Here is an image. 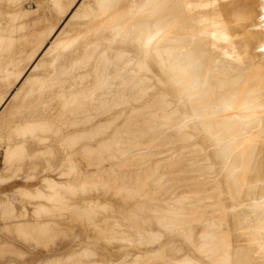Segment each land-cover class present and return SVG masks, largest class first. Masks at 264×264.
<instances>
[{"label": "bare ground", "instance_id": "6f19581e", "mask_svg": "<svg viewBox=\"0 0 264 264\" xmlns=\"http://www.w3.org/2000/svg\"><path fill=\"white\" fill-rule=\"evenodd\" d=\"M50 1H51V0H50ZM53 1H55V0H53ZM57 1H58V0H57ZM77 1H78V0H77ZM99 1L101 2L102 0H99ZM103 1H104V2H101V3H102L101 6H102L103 3H104V4H105V5H104L105 7L97 6V8L100 7V8H102V9H104V10L101 9L102 12H100V10H97V9H95V10H97V11H96L97 13H98V11H99V14L95 13V10H93L94 12L92 11L93 13H95V16H96V14H97V16H96L97 18L94 16L93 13H92L93 16L91 15V18H90V16H88V15H89L91 12H90L88 15L85 14V15H82V16L80 15V16H79L77 11H79L80 9H78V7H77L78 4L76 3L77 6H76V4H75V8H77V9H76V10H77V11H76L77 13H75V12L73 11V12L75 13V16L77 15L76 17L74 16V17H75V20L78 19L77 17H81V19H82V17H84V16H88V18H87V19H82V20L79 18L78 21H75V20L72 21V20H73V17H72L71 20L69 21V23H70L71 25H74L73 27H72V26L66 21V23H68V25L71 27V29L74 28L72 31H75L74 33H73L71 30L69 31V34H68L69 37H70V34H71V33H73V35L75 34L74 38H71V39L69 38V39H70V40H75L76 42H75V41H74V42L77 43V45H78V43L80 42V41H78V40H81L80 43H82V42H83L82 39H84V42H85V39H87V38L89 39V38H91V37H93V36L96 35V36L94 37V39L96 40V39L99 37L100 40H99V39H98V40L101 41V39H103V35H101L100 33H101V32H105L106 28H109L110 26L113 27L112 24H114V28H113V30L116 28V26H117L118 30L116 29V30H114L113 32L121 33V34H116V35H117V36H120V35H121L122 38H126V37H127V39H125V40H126V41L129 40L128 42H130V40H131V42L133 41V44H134V45L132 46V47H133V50H134L135 48H138L139 43L142 42V43H141L142 45L140 44V46H141V48H142V46H143V49L138 48V49H139V53H138V49H135V50H134L135 52H136V50H137V54H138V55L141 54V53H140L141 50H143V51H142L143 53L145 52L144 54H146V52H148V53H152V54H153V53L156 54V53H155L156 51L154 50V49L156 48L155 45H157V44H158V45H161V47H160L161 50H159V49H158V50H159V53H160V51H161V53H162V55H164V57H162V55L160 54L161 58H160V57H159V58H160V59L165 58L169 63L172 64V66H173L174 68L172 67L171 69H173L174 72L177 73V74L179 75V76H178V75H174V76H175V78H176L177 76L180 77L179 80H180L181 82L177 81V78L175 79L174 77H172V79H170V78L168 79L169 73H171V72L167 73L168 70L166 71V70L162 67V66H165L166 69H167V66H166V64L164 63V62H165V61H164L165 59H164V60L162 59V60H163V63H162V60L158 59V57H157V59L160 60L161 62H158L157 60H156V61L159 63L158 65H160V63L162 64V65L159 66V67L162 68L164 71H166V72H162V73H163V76H166V77L163 79V78H162L163 76H162V77L159 76V75H162V73L158 75L159 77H158V76L155 77L156 75L154 76L153 73H155V72H153V71H157V70H154V69H153V70H152V72H153L152 74H153L154 78H153V76H152L153 79H151V76H150V74H149V76H147V79H148V78H149V79H148V80H147V79H144V82H145L146 80L148 81V82L146 81L147 83H149V82H151V81L155 82L154 79L157 78L156 81H157V80L160 81V85H161V84L163 85V83H164V84H165V87H164V88L166 89V88L169 87V89H170V86H171V88H172L173 85H170V84H169V86H168L167 83H169V82L172 81V83H174V85H175V86H173V88L176 87V86H179V88L176 87V89L178 88L177 91H176V94H177L178 92L180 93V90H182V91H181V95H178V94H177V95H176V94L172 95V96H174V97H175V95H176V97H175L174 99L171 97V94H173V93L170 92L171 94L169 95V97H171V99L174 100L175 102H176V101H177V102L181 101V103H179V104H180V105L183 104V106L187 104V103H186V104H185V103H182V100H184L185 98H186V99H185L184 101H187V102H188V101H191L192 98H194L195 96H196L195 98H197V96L200 97L202 94L204 95V97H207V98H206L207 100L202 99V98H203V95L200 97L201 99L198 97L203 103H204V100H205V103H204V104L200 103L201 101H200L198 98H197V100H198L199 102L196 101L195 98H194V103L191 104V105H193V106H191V107L189 108V110H187V108H186V106H187L188 104H187L186 106H184L183 108H186L187 112H188V111L190 112V113H188V114H187L186 110H185V111L182 110V112L180 111L182 114H183V112L186 113V114H184V115H182V114L179 113V111H178V113H179L178 116H183V117L185 118V120L182 121V123L180 122L181 120H180V121H176V119H177V120L181 119L180 117L177 118L178 116H177L176 114H178V113H173L174 111L176 112L177 110L182 109V108H181L182 105H181L180 107H179L178 105H174V104H173L174 101H172L171 99H170V102H169V100H168L169 97H167V98H161V99L163 100V102H168V103H165L164 107H166V104H168L169 107H170V106L172 107V106L174 105V106H173L174 108H175V106H176V108H177V106H178V108H180V109H175V110L172 112V109H173V107H172L171 110L169 109L171 112H168V111H169V110H168L169 107H168V108L166 107V110H165V111H166V113H167V112L169 113L168 115H167V114H163V113H164V112H163V111H164V108H161V109H163V111H162L163 113H162V114H163V115H166V117L168 116L166 119H169V115H170V119H169L168 122H167V120L164 119L165 117L163 118V117H162L163 115L159 113L160 115H162L161 117L163 118V120L161 119V120H162L161 123H164V124H165V122H164V120H165V121H166V124L169 123V124H167V125H168V126H171V124H174L175 121H176L177 123L180 122V124L178 123V124L180 125V127H179V125L175 122L176 126H177V125H178V126H177V127L175 126V127H174V130H177V131H178L177 128H179V129H181V130L184 129V131H185V128H186V130H188V131H187L188 133H192L194 130L197 129L195 132H193V134H188L187 132H183V133H184V134H183V133H180L181 130L179 131V133L181 134V137H182V138H183L184 136H186V137H184V138H186L185 141H187V143H184V141H183L184 138H183V139H180V141H183V143H184V147L182 146L183 143H182V145H180L181 142H180L179 145L182 146L183 148H186V144H188V143L190 144V143H191V142H190V141H191L190 138H192V137H191L192 135H195L194 138H195L196 136H198V138H200L201 131L204 130V131H203V134H201V136L204 135V132H205V134L209 137V139H210V138L212 139V143L214 142L213 144H214L216 147H215V146H210V145H209L210 143L207 144V141L209 142V139H208V137H207V138H205V139L203 138V140H202V141H204V140L206 141V144L204 143L205 141L203 142V143L205 144V146H203L204 144H202V145H198V144H200V142H202L201 139H199L200 141H198V143L196 142V146H194V148L197 149V148H199V146H200L199 149H202V148H201V146H202L203 148L205 147V148L207 149V151H209L208 148H210V147H211V148H213V147L217 148V150H215V149H214V150H215L216 152L219 151L218 153L221 154V156H220V154H219V156H217V157H218L217 160H219V158H220V160H221V157H222L223 160H222V164H221V165H223L224 167H223V166H221V167H223L224 169H226V170L223 171V168H222V171L224 172V174H225L226 171H227L226 175L229 174V176H227V177H231V179H233V180H232L233 183H232V181H230V179H229V181L231 182V184H233V185L236 184V185H237V182H238V181L236 182V180H239V179H241V180H246V179H248V180H249L250 177H251V174L253 175V173L255 172V171H254L255 168H256V169H255L256 172L258 173L257 175H258L259 177H256V176H255V177H256V179H255V177L253 176L254 181L251 182V181L249 180V181H250V182H248L249 185L246 183L247 180H246V182H244V181H239L240 184H239V182H238L239 185H241V182H244V184H246V186H245V185L242 183V185H244L243 188H245V187L248 186L246 190L244 189V191H246L247 194H248V196H249V198H251V200L248 198L249 201H252V199H253V201H254V203H253V201H252V202L249 204V205L252 206L253 209H254V211H252L251 215H249V214H250V209H251V208H250V209L248 208V211H249V212H248L247 210L244 211V210L247 209V208H246V206H245L246 204L243 203V202H245V201L248 200V199L246 198V200L243 201L244 196H243V194H242V197H240L241 193H239V191L237 190L236 186H234V187H233V186L230 187L231 184H229V187H228V188H229V191H228V189H227V191L230 193V194H229V193H228V194L231 195V196L234 194V193H233V192H234L233 190L236 189L235 194L233 195L234 197L232 196V197H233V198H232L231 196H228L227 199L230 197V199L232 198L233 201H236L235 198L238 199V197H240V199H242L241 202L243 203V204H241V203H239L240 201H236V202L238 203V205H237L238 207H237V206L235 207V203L231 201L233 204L231 203L232 205H229V206H230L229 208H231V206L233 207V205H234L235 208L233 207L234 209L231 210V211H233V212L228 213V214L230 215V217H229V218H230V221H229V219H227V220L229 221V223L231 222V225L234 224V226H235V228H236V232H235V228H234V230L232 229V230H233L232 233H230V232H231L230 230H231L232 227L229 228V233L231 234V236H232V235H233V236L235 235L236 237H235V236H234V237H235L236 239H238L237 236H239V237L241 238L242 236H240V235L243 233V232H242V233H239L238 231L241 230V229H242L241 231H243L244 229H247L246 231H244V232H246V233H243V234H244L243 238H246L247 234H249V231H250L251 233H250L249 235H252V237L254 238L253 241L255 240L254 242H255L257 245H256L255 243L253 244V241L250 240V239H252V238H251V236H249V235H248L247 238H249V237H250V238H249V239L246 238V239H247V242H246V239H245V241H244V240L241 241V240L239 239L241 242H240V244H238V243H239V242H238L239 240H238V241H237V244H238V245H237V244L233 243V241H234V240H232L233 237L230 238V235L228 236L229 233H228V234L226 233L227 235L224 234L225 231H223V233H221V231L219 232V234H220V233L222 234V237L225 236V237L223 238L224 240H222V242H221V239L218 240V236H220V235H219V234L217 235V233L215 234V233H214V230H212V226H210V225H213V223H212V224H209V225H207V226H209V231H210V229H211V232H212V231H213V232H212V233H211V232H210V233L208 232V233H209L212 237H213L214 234L217 235V238H216V236H215V238H216V240H218V241L220 242V243H218V244L216 243V244H217V245H216L217 247L214 245L215 243H212V242L215 240V239H213L214 237L211 239V240H212L211 243L209 242V240H206V239H205V242H206V243H205V242L203 241L204 238H202V235H201V238H200V235H199V237L196 236V237L200 238L201 240L203 239V240L201 241L202 243L204 242L205 244H208V245H209V243L212 244V246L210 245L209 247H208V246H205V244H204V246H205V247H204L203 244L201 243V244H202L201 247H204L205 250L202 249L201 247H199V249H200V250L202 249V251L204 250V251L206 252V253L204 254V253H203L204 251H203V252L201 251V253H203L204 255L207 254L206 256H204V255L202 254V255H203V258H202V259H203V262H205V261H204V257H205V260H206V258H207L208 256H210L209 252L212 251V249H213L214 251H212V252L215 254V255H214L215 257H211V258H213L212 260L215 261V262H214L215 264H264V255H262V254H264V250H261V249L264 248V227H263V226H264V194H262L264 190L261 192L260 189L258 190V188H257L258 186H259V188L261 187V189L264 188V178H262V177L264 176V0H116L117 2H116L115 0H109V3H110L111 1H115L116 4H115L114 2H113V3L111 2V3L115 6V7H113V8H111V6H110V5H112L111 3L109 4V6H110V7H109V6H108V3H107L108 1H106V2H105V0H103ZM3 2H4V1H3ZM3 2H2V3H3ZM55 2H56V1H55ZM59 2H60V4H61V0H60ZM66 2H67V3H68V2H69V3L71 2V4L73 3V1H71V0L66 1ZM75 2H76V0H75ZM92 2H93V1H92ZM6 3H7V2H6ZM12 3H13V2H11L10 4L12 5ZM56 3H57V2H56ZM63 3H65V1L62 2V4H63ZM79 3H80V2H79ZM97 3H99V2L97 1ZM106 3H107V4H106ZM3 4H4V3H3ZM18 4H19V3H18ZM20 4H21V2H20ZM20 4H19L18 6H20ZM86 4H87V3H86ZM1 5H2V4H1ZM5 5H6V4H5ZM16 5H17V4H16ZM63 5L66 6V4H63ZM73 5H74V3H73ZM73 5H71V6H73ZM99 5H100V3H99ZM8 6L10 7V5H8ZM40 6H41V5H40ZM44 6H45V5H44ZM49 6H50V5H49ZM52 6H53V5H52ZM60 6H61V5H60ZM67 6H68V4H67ZM3 7H4V6H3ZM21 7H22V6H21ZM23 7H24V6H23ZM61 7H62V6H61ZM68 7H69V6H68ZM68 7H67V8H68ZM73 7H74V6H73ZM79 7H80V6H79ZM95 7H96V6H95ZM0 8H2V7L0 6ZM6 8H8V7H6ZM11 8H12V7H11ZM14 8H15V7H14ZM16 8H17V6H16ZM16 8H15V9H16ZM69 8H70V7H69ZM75 8H74V9H75ZM109 8H110V9H113V11L109 10ZM19 9H20V7H19ZM46 9H47V8H46ZM65 9H66V8H65ZM70 9H71V8H70ZM9 10H10V9H8V11H9ZM67 10H68V12L70 11L69 9H66V11H67ZM71 10H73V9H71ZM5 11H7V10H5ZM12 11H13V10H12ZM21 11H22V10H21ZM21 11H19V13H21ZM39 11H40V10H39ZM23 12H24V11H23ZM70 12H71V11H70ZM70 12H69V13H70ZM73 12H71V15H72V14L74 15ZM0 13H1V12H0ZM6 13H7V12H6ZM8 13H9V12H8ZM16 13L18 14V11H17ZM28 13H29V12H28ZM32 13H33V11H32ZM66 13H67V12H66ZM69 13H67V15L70 16ZM17 14H14V17H16ZM55 14H56V13H55ZM1 15H4V13L2 12ZM6 15H7V14H6ZM6 15H5V16H6ZM8 15L11 16V13H9ZM8 15H7V16H8ZM30 15H31V14H30ZM48 15H49V14H48ZM10 16H8V17H10ZM12 16H13V15H12ZM12 16H11V17H12ZM17 16L20 17V16H23V15H20V14H19V15H17ZM42 16H43V15H42ZM28 17H29V16H28ZM92 17H93V18H92ZM2 18H3V17H2ZM2 18L0 17V19H2ZM4 18H5V17H4ZM4 18H3V20H2V21H3L2 23H4V21L8 20L7 17H6L5 19H4ZM30 18H31V17H29V19H30ZM40 18H41V17H40ZM43 18H44V17H43ZM69 18H70V17H69ZM84 18H86V17H84ZM17 19H18V17H16V19H15V23L17 22V21H16ZM22 19H23V17H22ZM24 19H25V18H24ZM60 19H61V18H60ZM25 20H26V21H21L22 25L20 24V22H19V20H18V22H19L18 24H19V25H18L17 27H19V26H23V28H24L23 22H24V24H26V22H28L27 19H25ZM51 20H52V19H51ZM11 22H13L12 19H11ZM62 22H63V21H62ZM73 22H74V23H73ZM2 23H1V20H0V24H2ZM15 23H14V25L17 24V23L15 24ZM60 23H61V20H60ZM4 24H5V23H4ZM42 24H43V23H42ZM44 24H45V23H44ZM47 24H48V23H47ZM5 25H6V24H5ZM33 25L35 26V24H33ZM38 25H40V24H38ZM45 25H46V24H45ZM61 25H62V24H61ZM106 25H107V26L109 25V26L107 27ZM115 25H116V26H115ZM1 26L3 27V24H2ZM1 26H0V29L2 28ZM10 26H11V23H10ZM28 26H30V25H28ZM48 26H49V25H48ZM59 26H60V25H59ZM64 26H66V25H63L62 27L64 28ZM69 26H67V27H68V30H69V28H70ZM105 26H106V27H105ZM4 27H5V26H4ZM4 27H3V29H4ZM6 27H9L8 23H7V26H6ZM11 27H13V26H11ZM30 27H31V26H30ZM32 27H33V26H32ZM32 27H31V30H33V31L37 29V27H34V28H36V29H33ZM42 27H43V26H42ZM42 27L39 28L38 30L40 31V29H42ZM60 27H61V26H60ZM67 27H66V28H67ZM112 27L109 28V29H110V32H111V30H112ZM13 28H14V29H12V28H11V29H12V30H15V31H12V34L14 33L13 35L11 34L12 36H11L10 33H8V31H7V34L10 35L9 38L6 37V33L4 34V31L2 32L3 29H1V32L3 33V36L5 35L4 37H6V39H4L5 42H2L3 44H1V45H3V46H2V48H1V50H0V63H2L4 60H6L5 57L8 55V53H9V54L12 53V50H13V49L15 50V49L17 48L16 50H19V51L21 50V48L19 49V47H20L21 45H20L19 47H18V46L16 47V46H15V43H16L17 39H21V37H20V38H18V37L20 36L21 33H22V34L24 33V32L22 31L23 29H21V28H22V27H21L20 30H19V32H21V33H19L18 30H17L18 28H17V29H16V27H13ZM46 28H47V27H46ZM104 28H105V29H104ZM6 29H7V28H6ZM11 29H10V30H11ZM47 29H48V28H47ZM4 30H5V29H4ZM7 30H9V29H7ZM26 30L29 31V29H26ZM44 30H45V29H44ZM44 30H43L42 32H44ZM59 30H60V29H59ZM103 30H104V31H103ZM16 31H17V32H16ZM60 31H61V30H60ZM64 31H65V30H63V33H64ZM107 31H109V30H107ZM10 32H11V31H10ZM34 32H36V31H34ZM46 32H47V31H46ZM18 33H19V34H18ZM25 33H27V32H25ZM28 33H30V31H29ZM44 33H45V32H44ZM44 33H43V34H44ZM108 33H109V32H106L104 35L108 36V35L110 34V33H109V34H108ZM0 34H1V33H0ZM22 34H21V36H24V37L26 36V35H24V34L22 35ZM31 34H33L32 31H31L30 34H27V35L29 36V35H31ZM35 34H36V33H35ZM35 34H34V36H36ZM41 34H42V33H41ZM41 34H40V37H41ZM58 34H59V33H58ZM98 34L101 35V38H100V36H99ZM112 34H115V33H112ZM8 35H7V36H8ZM46 35H48V34H46ZM59 35H60V34H59ZM65 35H67V34H65ZM97 35H98V36H97ZM123 35H125L126 37L123 36ZM1 36H2V35H1ZM3 36H2V37H3ZM28 36H26L27 39H28ZM34 36H30L29 39H31L32 37H33V39H34ZM43 36H44V35H43ZM48 36H50V34H49ZM54 36H55V34H54ZM57 36H58V35H57ZM60 36H62V35H60ZM68 36H67L66 40L68 39ZM106 36H105V38H104V39H106V40L103 39V41H105V42H102V43H101V42H98V43H100V47H102V48H103V46H101V45H104V46H105V44H106V46L108 47V43H109V42H110V43H114V42H115V43L117 44V45L115 44V45L117 46L116 49H117V50H120L121 47H122L124 44H126L125 41H123V42H125L124 44L121 42L122 40H121V38H120L121 36H120L119 39L121 40L120 42H121L122 44L120 45L121 47H119V48H120V49H119V48H118V46H119V45H118V44H119V40H118V43L116 42V41H117V39H116L117 36L112 35V37H111V35H109L112 39H111V38H108L109 36H108V37H106ZM113 36H114V37H113ZM2 37H1V38H2ZM37 37H39V35H37ZM40 37H39V38H40ZM71 37H73V36L71 35ZM96 37H97V38H96ZM1 38H0V39H1ZM7 38H8V39H7ZM26 38H22V39H26ZM35 38H36V37H35ZM55 38H56V36H55ZM55 38H54V39H55ZM58 38H59V40H58L59 43H58V44L60 45V44L63 42V41H60V40L63 39V38H65V37H63V38L60 39V37L58 36ZM58 38H56V39H58ZM49 39H50V38H49ZM49 39H48V40H49ZM54 39H52V37H51V42H52V40H53V42H52L51 44H53V43H55V42L57 43V41H56V40L54 41ZM91 39H92V40H91ZM91 39H90V41H87V40H86V41H87L88 43H90V42H92V41L94 40L93 38H91ZM115 39H116V41L112 42V40H115ZM31 40H32V39H31ZM36 40H37V38H36ZM41 40H42V39H41ZM48 40H46V41H48ZM70 40H68V41H66V42L69 43ZM98 40H97V41H98ZM107 40H108V41H107ZM136 40H137V41L140 40V41H138V45H137V46H136V42H134V41H136ZM0 41H1V40H0ZM22 41H23V40H22ZM26 41H27V40H25V41L23 42L24 44H26L24 47H26V46L28 45V43H26ZM34 41H35V40H34ZM34 41H33V42H34ZM97 41H93V42H96V44L98 45ZM28 42H30V41L28 40ZM33 42H31V43H33ZM37 42H38V41H37ZM49 42H50V41H49ZM64 42H65V40H64ZM64 42H63V43H64ZM74 42L71 41V42L69 43V45L72 43L70 46H73V45H74ZM87 42H86L84 45H86ZM106 42H107V43H106ZM131 42H130V43H131ZM19 43H20V42H19V40H18V44H19ZM56 43L53 44V45H51V48H52V47H55L54 45H56ZM67 43H66V44H67ZM110 43H109V46H110V45H113V44H110ZM16 44H17V43H16ZM21 44H22V43H21ZM34 44H35V43H34ZM91 44H92V46H93V43H90L89 45L91 46ZM96 44H95V45H96ZM131 44H132V43H131ZM41 45H42V44H40V46H41ZM61 45H62V44H61ZM61 45H60V46H58V45L56 46V47H57V49L55 48L56 51H58V50H62V49H63V48H62L63 46H61ZM89 45H86V46H85V49H84L83 43L81 44V46H82L83 48L80 47V46H76V45H75V47H78L79 50L82 52V50H81L80 48H82V49L85 51L86 48H87ZM97 45H96V46H97ZM127 45H128V44H127ZM127 45H126V46H127ZM129 45H130V44H129ZM129 45H128V48L131 49V45H130V46H129ZM38 46H39V45H38ZM40 46H39V47H40ZM48 46H49V44H48ZM64 46H65V44H64ZM90 46H89V47H90ZM106 46H105V47H106ZM140 46H139V47H140ZM15 47H16V48H15ZM66 47L69 48L68 44H67ZM75 47H74V48H75ZM97 47H98V46H97ZM97 47H95V48H97ZM112 47H114V46H112ZM124 47H125V46H124ZM124 47H122V49H123L122 51L120 50L121 53H122L124 50H126V48H127V47H126V48L124 49ZM134 47H135V48H134ZM157 47L159 48V46H157ZM59 48H62V49H59ZM78 48H76V49H78ZM93 48H94V47H92V49H93ZM102 48H101V49H102ZM108 48H109V47H108ZM108 48H107V49H108ZM152 48H154V49L151 50ZM25 49H27V48H23V51H24ZM32 49H33V47H32ZM34 49H35V48H34ZM64 49L66 50V51H64V53L66 52L65 55L68 54V53H69V50H67L65 47H64ZM69 49H70V48H69ZM71 49H72V48H71ZM71 49H70V50H71ZM89 49H90V48H89ZM97 49H98V48H97ZM101 49H100V50H101ZM105 49H106V48L102 49L103 53H101V51H100V55H103V54L105 53ZM14 50H13V51H14ZM35 50H36V49H35ZM35 50H34V51H35ZM95 50H96V49H95ZM95 50H94V51H95ZM98 50H99V49H98ZM110 50H112V49H110ZM113 50H114V49H113ZM158 50H157V51H158ZM10 51H11V52H10ZM21 51H22V50H21ZM23 51H22V53H21V52H19V53L23 54ZM26 51H27V50H26ZM34 51H33V52H34ZM37 51H38V49H37ZM41 51H42V50H41ZM45 51H46V50H45ZM48 51H49V50H48ZM54 51H55V50H54ZM67 51H68V53H67ZM84 51H83V53H85ZM90 51H91V52H94L93 50H90ZM150 51H152V52H150ZM153 51H155V52H153ZM15 52H18V51H15ZM28 52H29V51H28ZM33 52H32V53H33ZM61 52H63V50H62ZM77 52H78V51H77ZM91 52H90V53H91ZM95 52H98L97 54L99 55V51H95ZM118 52H119V51H118ZM120 52H119V53H120ZM124 52H126V51H124ZM49 53H51V52H49ZM52 53H53V52H52ZM64 53H60L59 57H60V56H62V58L65 57L64 55H61V54H64ZM71 53H74V49H73V51H72ZM75 53H76V52H75ZM87 53H89V50H88ZM90 53H89V54H90ZM114 53H115V52H114ZM114 53L110 54L111 57H112V55H113ZM116 53H117V51H116ZM116 53H115V54H116ZM121 53H120V54H121ZM127 53H128V52H127ZM143 53L141 54L142 56L144 55ZM157 53H158V52H157ZM14 54H15V53H14ZM14 54L12 53L11 55H14ZM34 54H35V53H34ZM56 54H57V53H56ZM56 54H54V55H56ZM58 54H59V52H58ZM58 54H57L56 57H58ZM79 54H81V56H83L82 53H79ZM94 54H95V53H92V54H90V55H93V56H94ZM115 54H114L115 57H114V58L112 57V59H114V60H116V59H115V58H116V55H115ZM117 54H118V53H117ZM137 54H136V55H137ZM15 55L18 56V53L15 54ZM42 55H43V54H42ZM46 55H47V54H46ZM46 55L44 54V56H46ZM54 55H51V56H54ZM76 55H77V54H76ZM76 55H74V56H76ZM100 55L98 56V57H99L98 59H103V58H101ZM104 55H105V54H104ZM104 55H103V57H106V56H107V54H106V56H104ZM138 55H137L136 57H139V58H137V59L135 58L136 60H135V62H134L136 66H137L138 61H139V62L141 61V60H139V59H141V58H142V61H144L145 59L148 60V59H152V58H154L153 56H150V58H149V56L147 57V55H146V56H143V57H145V59H144L143 57L140 58V55H139V56H138ZM179 55H180V59H181V60H183V58H181V56H182V57H184V56H189V57H190V61L188 62V57H185V58H187V59H186V62H182V61L179 62V61H178V60H180L179 57H178V58L176 57V56H179ZM17 56H16L15 58H17ZM19 56L21 57L22 55L19 54ZM19 56H18V58H19ZM49 56H50V55H49ZM49 56H48V57H49ZM66 56H67V55H66ZM69 56H70V55H69ZM74 56H73V57H74ZM95 56H96V54H95ZM117 56H118V55H117ZM8 57H10V56H8ZM83 57H84V56H83ZM85 57H88L87 54L85 55ZM85 57H84V58H85ZM90 57H91V56H90ZM109 57H110V56H109ZM118 57H120L119 59H121V61H122V58H121L122 56L119 55ZM118 57H117V58H118ZM146 57H147V58H146ZM4 58H5V59H4ZM24 58H25V57H24ZM45 58H46V57H45ZM52 58H55V56L52 57ZM155 58H156V57H155ZM8 59H10V58H8ZM8 59H7V60H8ZM11 59H12V56H11ZM11 59H10V60H11ZM26 59H27V58H26ZM50 59H51V58H50ZM68 59H69L70 62L72 61L70 58H68ZM94 59L96 60V58H94ZM98 59H97V60H98ZM104 59H105V58H104ZM104 59H103V60H104ZM119 59H117V60H119ZM177 59H178V60H177ZM10 60L7 61V62H5V63L7 64V63L9 62V64H10V63L12 64V62L14 63V61L17 60V59H15L14 61L11 60V62H10ZM19 60H23V58H22V59L19 58ZM36 60H37V59H36ZM43 60H44V59H43ZM45 60H46V59H45ZM60 60H61V59H60ZM85 60H86V59H85ZM90 60H91V59H89V61H90ZM103 60H102V61H103ZM147 60H146V61H147ZM176 60H177V61H176ZM37 61H38V60H37ZM51 61H53V59H52ZM51 61H50V62H51ZM64 61H65V63L67 62L66 59H64ZM100 61H101V60H100ZM105 61H106V60H105ZM121 61L119 60V62H121ZM142 61H141V62H142ZM146 61H145V62H146ZM151 61H152V60H151ZM154 61H155V59H154ZM167 61H166V62H167ZM184 61H185V59H184ZM15 62H16V61H15ZM40 62H42V60H41ZM48 62H49V61H48ZM57 62H58V61H57ZM87 62H88V61H86V65H88V67H85L86 65H83V67L85 68V70H86L87 68L90 67V65L87 64ZM103 62H104V61H103ZM119 62H118V64L121 66V69H122V66L124 67V65H121ZM136 62H137V63H136ZM141 62H140V66H139V67L142 68V67H143L142 64H143L144 62H142V63H141ZM149 62H150V60H148V64H149V65L151 64L153 68H154V67L156 66V64H157V63L155 62V65L153 66V63H149ZM152 62H153V61H152ZM5 63H4V64H5ZM19 63H20V62H19ZM37 63H38V62H37ZM45 63H46V62H45ZM60 63H61V62L59 61V64H60ZM63 63H64V62H63ZM63 63H62V64H63ZM88 63H89V62H88ZM121 63L123 64V61H122ZM14 64H15V63H14ZM17 64H18V62L16 63V65H17ZM21 64H22V61H21ZM55 64H56V63H55ZM62 64H60V65H62ZM69 64H70V63H69ZM90 64H91V61H90ZM93 64H94V63L92 62V65H91V66H93ZM101 64H102V63H100V65H101ZM145 64L147 65V63H145ZM163 64H164V65H163ZM19 65H20V64H19ZM19 65H18V66H19ZM22 65H23V64H22ZM28 65H29V64H28ZM48 65H49V64H48ZM60 65H59V66H60ZM65 65H66V64H65ZM97 65L100 66L99 64H97ZM119 65H116V66H115V64H114V66L112 65V68L115 67V68H114V71L116 70V73L118 72L116 68L120 67ZM138 65H139V63H138ZM143 65H144V64H143ZM146 65H144V68H145ZM151 65H150V66H151ZM169 65H170V64H169ZM169 65H168V66H169ZM1 66H2V68H3V64H2ZM8 66H10V68H11V65H8ZM18 66H17V67H18ZM23 66H24V65H23ZM68 66H69V65H67V67H68ZM70 66H71V64H70ZM98 66H96V63H95V67H98ZM117 66H118V67H117ZM133 66H134V65H133ZM147 66H148V65H147ZM150 66H149V69H151ZM5 67H6V65H5ZM5 67H4V69H5ZM12 67H13V66H12ZM20 67H21V66H20ZM57 67H58V65H57L55 68H57ZM65 67H66V66L60 67V68H58V70L60 71V69L63 68V69H64V70H63V73H64V72H65ZM83 67L81 66L80 68H83ZM95 67H94V69H95ZM139 67L137 66V68H139ZM157 67H158V66H157ZM170 67H171V65H170ZM2 68H0V69H2ZM10 68H7V69L10 70ZM15 68H16V67H15ZM15 68L13 67V69H15ZM21 68H22V67H21ZM24 68H25V67H24ZM27 68H28V66H27ZM55 68H54V70H55ZM90 68H91V70H92V67H90ZM112 68H111V69H112ZM135 68H136V67H135ZM144 68H143V69H144ZM7 69H5L6 72H7ZM18 69H19V68H18ZM18 69H16V70H18ZM29 69H30V68H29ZM40 69H41V68H40ZM46 69H47V68H46ZM94 69H93V70H94ZM98 69H100V68H98ZM98 69H97V71H98ZM118 69H120V68H118ZM121 69H120V70H121ZM139 69H140V68H139ZM145 69L147 70V67H146ZM157 69H158V68H157ZM9 70H8V72H10V71L12 72V70H10V71H9ZM16 70H14V72H16ZM26 70H27V69H26ZM34 70H35V67H34ZM34 70H32V71H30V70L27 71V76H29L30 78L27 77V76H25V77L29 78L28 81H29V80H30V81H29V83H28V82L26 81L27 78L24 77V78H25V81H24V86H25V87L23 86L22 91L20 90L19 92H17V96L15 95V96H16V101H14V103H13L12 100H15V99H12V100H11V98H10V100H9V98H8V100L11 101L13 104H15V103H16L17 105H20V104H21V106H22V107H20L21 109H22L24 106L27 105L26 102H27V100H30V99L32 98L31 95L36 96V97H34L35 99H37L38 96H40L41 94H43V95H44L43 98H46V99H47L48 97H50L51 95H53L54 98L51 97V98H52L51 101L53 102V99H56V97H57L58 94H59V91H60V90L58 89V87L56 86L55 88H57V89H55L54 86H52V85H55V84H52V85H51V83L49 82V81H51L50 79L53 80L54 78H56V74H55V72H54V71H50V70H52V69H50V70H48V69H47V70H45V69H41V70H39V67H38V70H39V71L44 70V71H45L44 73H43V72H42V73H37V69L35 70L36 72H35ZM82 70H83V69H82ZM87 70H88V69H87ZM87 70L84 71V72H81V70H80V72L77 71V73H78V74H79V73H85V72H87ZM93 70H92V71H93ZM120 70H119L120 73H119V72H118V73L120 74V76H122V75L124 76V74L122 73V71L125 70V67L122 69V71H120ZM126 70H127L126 74H129V73H128V71H129L128 68H126ZM160 70H161V69H160ZM160 70L158 69L157 72H158V73L161 72ZM20 71H21V70H20ZM48 71H50V72H48ZM59 71H58V72H59ZM95 71H96V69L94 70V72H95ZM99 71H101V70H99ZM102 71L104 72L103 69H102ZM110 71H111V75H112V74H113V73H112L113 70H110ZM139 71H140V70H138V71L136 70V73H134L132 76H130V75H131V74H130L129 76H130L131 78H132L133 76H136V77L138 78V74H139V78H140V73H139ZM169 71H170V69H169ZM8 72H7V73H8ZM14 72H13V73H14ZM34 72H35V73H34ZM53 72H54V73H53ZM56 72H57V70H56ZM61 72H62V70L59 72V76L62 75ZM74 72H75V71H74ZM89 72H91V71H88V74H89ZM107 72H108V71H107ZM129 72H130V71H129ZM149 72H150V71H149ZM172 72H173V71H172ZM0 73H2V72H0ZM91 73H92V75L94 74L93 72H91ZM124 73H125V71H124ZM131 73H133V71H132ZM137 73H138V74H137ZM158 73H157V74H158ZM165 73H167L168 76H167V75H164ZM10 74H12V73H10ZM22 74H26L25 71L22 72ZM73 74H74V73H73ZM78 74H76V75H78ZM88 74L86 73V76H87ZM95 74H96V76H97V72H95ZM98 74H99V73H98ZM103 74L105 75V73H102V74H101V72H100L99 75H100V76L102 75L101 77L103 78ZM109 74H110V72H109ZM126 74H125V75H126ZM136 74H137V75H136ZM143 74H145V76H144V78H145L146 75H147V73H145V71H144ZM152 74H151V75H152ZM155 74H156V73H155ZM16 75H17V74H16ZM18 75H19V77H18ZM18 75H17L16 77H14L15 80H16V79L18 80V78L22 77V75L20 76V72H19ZM81 75H82V74H80V75H78V76H81ZM89 75H90V74H89ZM92 75H90V76H88V77H91V78H92L93 76H95V75H93V76H92ZM99 75H98V77H99V82H96V78L93 77V78H95L94 81H95V83H96L98 86H100L99 83H100V80H101V77H100ZM117 75H118V74H117ZM117 75L115 74V76H114V75H113V76H114V77H117ZM172 75H173V74H171V76H172ZM171 76H170V77H171ZM12 77H13V76H12ZM17 77H18V78H17ZM57 77H58V74H57ZM81 77H82V76H81ZM83 77H84V78H83ZM83 77H82V78H80V77L78 78V77L76 76L75 80H77V78H78L79 80H80V79H81V80H82V79H85V75H83ZM88 77H86V78H87V79H86L87 81H88ZM126 77H127V76H126ZM126 77H125V76H124V77H121V79H124V78L126 79ZM130 77H127V78L129 79ZM141 77H142V75H141ZM7 78H9V77H7ZM22 78H23V77H22ZM22 78H21V79H22ZM134 78H135V77H134ZM137 78H135V79H137ZM158 78H159V79H158ZM166 78L168 79V81H167ZM11 79H13V78H11ZM113 79H115V78H113ZM118 79H119V78H118ZM121 79H120V81H121ZM128 79H127V80H124V81H125V82H128ZM141 79H143V77H142ZM161 79H162V80H161ZM174 79H175L176 82H179V83H181V84H179V85H178L177 83L175 84ZM5 80H6V79H5ZM7 80H8V79H7ZM23 80H24V79H23ZM23 80H22V81H23ZM75 80L73 79L72 82H71L70 84L72 85L73 81H75ZM79 80H78V81H79ZM81 80L79 81V82H80V85L85 84L84 82L81 83V82L83 81V80H82V81H81ZM86 80H85V81H86ZM105 80H106V78H105ZM116 80H117V79H116ZM132 80H133V78H132ZM149 80H151V81H149ZM163 80H165L166 83L163 82ZM20 81H21V80H20ZM22 81L19 82L18 84H19V85H20V84L23 85ZM78 81H75V82L77 83ZM87 81H86V83H87ZM97 81H98V80H97ZM118 81H119V80H118ZM124 81H123V83H122V81H121V83L124 84ZM135 81H136V83L138 82V80H135ZM139 81H140V79H139ZM158 81H157V82H158ZM161 81H162L163 83H162ZM173 81H174V82H173ZM10 82H11V81H10ZM16 82H17V81H16ZM16 82H14V86H16V84H15ZM52 82H54V81H52ZM75 82H74V83H75ZM79 82H78V83H79ZM91 82H93V81H91ZM91 82L88 81L89 84H91ZM129 82H130V80H129ZM144 82H142V83H143V85H142L143 89H141V91L144 90V86L146 85V84L144 85ZM6 83H7V82H6ZM25 83H26V84H25ZM74 83H73V84H74ZM76 83H75V84H76ZM88 83H87V84H88ZM93 83H94V82H93ZM93 83H92V84H93ZM102 83H103V82H102ZM114 83H115V82H114V80H113V84H114ZM151 83H152V82H151ZM151 83H150V84H151ZM207 83H208V84H207ZM18 84H17V85H18ZM63 84H64V83H63ZM65 84H66V83H65ZM92 84H91V85H92ZM96 84H95V85H96ZM100 84H101V83H100ZM113 84H111V85H113ZM134 84H135V83H134ZM138 84H140V83H138ZM138 84H137V85H138ZM185 84H186V85H185ZM206 84H207V85H206ZM12 85H13V84H12ZM12 85H11V86H12ZM19 85H18V87H17L16 89H18V88L20 89V87H22L21 85H20V86H19ZM80 85L78 84L77 86H80ZM95 85H94V88L96 89ZM97 85H96V86H97ZM131 85H132V86H131ZM131 85H130V86L133 87V84H131ZM148 85H149V84H148ZM166 85H167V86H166ZM183 85H184L185 87H184ZM204 85L206 86V88L204 87ZM11 86H10V88L12 89ZM58 86H59V85H58ZM67 86L69 87L70 85H68V83H67ZM72 86H73V87H72ZM72 86H71L72 88L75 87V89H76V88L78 89V87H76V85H72ZM87 86H88V85H87ZM89 86H90V85H89ZM98 86H97V87H98ZM113 86H114V88H115L116 86H117V87H118V86L120 87V85H117L116 83H115V85H113ZM113 86H110V89H109L110 91H111V87H113ZM138 86H139V85H138ZM138 86H137V87H138ZM149 86H150V88H148L147 85H146V86H145L146 89H147V88H148V89H151V90L154 91V92H155V91H160V90H162V89H159V90H158V89L156 88L157 86H159V82H158V84H156V82H155V85H149ZM151 86H152L153 88L155 87L157 90H153V88H151ZM180 86H181L182 88H181ZM1 87H2V86H1ZM71 87H70V88H71ZM80 87H81V86H80ZM84 87H85V86H83V88H84ZM90 87H91V90H92V91L90 90L89 92H93V90H94V89H92L93 87H92V86H90ZM139 87H140V86H139ZM201 87H202V88L204 87V90H205V89H206V90H205V91H202L203 89L201 90ZM70 88H66V90H64L65 95H66V91H68V90H71V92H72V90L75 91V89H70ZM81 88H82V87H81ZM81 88H80V89H81ZM108 88H109V87H108ZM114 88H112V91H113ZM120 88H122V86H121ZM125 88H126V87H125ZM135 88H136V86H134V89H135ZM140 88H141V87H140ZM155 88H154V89H155ZM161 88H163V87L161 86ZM164 88H163V89H164ZM173 88H172V89H173ZM184 88H185V89H184ZM11 89H10V90H11ZM14 89H15V88H14ZM19 89H18V90H19ZM53 89H54V90H53ZM77 89H76V90H77ZM86 89H87V88H85V91H87ZM88 89H89V87H88ZM98 89H99V88H98ZM100 89H102L103 93L101 92V90H100V92L97 91V93H100V94H98V95H100V96H101V93H102V96H103V94H104V92H105L106 90L104 91L103 88H101V86H100ZM104 89H105V87H104ZM115 89L118 90V88H115ZM126 89H127V91H126L127 93H129V91H130V93H131L132 90H130V87H129V88H126ZM126 89H122V90L119 89V91H118L119 95H121V93H122V92L120 93V91H123V92H124V90H126ZM128 89H129V91H128ZM146 89H145V90H146ZM148 89H147V90H148ZM165 89H164V90H165ZM18 90H17V91H18ZM78 90H79V89H78ZM78 90L75 91V92L78 93V92L81 91V90H82L83 92H85L84 89H81V90H79V91H78ZM96 90H97V89H96ZM117 90H115V92H117ZM137 90H140V89L138 88ZM145 90H144V91H145ZM151 90H149V92H150ZM170 90H171V89H170ZM178 90H179V91H178ZM0 91H1V90H0ZM13 91H14V90H13ZM82 91H81L80 93H82ZM112 91H111V92H112ZM135 91H136V90H135ZM162 91H163V90H162ZM166 91H167V89H166ZM171 91H174V89L171 90ZM6 92H7V91H6ZM95 92H96V91L94 90V94L90 93V95L92 94V95H91L92 97H88V96H90V95H88V92H87V93L85 92L88 96H85V94H83V96H84V97H83V100H82V99H81V100H77V97H78V98L81 97L82 94H80L81 96H80L79 94H78V95H75V94H74L75 96H77L76 98H75V96L73 95L74 98L76 99V101L73 99L74 103H77V101H79V104H78V106H77L75 109L73 108L74 110H72V108H71V110L73 111V112H71L72 114L69 112V111H71L70 108H67V109H69V111H68V110H66V111H67L68 113H70V116L67 115V114L65 115V116H66V119H68V121L65 122V123L68 124L67 127L70 126V124H69V120H70V122H71V121H73L72 118H74V117H75V120L78 119V118H80V116L76 115V114L74 113V111L79 113L82 109H83V111H84V109L86 108L85 110H87V111H85V113L89 111L88 113H86L88 117L91 116L92 114L94 115L95 113H98V112L100 111V107H101L100 105H101L102 102H104V100H106V99H104V100L101 102V104H100V102H99V104L96 103V105H95L96 107H95V106H94V103H93V102H95V101H94V100H90L91 98L93 99V95H95ZM113 92H114V91H113ZM126 92H124L123 94H126ZM132 92H133V91H132ZM136 92H137V91H136ZM138 92H139V91H138ZM146 92H147V91H146ZM149 92H147V93H145V92H140V93H143V96H142L141 94H139V93H138V94L135 93V94L138 95V97H137V99H138V98H139V95H140L141 97H144V98H145L146 96H144V95H146V94L148 95ZM167 92H168V91H167ZM167 92H166V93H167ZM174 92H175V91H174ZM197 92H199V93H197ZM15 93H16V92H15ZM68 93H69V95H66V96H71V95H70V92H67V94H68ZM72 93H73V92H72ZM97 93H96V94H97ZM106 93H107V94L109 93L108 89H107V92H106ZM130 93H129V96H130ZM152 93H153V92H152ZM152 93H150V96H151ZM156 93H157V94H154V95H157V97H159V93H158V92H156ZM160 93H161V91H160ZM162 93H163V92H162ZM166 93H163V96H165L164 94H166ZM0 94H1V93H0ZM107 94H106V95H107ZM109 94H111V93H109ZM109 94H108V96H106V95L104 94L105 96H103V97H104V98H105V97H106V98H110V97H109ZM112 94H113V93H112ZM112 94H111V95H112ZM115 94H116V93H115ZM135 94H133V96H134ZM168 94H169V92H168ZM168 94H167V96H168ZM193 94H194L195 96H194ZM8 95H9V94H8ZM29 95H30L31 97H30ZM56 95H57V96H56ZM111 95H110V96H111ZM116 95H118V94H116ZM126 95H128V94H126ZM131 95H132V94H131ZM154 95L151 96V98H153V100H154ZM161 95H162V94H160V96H161ZM3 96H4V95H3ZM6 96H7V95H6ZM26 96H27V97L29 96V97H28L29 99H28ZM62 96H63V93H62ZM95 96H96V99L99 97V96L97 97V95H95ZM102 96H101V97H102ZM114 96H115V95H114ZM114 96L112 95V98H110L112 101H113V99H115V98H117V97H119V98L122 97V96H117V97L113 98ZM135 96H136V95H135ZM148 96H149V95H148ZM148 96H147V97H148ZM163 96H161V97H163ZM1 97H2V95L0 96V101H3V100H1ZM41 97H42V95H41ZM41 97H39V98L37 99V102L39 101V99H40ZM58 97H59V96H58ZM123 97H125V95H124ZM123 97H122V98H123ZM126 97H127V96H126ZM157 97L155 96L156 99H157ZM180 97H181V98H180ZM191 97H192V98H191ZM4 98H5V96H4ZM13 98H14V97H13ZM17 98H18V100H17ZM59 98H60V97H59ZM81 98H82V97H81ZM84 98H85V100H84ZM88 98H90V99L87 100ZM99 98H100V97H99ZM119 98L116 99V100L119 101ZM122 98H121V99H122ZM129 98H130V97H129ZM132 98H133V97H132ZM132 98H131V99H132ZM151 98H150V97H149V99L147 98L148 100H147L146 98H145V99L140 98V100L142 99V100H144L145 102L148 101V102H149V105H150V102L152 101ZM188 98H191V100L188 99ZM25 99H27V100H25ZM32 99H33V98H32ZM48 99H50V98H48ZM94 99H95V98H94ZM123 99H124V98H123ZM126 99H127V98H126ZM126 99H125V100H126ZM150 99H151V101H149ZM156 99H155V100H156ZM175 99H176V100H175ZM187 99H188V100H187ZM41 100H43V99H40L39 103L42 102ZM56 100H57V99H56ZM59 100H60V102H61L62 100L64 101V107L62 106V107H63V110H61V109H62L61 105H63V104H62V102H61V105H60V104H59L60 102H58ZM59 100H58L57 102H58V104L60 105V107H59V108H60V111L64 112V113H61V114H65L66 112H65L64 109H66V108H65V104H66L67 102H65V99H63V98H62V100H61V99H59ZM67 100H68V99H67ZM69 100L72 101V99H69ZM99 100H100V99H99ZM108 100H109V99H108ZM111 100H110V101H111ZM127 100H128V99H127ZM132 100H133V99H132ZM132 100H130V102H131ZM142 100H141V101H142ZM155 100H154V101H155ZM164 100H166V101H164ZM25 101H26V102H25ZM33 101H34V99H33ZM43 101H45V100H43ZM48 101H50V100H48ZM54 101H55V100H54ZM100 101H101V100H100ZM106 101H107V100H106ZM106 101H105V102H106ZM112 101H111V102H112ZM157 101H158L159 105L156 104V103L154 102V106H155V104H156V105H158V106L160 107V105H162L163 102H162V104H161L160 101H159V98L157 99ZM195 101H196L198 104H197ZM3 102H4V101H3ZM5 102H6V101H5ZM11 102H10V103H11ZM46 102H47V101H46ZM46 102H45V103H46ZM57 102H56V103H57ZM69 102H70V101H69ZM97 102H98V100H97ZM111 102H110V104H111ZM119 102H120V101H119ZM122 102H123V101H121L119 104L121 105ZM152 102H153V101H152ZM152 102H151V104H152ZM172 102H173V103H172ZM206 102H207V103H206ZM23 103H24V104H23ZM29 103H31V102H29ZM34 103H35V102H33V104H34ZM43 103H44V102H43ZM45 103H44V104H45ZM54 103H55V102H54ZM56 103H55V104H56ZM74 103H73V105H75ZM91 103H93V104H91ZM108 103H109V102H106L105 104L107 105ZM131 103H135V101H134V102H131ZM138 103H139V105H138ZM143 103H144V102H143ZM146 103H147V102H146ZM188 103H191V102H188ZM199 103H200L201 105H200ZM3 104H5V103H3ZM8 104H9V103H7V105H8ZM13 104H11V105H13ZM25 104H26V105H25ZM51 104H52V103H51ZM89 104L93 105V106L95 107V109H96V108H99V109H98L99 111H98V112H96V111H92V112H90V111L92 110V108H91V110H89V107H90ZM103 104H104V103H103ZM110 104H109V105H110ZM112 104H113V103H112ZM112 104H111V106H112V107H111V110H113V111L116 112V110L118 109V112H120L119 109H122V108H123V109H122V112H123V111H124V112L126 111V113H128V114H126V113L123 112L124 114H122V116L124 117V118H122L123 121H124V122L127 121L128 119L125 120V118H127V117L129 118V117H130V116H127V115H130V112H127V111H129L130 109L132 110L133 108H132L131 106H129L130 109H127L126 107L124 108V107H122V106H121V107L118 106V107H120V108H118V107H117L118 104H117V103H114V104H117L116 106H114V108H117V109L114 110ZM147 104H148V103H147ZM147 104H145L146 107L148 106ZM171 104H172V105H171ZM194 104H197V105H196L197 107H196ZM23 105H24V106H23ZM35 105H36V104H34V106H35ZM37 105H38V107H40V108L44 106L43 104H42V106H41V104L39 105L38 103H37ZM37 105H36L35 107H37ZM48 105H50V104H47L46 107H47ZM52 105H53V104H52ZM59 105H58V106H59ZM73 105H71V106H73ZM76 105H77V104H76ZM97 105L100 106V107H97ZM109 105H107V106H109ZM122 105H123V104H122ZM126 105L128 106L129 103L127 102ZM134 105H135V109H133V110L136 111L137 108H138L139 106H141V103L138 101V102H137V105H138V106L136 105V103H135ZM134 105H132V106H134ZM199 105H200V106H199ZM9 106H10V104H9ZM27 106L29 107L30 105H27ZM34 106H33V108H31V107H32V106H31V107H30L31 109H30V108H27L26 111H23V112H22V110H20L21 112H20L19 110H17V109H19V108L14 109V110H16V112L18 111L17 113H15V111H14L13 109H12V110H13L12 112H14V113H11V114L8 113V115H6V112H5V114H4L5 117H6V116L9 117V122H10L11 130H12V125H13V126H14V125L18 126V125H17V124H18L17 122H19V119H18V118H21V117H22V122H20V123H22V124L25 123V124H26V125L24 124V125H25L24 127H25L26 129H24L23 126H21V128H20V129L23 128L22 130H25L23 133H25V132H26V133H27V132L29 133L30 131H28V129H30L31 131L34 132V129L36 130V129H38V128L41 127V123L43 124L44 122H43V121H42V122H39L40 119L37 118V116H38V114L40 115V114L43 113V112H44V113L41 114L43 117H44V114H45V116H46V114L48 115V113H46V112H47V110H49V109L47 108V110H46V112H45V111H42V110H45V109H46L45 107H44L45 109H44V108H43V109H40V108H39V109H40L39 111H41V113H38L37 108H35ZM66 106H67V104H66ZM68 106H69V105H68ZM68 106H67V107H68ZM71 106H70V107H71ZM87 106H88V107H87ZM93 106H91V107H93ZM103 106H104V105H103ZM103 106L101 107L102 110L105 109ZM107 106H106V108H107ZM154 106H153V107H154ZM0 107H1V106H0ZM4 107H5V105H4ZM10 107H11V106H10ZM13 107L15 108L16 105H13L12 108H13ZM129 107H128V108H129ZM136 107H137V108H136ZM146 107H143V108L145 109ZM150 107H151V105H150ZM150 107L148 106V108H150ZM156 107H157V106H156ZM156 107H155V108H156ZM171 107H170V108H171ZM192 107H196V109H193L194 112H195V113L193 112V113H194L193 115H191V114H192V109H191ZM1 108H2V107H1ZM6 108H7V107H6ZM24 108H25V107H24ZM24 108H23V110H24ZM51 108H52V106H51ZM54 108H55V106H54ZM59 108H56V110L59 109ZM87 108H88V109H87ZM109 108H110V107H109ZM139 108H140V107H139ZM139 108H138L139 111L137 110L138 113H140V111L142 110V109H139ZM141 108H142V107H141ZM7 109H8L7 111H10L9 108H7ZM32 109H33V110L35 109V110L37 111V113H36V111H31ZM95 109H93V110H95ZM126 109H127V110H126ZM144 109H143V110H144ZM190 109H191V110H190ZM3 110H4V109H3ZM29 110H30V111H29ZM96 110H97V109H96ZM102 110L100 111V113L102 112ZM105 110H106V109H105ZM143 110H142V111H143ZM154 110H155V109H154ZM154 110H153V111H154ZM159 110H160V109H159ZM167 110H168V111H167ZM195 110H196V111H195ZM0 111H1V110H0ZM54 111H55V110H54ZM57 111H58V110H57ZM107 111H108V110H107ZM107 111H105V112H107ZM109 111H110V110H109ZM109 111H108V112H109ZM142 111H141V113H142ZM157 111H158V110H157ZM160 111H161V110H160ZM160 111H159V112H160ZM10 112H11V111H10ZM24 112H25V113H24ZM48 112H49V111H48ZM93 112H95V113H93ZM108 112H107V116H106V117L103 116L104 119H108V118H109L110 112H109V115H108ZM118 112H116V115H115V116H120L121 113H119V115H118V114H117ZM143 112H146V111H143ZM151 112H152V111H151ZM155 112H156V111H154V113H155ZM34 113H35V114H34ZM57 113H58V112H57ZM59 113H60V112H59ZM78 113H77V114H78ZM81 113H82V112H81ZM81 113H79V114H81ZM85 113H83V117L85 116V115H84ZM91 113H92V114H91ZM103 113H104V112H103ZM135 113H136V112H134V114H131V115H135ZM141 113H140V115H141ZM154 113H153V114H154ZM23 114H24V115H23ZM52 114H53V112H52ZM52 114H51V115H52ZM61 114H60V115H61ZM88 114H89V115H88ZM111 114H112V115H110V116L112 117V116H113L112 111H111ZM142 114H144V115H145V114L148 115V113H142ZM150 114H151V113H150ZM153 114H152V115H153ZM157 114H158V113H156V115H154V116H156V118H157V116H158ZM171 114H173V115L175 114L174 117L176 116V119L173 118V115H172V117H171ZM180 114H181V115H180ZM189 114H190V115H189ZM35 115H37V116H35ZM51 115H49V116H51ZM56 115H57V114H56ZM71 115H74V117H71ZM75 115H76V116H75ZM93 115H92L93 118L89 117L90 120L92 119L89 123L92 124V123L94 122V123H95V124L93 123L94 126H96V125H101L102 129L105 127L104 129L106 130L107 126H106L105 124H106L108 121H105L106 123H104V122L102 121V123H104V127H103V126H102L103 124H102L101 122H100V124H99V121H97V119L94 118V117H96V116H97V118H98V115H99V114H98V115L96 114V116H95V115L93 116ZM100 115L102 116V114H100ZM104 115H105V113H104ZM124 115H125L126 117H125ZM140 115H139V117L142 116V115H141V116H140ZM144 115H143V116H144ZM146 115H145V116H146ZM2 116H3V115H1V113H0V119H3V120L5 121V118H1ZM20 116H21V117H20ZM42 116L40 117L41 120H43ZM62 116H63V115H62ZM67 116L70 117V118H67ZM77 116H78V117H77ZM115 116H114V118L112 117V119H110V120H112L111 122H113V120L116 122V124H114V127H116V125H117V126H121V125L117 124V123H120V122H118V120H117V121L115 120V119H116ZM137 116H138V115H137ZM137 116H136V118H138ZM143 116H142V117H143ZM154 116H153V117H154ZM3 117H4V116H3ZM12 117H14V119H15V117H17L16 120H18V121H17V122H16V120L14 121ZM34 117H36V118H34ZM46 117H47V120H50V119L52 118V117L50 118V117H48V116H46ZM46 117H45V119H46ZM76 117H77V118H76ZM81 117H82V116H81ZM83 117H82V118H83ZM107 117H108V118H107ZM111 117H110V118H111ZM133 117H134V116H133ZM133 117H132V118H133ZM149 117H152V116H148L147 118H149ZM161 117H160V118H161ZM10 118H12L13 122H12V120L10 121ZM33 118H34V119H33ZM48 118H50V119H48ZM53 118H54V117H53ZM53 118H52L51 120H52V121H56V123H57V120H58L59 116H58V118L55 119V120H53ZM60 118H62V117L60 116ZM63 118H65V117H63ZM86 118H87V117L85 116V118L83 119V121L88 122V121H87L88 119L85 120ZM99 118H101V117L99 116ZM132 118L129 119V120L127 121V122L129 123V125L131 124V125H130V126H131V130H130V131H131V134H133V133L136 132V131H134V132L132 131V128H135V127H136V126H135V127L132 126V125L136 122V120H139V121L141 122L140 119H136V118H135V119H136V120H135L134 118H133V119H132ZM145 118H146V117H145ZM147 118H146V119H147ZM158 118H159V116H158ZM158 118H157V119H158ZM184 118H183V119H184ZM32 119H33V121H32ZM35 119H36L37 121H34ZM38 119H39V121H38ZM45 119H44V121H45ZM80 119H81V118H80ZM80 119H79V122L81 121V124H80V123H76V124H77V130H78V128H79L82 124H83V125L87 124L86 122H85V124H84V122H82V119H81V120H80ZM141 119H143V118H141ZM150 119H151V118H150ZM172 119H175V120H172ZM183 119H182V120H183ZM7 120H8V119L6 118V123L8 122ZM61 120H62V119H61ZM93 120H95V121H93ZM100 120H101V119H100ZM151 120H152V119H151ZM151 120H150V121L148 120V121L151 122ZM170 120H171V122L173 121V123H170ZM186 120H188L189 122H192V121H193V123H191L192 126L190 125L189 122H186ZM191 120H192V121H191ZM52 121L50 122V124L53 123ZM58 121H59V125H60V122H61V121H60V120H58ZM63 121H64V119H63ZM120 121H122V120H120ZM123 121H122V122H123ZM144 121H145V123L148 122V121H146V120H144ZM156 121H160V120L158 119V120H156ZM14 122H15V124H14ZM36 122H38V124L40 125V126L38 125V128H36V127H37V126H36V125H37ZM45 122H46V121H45ZM73 122H74V121H73ZM97 122H98V124H96ZM111 122L109 121L108 124H110ZM115 122H114V123H115ZM122 122H121V124H122ZM124 122H123V124H124ZM137 122H138V121H137ZM142 122H143V121H142ZM149 122L146 123V124H149L150 127H153V125H155V127H156V125L158 124L160 129H161V126L164 128V125H163V124L161 125V123L159 124V122H158L157 124L154 123V122H155V118H154V122H152V123H154V124L149 123ZM184 122H186L187 124L190 125L189 129H188V126H189V125H187L186 123H185V124L187 125V127H186L185 124H184L185 126L182 125ZM0 123H2V120H0ZM16 123H17V124H16ZM46 123H47L48 125H50V124H49V121H47ZM54 123H55V122H54ZM54 123H53V127L51 126L52 128H51V127H50V128L53 129V128L55 127L54 129L58 132V131L60 130L59 128H60L61 125H60V126L58 125L59 127H56L57 125L55 124V126H54ZM71 123H72V122H71ZM89 123L86 125L87 130L89 129V126H88ZM125 123H126V122H125ZM195 123L200 124V126H201V127H200V130H198L199 128H198L197 126L194 125ZM3 124H4V123H3ZM3 124H2V126H3ZM8 124H9V123H8ZM22 124H19V126H18L17 128H16V126H14V127L18 130L19 127H20V125H22ZM44 124H45V123H44ZM61 124H63V123H61ZM76 124H75V127H76ZM78 124H79L80 126H78ZM91 124H90V125H91ZM136 124H137V123H136ZM139 124L141 125L142 123H139ZM146 124H144V125H146ZM151 124H152V125H151ZM0 125H1V124H0ZM5 125H6V126H9V125H7V124H4V126H5ZM63 125H64V124H63ZM63 125H62V126H63ZM71 125H72V124H71ZM83 125H82L81 127H84ZM125 125H126L127 127L129 126V125H127V123H126ZM144 125L142 124V129L144 128V127H143ZM181 125L183 126V128L181 127ZM2 126H1L2 129L0 128V129H1V131H0L1 133L3 132V127H2ZM46 126H47V125H44V126L42 125V129H43V127H46ZM94 126H90V128L93 129ZM110 126H111V125H110ZM110 126H108V127H110ZM112 126H113V125H112ZM123 126H124V125H123ZM123 126H121V128H122ZM126 126H125V128H126ZM146 126H148V125H146ZM172 126H173V125H172ZM172 126H171V128H173ZM198 126H199V125H198ZM63 127H64V126H63ZM67 127H66V128H67ZM73 127H74V125H72L70 128H72L73 131H76L75 127H74V128H73ZM139 127H140V126H139ZM148 127H149V126H148ZM150 127H149V128H146V130H147L148 132L150 131ZM166 127H167V126H166ZM166 127H165V128H166ZM184 127H185V128H184ZM193 127H197V128L194 129ZM4 128H5V127H4ZM6 128H7V127H6ZM6 128H5V129H6ZM50 128H48V129H50ZM57 128H58L59 130H58ZM70 128H68V129H70ZM86 128H85V129L82 128V129L84 130V132H86ZM96 128H97V127H96ZM96 128H95V129H96ZM98 128H100V126H99ZM98 128H97V129H98ZM112 128H113V127H112ZM128 128H129V127H128ZM16 129H15V130H16ZM20 129H19V131H21ZM32 129H33V130H32ZM40 129H41V128H40ZM64 129H65V128H64ZM74 129H75V130H74ZM82 129H79V131H80L81 133H82ZM92 129H91L90 131L88 130L89 133L92 131ZM97 129H96V130L93 129V130H94V133H93L94 135H95V132L97 131ZM102 129H99V130H101L100 132H102ZM108 129H109V128H108ZM117 129H118V128L116 127V130H114V128H113L112 130H113V132H118ZM122 129H124V127H123ZM129 129H130V128H129ZM136 129H138V131H139V128H135V129H133V130H136ZM153 129H154V130L156 129L157 131L160 130V129H158V126H157V128H153ZM153 129L151 128L152 131H154ZM167 129H170V128L168 127ZM191 129H194V130H192V132H191V131H189V130H191ZM11 130H10V131H11ZM26 130H27V131H26ZM55 130H54V131H50V134H52L53 132L55 133V132H56ZM62 130H63V129H62ZM72 130L70 131V133L72 132L71 135L74 134ZM105 130H103V132H104ZM110 130H111V129H110ZM124 130H126V129H124ZM140 130H141V127H140ZM144 130H145V129H143V132H144ZM146 130H145V131H146ZM162 130H163L165 133H164ZM162 130H160V131L163 132L164 134H166V133L169 134V132H166V129H165V130L162 129ZM172 130H173V129H172ZM172 130L170 129V133L173 132ZM4 131H5V130H4ZM64 131H65V130H64ZM66 131H67V129H66ZM68 131H69V130H68ZM106 131H107V130H106ZM106 131H105V132H106ZM130 131H128V133H127L126 131H124V132L127 133V137H128V138H126V139H129V137H130V134H129ZM138 131H137V132H138ZM141 131H142V130H141ZM152 131L149 132V133L147 132V134H149V136H151L150 133L153 135L154 133H153ZM157 131H155V132H157ZM171 131H172V132H171ZM177 131H176V132H177ZM21 132H22V131H21ZM39 132H40V130L38 129L37 136H35V137H36V141H37V137H38V133H39ZM41 132H42V133H43V132L45 133V131H41ZM41 132L39 133V136H40V137L42 136ZM46 132L48 133L49 131L46 130ZM51 132H52V133H51ZM61 132H63V131H61ZM97 132H98V131H97ZM97 132H96V133H97ZM100 132L97 133V135L100 134L99 136L96 135L97 137L93 135V136L96 137V138H94V139H92V140H95V139L98 140V137L100 138V140H102L100 136H101L103 133H100ZM105 132H104V133H105ZM108 132H111V131H108ZM108 132H107V136H106V135L104 136V134H103V136L109 138L110 135H113V134H114V133H113V134L110 133V135H109ZM124 132H123V133H124ZM132 132H133V133H132ZM161 132L158 134L159 137H160L161 134H163V133H161ZM197 132H198V133L200 132V134H198ZM7 133H8V131H7ZM28 133H27V134H28ZM31 133H32V132H31ZM31 133H30V135H31ZM34 133H36V132H34ZM44 133H43V134H44ZM70 133H68V134H70ZM75 133H76V135H77L79 132L77 131V132H75ZM91 133H92V132H91ZM121 133H122V132L120 131V134H119L120 136L118 135L119 137H121L122 135H125V134H126V133H124V134L122 133V135H121ZM157 133H158V132H157ZM173 133L175 134V131H174ZM173 133H172L171 135H172V136H175ZM185 133H186V135H185ZM194 133H195V134H194ZM8 134H10V133H8ZM11 134H12V135H13V134L15 135L16 133H13V130H12ZM27 134H25V136H26ZM62 134H63V133H62ZM85 134H87V133H85ZM105 134H106V133H105ZM115 134H116V133H115ZM117 134H118V133H117ZM136 134H137V133H136ZM139 134L141 135L140 131L138 132L137 135L139 136ZM144 134L147 135L146 132H144ZM180 134H179V135H180ZM196 134H197V135H196ZM14 135H13V137H14ZM23 135H24V134H23ZM30 135L28 134V137H29ZM34 135H35V134H34ZM47 135H48V134H46V136H47ZM57 135H58V133H57L56 135H54V137L57 136ZM64 135H65V134H64ZM66 135H67V134H66ZM76 135H74V136H76ZM79 135L81 136L80 133H79ZM82 135H83V134H82ZM90 135H91V134H90ZM90 135H89V136H90ZM133 135H135V134H133ZM133 135H132V136H133ZM137 135H135V137H136ZM171 135H170V136H171ZM177 135H178V134H177ZM183 135H184V136H183ZM187 135L190 136V137H188ZM16 136H18V135H16ZM20 136H21V135H20ZM43 136H44V135H43ZM43 136H42V137H43ZM46 136H44V137L46 138ZM48 136H49V135H48ZM48 136H47L46 139L43 138L44 141H43L42 143H45V140H46V142H47V140H49V137H50L51 135H50L49 137H48ZM58 136H60V135H58ZM84 136H85V135H83V137H84ZM103 136H102V138H104ZM113 136H114V135H113ZM132 136L130 137V138H132V139H131L132 141L130 140V141H131L130 143H132V142L135 143V142H136V139H137V140L140 139V136H139V138H137L138 136H137L136 138H135V137H132ZM164 136H169V135H163V137H164ZM172 136L170 137V139L173 138ZM222 136H223V137H222ZM7 137H8V136H7ZM10 137H12V136H10ZM13 137H12V138H13ZM23 137H24V136H23ZM35 137H33V135H31L30 138H31V139H34ZM40 137H38V138H39L38 141L41 142L40 139H42V138H40ZM60 137H61V136H60ZM111 137H112V136H111ZM111 137H110V139H111V143H112V140H113V145H112V148H113V147H114V138H111ZM114 137H116V136H114ZM124 137H125V136H124ZM153 137H154V139L157 138V139H155V140H158V138H159V137L157 136V134L154 135ZM163 137H162V139H163ZM202 137H204V136H202ZM205 137H206V136H205ZM0 138H1V137H0ZM21 138H22V136H21ZM25 138H26V137H25ZM71 138H72V136H71ZM71 138L69 139V141L73 140L74 137H73L72 139H71ZM80 138H82V137H80ZM80 138H79V139H80ZM84 138H85V139H82L81 141H80V140L77 141V136H76V138H74V141H73V142H75V139H76V143H77V144L79 143V141H80L81 143H83L82 141H83V140L85 141V140H86L87 138H89V137H87V135H86ZM117 138H118V137H117ZM122 138H123V136H122ZM122 138H121V139H122ZM134 138H135V139H134ZM176 138H178V137L176 136ZM187 138H189V139H187ZM198 138H197V139H198ZM220 138H221V139H220ZM22 139H23V138H22ZM26 139H27V138H26ZM26 139H25V141H26ZM51 139H53L54 143H55V142L57 143V140L55 141V139H59V138H55V139H54V138H51ZM62 139H63V137H62ZM89 139H90V138H89ZM123 139H124V138H123ZM126 139L124 140L125 143H124L123 140H122V141L120 140L121 144H118V143L116 142V140H115V142H116V143H115V146H117L116 144H118V146H120V145L122 146V145H123V147H125V144L127 143ZM160 139H161V137L159 138V140H160ZM165 139H166V137H165ZM168 139H169V137H168ZM168 139H166V140H168ZM170 139H169V140H170ZM174 139H175V137H174ZM192 139H193V138H192ZM211 139H210V141H211ZM8 140H10V139H8ZM13 140L15 141L14 138H13ZM16 140H17V139H16ZM18 140H19V137H18ZM34 140H35V139H34ZM59 140H60V139H59ZM66 140H67V139H66ZM87 140H88V139H87ZM87 140H86V141H87ZM92 140H91L90 143H92ZM100 140H99V141H100ZM107 140H108V139H106V143H99V141H96V140H95L96 142H95L94 144L99 143V144H97L99 147H108V145H110V147H111V144H107L110 140H109L108 142H107ZM133 140H135V142H134ZM142 140H144V139H141L140 142H141ZM147 140H148V142H149V139H147ZM155 140H154V141H155ZM163 140H164V139H163ZM169 140H168V141H169ZM178 140H179V138H178ZM178 140H177V142H179ZM188 140H190V141L188 142ZM194 140H196V139H194ZM221 140H222V141H221ZM223 140H225V141H223ZM14 141H13V142H14ZM27 141L30 142V144H29L30 146H31V143L36 142V141H33V140H32V141H31V140H30V141L27 140ZM38 141H37V142H38ZM67 141H68V140H67ZM86 141H85V142H86ZM117 141L119 142V138L117 139ZM151 141H153V140H151ZM151 141H150V143H151ZM172 141H174V140H172ZM13 142H12V143H13ZM16 142H17V141H16ZM22 142H23V141H22ZM22 142H21V143H22ZM40 142H38L39 144H38V143H36V144L33 143V144L37 146V144L40 145ZM85 142H84V144H85ZM100 142H105V141H100ZM120 142H119V143H120ZM128 142H129V141H128ZM137 142L139 143V146H140V142H139V141H137ZM143 142H144V141H143ZM143 142H141V144H142ZM160 142H161V140H160ZM174 142H176V141H174ZM194 142H195V141H194ZM14 143H15V142H14ZM18 143H20V140H19ZM47 143H49V142H47ZM50 143H51V142H50ZM50 143H49V146H51V148H53V147H52V144H54V143H52V144H50ZM58 143H59V141H58ZM58 143H57V144H58ZM60 143H61V140H60ZM62 143H63V141H62ZM65 143H66V142H65ZM90 143H88V144H90ZM122 143H123V144H122ZM133 143H132V144H133ZM146 143H147V141L145 140V144H144L145 147H146V148H148V147L150 148L151 145H150V146H147L148 143H147V144H146ZM150 143H149V144H150ZM162 143H163V142H162ZM172 143H173V142H172ZM212 143H211V145H212ZM73 144H74V143H71V145H73ZM79 144H80V143H79ZM100 144H107V145H106V146H101ZM132 144H131V146L133 147L135 144H134V145H132ZM151 144H152V146H153V143H151ZM157 144H158V143H157ZM173 144H174V143H173ZM176 144H177V143H176ZM176 144H175L174 146H176ZM12 145H13V144H12ZM20 145H21V144H20ZM20 145H18V148H19V147L21 148V147L23 146V145H22V146H20ZM27 145H28V144H27ZM47 145H48V144H47ZM74 145H75V144H74ZM80 145H83V144H80ZM91 145H93V144H90V146H91ZM144 145H143V148H144ZM154 145H155V143H154ZM177 145H178V144H177ZM191 145H192V144H191ZM197 145H198V146H197ZM208 145H209L210 147H209ZM9 146H10V145H9ZM24 146H25V145H24ZM41 146H42V144H41ZM58 146H59V148H58ZM58 146L56 145V146H54L55 148H53V149L56 150V153L58 152L57 149H58V150L60 149V145H59V144H58ZM85 146H86V145H85ZM95 146H96V145H93V146H91V147H95ZM98 146H97V147H98ZM128 146H129V144H128L126 147H128ZM135 146H137V145H135ZM139 146H137V148H138ZM141 146H142V145H141ZM141 146H140V148H141ZM174 146H173V147H174ZM180 146H179V147H180ZM187 146H189V145H187ZM206 146H208V148H207ZM12 147H14V146H11V147H10L11 150L9 151V153L12 151ZM33 147H34V146H33ZM65 147H67V145H66ZM87 147H89V145H88ZM91 147H89V148L92 149ZM126 147H125V149H126ZM154 147H155V146H154ZM169 147H170V146H169ZM171 147H172V146H171ZM182 147H181V149H180V148L178 149L177 146H176V147H175L176 150L174 149V153L176 152V154H177V153H178L177 150H179V152H180V150H181V152H183L182 150H186V149H182ZM192 147H193V146H192ZM10 148H9V149H10ZM23 148H24V149H23ZM30 148H31V147H30ZM35 148H36V147H35ZM35 148H34V150H35ZM37 148H39V151L41 150V149H40L41 147H37ZM37 148H36V149H37ZM42 148H44V150H46V149H47V150L50 149V147L48 148L47 146H45V144H44V146H42ZM45 148H46V149H45ZM56 148H57V149H56ZM84 148H85V147H84ZM115 148H116V147H115ZM117 148H118V147H117ZM117 148H116V149H117ZM121 148H122V147H121ZM121 148L119 147V149H121ZM137 148H134V149H137ZM151 148H152V147H151ZM188 148H189V147H187V149H188ZM190 148H191V147H190ZM205 148H204V149H205ZM227 148H232V149H230L231 152H230V150H227ZM9 149H8V150H9ZM27 149H29V148H27ZM75 149H76V148H75ZM90 149H89V150L87 149V151L90 152ZM97 149L99 150V149H102V148H97ZM106 149H107V151L109 150L108 148H106ZM106 149H102V151H103V150L106 151ZM110 149H111V148H110ZM125 149H124V150H125ZM128 149H130V146H129V148H127V153L129 152ZM131 149H132V148H131ZM131 149H130V150H131ZM199 149H198V150H199ZM13 150H14V149H13ZM22 150H23V152H22ZM44 150H43V151H44ZM50 150H51V149H50ZM50 150H48V153H50V152H49ZM55 150H51V152H52V151L55 152ZM62 150H64V148H63ZM72 150H73V149H72ZM76 150H77V149H76ZM80 150H81V148H80ZM85 150H86V149H85ZM92 150H93V149H92ZM92 150H91V152L93 153V152L96 150V148H95L94 151H92ZM112 150L114 151L115 149L113 148ZM124 150H123V148H122V150H120V151H122V153H123ZM132 150H133V149H132ZM132 150H131V151H132ZM140 150H142V149H140ZM145 150H146V149H145ZM149 150H150V149H149ZM153 150H155V149H153ZM188 150H189V149H188ZM190 150H191V149H190ZM202 150H203V149H202ZM202 150L199 151V152H202ZM210 150H211V149H210ZM24 151H27V150H25V147H22L21 152H22L23 154H25ZM36 151H38V149H37ZM36 151H35V152H36ZM59 151L61 152V150H59ZM70 151H71V150H70ZM73 151H74V150H73ZM73 151H72V152H73ZM110 151H111V150H110ZM118 151H119V150H117L116 152H118ZM136 151H137V150H136ZM143 151H144V150H143ZM186 151H187V150H186ZM196 151H197V150H196ZM203 151H205V150H203ZM207 151H205V152H206V153H209L208 155H210V154H211V151H210V152H207ZM228 151H229V152H228ZM29 152H30V151H28V153H29ZM35 152H34V153H35ZM40 152H41V151H40ZM44 152H45V151H44ZM60 152H59V153H60ZM66 152H67V151H66ZM68 152H69V151H68ZM74 152H75V151H74ZM79 152H80V151H79ZM103 152H104V151H103ZM108 152H109V151H108ZM108 152H105V156L108 155ZM116 152H114V154H115ZM124 152H126V151H124ZM132 152H133V151H132ZM140 152H141V151H140ZM184 152H185V151H184ZM205 152H202V153H203L202 155L206 154ZM12 153H13V151H12ZM17 153H18V151H17ZM19 153H20V152H19ZM19 153H18V154H19ZM42 153H43V152H42ZM42 153H41V154H42ZM59 153L56 154L57 157H58V154H59ZM82 153H83V152H82ZM96 153H97V152H96ZM99 153L102 154L101 151H99ZM106 153H107V155H106ZM111 153H112V152H111ZM111 153H109V156H107V157L110 158V154H111ZM118 153H119V152H118ZM130 153H131V152H130ZM130 153H129V156L132 155L133 153H136V152H133L132 154H130ZM144 153H145V152H144ZM146 153H147V151H146ZM149 153H150V152H149ZM174 153H173L172 155H174V157H176V155H175ZM194 153H195V152H194ZM230 153H231V155L233 154V155H236L237 157L235 156V158H234L233 155L230 156ZM6 154H7V152H6ZM18 154H17V155H18ZM32 154H33V153H30L29 155H32ZM38 154H39V153H38ZM45 154H46V153H45ZM54 154H55V153H54ZM62 154H63V153H61V155H62ZM74 154H75V153H74ZM74 154H73V155H74ZM85 154H87V152H86ZM114 154H113V156H114ZM124 154H125V153H123L122 155H124ZM137 154H139V153H137ZM178 154H179V153H178ZM180 154H181V153H180ZM182 154H184V153H182ZM191 154H193V153H191ZM197 154H198V153H197ZM215 154H217V153H215ZM7 155H8V154H7ZM9 155H12V154H9ZM25 155H26V154H25ZM25 155H24V156H25ZM79 155H80V153H79ZM120 155H121V154H119L118 156H120ZM127 155H128V154H126V157H127ZM166 155H167V154H166ZM169 155H171L170 152H169ZM172 155H171V156H172ZM187 155H188V154H187ZM200 155H201V154H200ZM206 155H207V154H206ZM217 155H218V154H217ZM13 156H14V155H13ZM22 156H23V155H22ZM26 156H27V155H26ZM32 156H33V155H32ZM37 156H38V155H37ZM59 156H60V155H59ZM74 156H75V155H74ZM95 156H96V155H94V157H95ZM100 156H101V155H100ZM100 156H99V158H101V157L103 158V157H104V155L101 156V157H100ZM129 156H128V158H130V160L127 159V160H128L127 162H130L132 159H133L132 161H135V162H136V160H138V158H139V160H140V157H137L136 155H135V156H136L137 158L133 155V156L135 157V160H134L133 157L131 158V156H130V157H129ZM139 156H142V155L139 154ZM143 156H144V155H143ZM161 156H162V155H161ZM164 156H165V155H164ZM181 156L185 157V158H183V159H184V160L187 159V161H189L190 159H191L190 161H192V160L194 159V158L192 159V157L190 158V156H187V157L190 158V159H188V158L186 157V155H181ZM197 156H198V155H197ZM197 156L195 155V158H196ZM213 156H214V155H213ZM229 156H230L231 158L233 157V158H232L233 160L230 159ZM19 157H20V156H19ZM28 157H29V156H28ZM69 157L71 158V156H69ZM97 157H98V156H97ZM107 157H104V158L107 159ZM121 157H123V156H121ZM174 157H173V159H172L171 162H173V160L175 161V158H174ZM177 157L180 158V155H179V156L177 155ZM193 157H194V155H193ZM204 157H206V156H204ZM207 157H208V156H207ZM207 157H206V158H207ZM210 157H211V156H210ZM8 158H9V157H8ZM17 158H18V157H17ZM22 158H26V157H22ZM29 158H30V157H29ZM39 158H40V157H39ZM60 158H61V157H60ZM78 158H79V156H78ZM99 158H96V159L99 160ZM104 158H103V159H104ZM111 158H112V157H111ZM111 158H110V159H111ZM115 158H116V159H115ZM115 158H114L115 161L113 160V158H112L111 160H112V162H113V161L116 162L117 165L114 164V166H112V165H111V167L109 166V168L107 169V171H110V170H111L110 168H112V167H114V168H112V170L115 169V170H114L115 172H116V170H118V169H119L118 171H120V168H121V166H122V165H121L120 168H119L118 164L120 165V163H121V164L123 163V164L127 165V162H126V161H123L124 158H125V156H124L123 160H122L121 162H118V163H117V161H116V160H118V159H117V155H116ZM119 158H120V157H119ZM155 158H156V157H155ZM159 158H160V157H159ZM159 158H158V160H159ZM171 158H172V157H171ZM214 158H216V157H213V159H214ZM236 158H237V161H238V159H241V160H239V163H240V161H241V163H240L239 166H238V163L236 162ZM30 159H31V158H30ZM61 159L64 160V158H61ZM61 159H60V160H61ZM68 159H69V158H68ZM68 159H67V160H68ZM72 159H73V158H72ZM83 159H84V158H83ZM103 159H102V160H103ZM110 159H108V160L111 162ZM121 159H122V158H121ZM121 159H120V160H121ZM146 159H147V156H146L145 159H143L144 162L147 161ZM152 159H153V158H152ZM161 159H162V158H161ZM163 159H164V158H163ZM165 159H166V158H165ZM167 159H169V158H167ZM197 159H198V158L194 159V162H196ZM201 159L203 160V158L200 157V163H201V161H202ZM207 159H208V158H207ZM210 159H211V158H210ZM15 160H16V159H15ZM20 160H21V159H20ZM20 160H19V161H20ZM33 160H34V159H33ZM39 160H40V159H39ZM60 160H59V161H60ZM77 160H78V159H77ZM87 160H88V159H87ZM100 160H101V159H100ZM102 160H101V161H102ZM125 160H126V159H125ZM139 160H138V161H139ZM150 160H151V159H150ZM150 160L148 159V163L146 162V165H145V163H144V165L147 166V167H148V165H150V164L152 165V160H151V163H150ZM155 160H156V159H155ZM158 160H157V162H158V163L161 162V163H159V165L161 164L160 166H163V169H164V167H165L164 163H165V162H162V160H160V161H158ZM169 160H171V159H169ZM179 160H180V159H179ZM179 160H178V161H179ZM204 160H205V159H204ZM220 160L218 161L219 164H220V162H221ZM10 161H11V160H10ZM19 161H18V162H19ZM24 161H25V160H24ZM64 161H65V160H64ZM75 161H76V160H75ZM80 161H81V159H80ZM80 161H79V162H80ZM90 161H91V160H90ZM101 161H100V164H101ZM138 161H137V162H138ZM153 161H154V159H153ZM163 161H165V160H163ZM166 161H167V160H166ZM180 161H181V160H180ZM187 161H185V162L187 163ZM190 161H189V162H190ZM198 161H199V160H197V162H198ZM7 162H8V161H7ZM14 162H15V161H14ZM22 162H23V161H22ZM22 162H21V163H22ZM27 162H28V161H27ZM61 162H62V160H61ZM61 162H60V163H61ZM76 162H78V161H76ZM97 162H99V161H97ZM103 162H105V159H104ZM125 162H126V163H125ZM135 162H134V163H135ZM157 162H156V163H153V165H154V164L157 165ZM167 162H168V161H167ZM169 162H170V161H169ZM176 162H177V161H176ZM182 162H183V161H182ZM182 162H181V163H182ZM197 162H196V163H197ZM205 162H207V161H205ZM210 162H213V160L211 159ZM210 162H208V163L210 164ZM242 162H243V165H244V166H246V165H248V164H249V166H251V164H254V167H255V168L253 167V169H252L251 167H248V169H247V167H242V169H243V170H242L241 167H240V166H243V165H242ZM244 162H246V165L244 164ZM11 163H12V162H11ZM15 163H16V162H15ZM24 163H25V162H24ZM53 163H54V162H53ZM64 163H65V162H64ZM64 163H63V164H64ZM66 163H67V162H66ZM66 163H65V164H66ZM83 163H84V162H83ZM131 163H132V162H131ZM149 163H150V164H149ZM179 163H180V162H179ZM181 163H180V164H181ZM186 163H182V165H184V164H186ZM198 163H199V162H198ZM200 163L198 164V165L200 166V168H201L202 165H206V164H207V163L204 164V163L202 162L203 164L201 163V165H200ZM223 163H224L225 165H224ZM236 163H237V165H236ZM26 164H28V163H26ZM29 164H31V166H32V163H29ZM34 164H35V163H34ZM67 164H68V163H67ZM97 164H99V163H97ZM109 164H112V163H109ZM162 164H163V165H162ZM165 164H167V163H165ZM176 164H177V163H176ZM194 164H195V163H194ZM46 165H47V164H46ZM46 165H44V167H45ZM48 165H50V164H48ZM101 165H102V164H101ZM105 165H106V164H105ZM105 165H104V166H105ZM115 165H116V166H115ZM144 165H143V167L145 168ZM151 165H150V166H151ZM170 165H171V164H170ZM174 165H175V164H174ZM196 165H197V164H196ZM212 165H215V166L217 165V161H216L215 159H214V162L211 163V166H212ZM6 166H7V165H6ZM12 166H13V165H12ZM18 166H20V165H18ZM22 166H23V165H22ZM29 166H30V165H29ZM33 166H34V165H33ZM57 166H58V165H57ZM84 166H85V165H84ZM94 166H95V165H94ZM97 166H98V165H97ZM102 166H103V165H102ZM102 166H101V168H99V170L101 171V173H102L103 169L105 168L104 166H103L104 168H102ZM117 166H118V167H117ZM138 166H139V165H138ZM150 166H149V169H152L153 166H151V168H150ZM206 166H208V165H206ZM206 166H205V167L202 166V167H203V168H206ZM209 166H210V165H209ZM209 166H208V167H209ZM211 166H210V167H211ZM15 167H17V165H16ZM24 167H25V166H24ZM26 167H27V165H26ZM35 167H36V166H35ZM51 167H52V166H51ZM73 167L76 168L77 166H74V165H73ZM73 167H72V168H73ZM107 167H108V166H107ZM107 167H106V168H107ZM115 167L118 168V169H116ZM126 167H127V166H126ZM143 167H141V166H140V167H135V166H134L133 168H130L131 171H130V169H129V167H128V168L125 169V171H124V169H123V170L121 169V171H122V172L124 171L125 175L128 173L129 176H131L130 173H131L132 171L134 172V173H132V174H134V175H135L136 172H138L136 176H137V178L139 179L140 176L144 175V174L141 175V173H144L143 170H144V171H145V170L147 171V169H148L147 167H146V169H144ZM154 167H155V168L157 169V171H158V168H157L156 166H154ZM171 167H172V166H171ZM183 167H184V166H183ZM208 167H207V171H205L206 173H208V175H206L207 177H205V176L203 175V176H202V179H204V178L208 179V178H209V174L212 173L213 171L215 172V170H213V169H214V168H217V167L219 168V165H218L217 167L212 166L211 168H213V169H212V170L209 169V172H208ZM236 167H237V168L240 167V170H241V173H242V174L240 173V171L237 172V168H236ZM19 168H20V167H19ZM22 168H23V167H22ZM42 168H43V167H42ZM64 168H65V167H64ZM64 168H63V169H64ZM78 168H79V167H78ZM123 168H124V167H123ZM136 168H138V169L140 168V170H142V169H143V170H142V172H141L140 170H139V171H138V170L134 171V169H136ZM141 168H142V169H141ZM173 168H174V167H173ZM173 168H172V169H173ZM175 168H179V165H176ZM175 168H174V169H175ZM180 168H181V167H180ZM185 168H186V167H185ZM198 168H199V167H198ZM198 168H197V169H198ZM203 168H202V169H199V170H203ZM218 168H217V170H216L217 172L220 171V169H218ZM244 168H246V169L248 170V173H249V172H253V171H254V172H253V173H250V174H249V177L246 175V176L248 177V178H246V177H245V174H248V173H247L246 169H244ZM15 169H16V168H15ZM45 169L47 170V168H45ZM55 169H56V168H55ZM65 169H66V168H65ZM87 169H88V168H87ZM101 169H102V170H101ZM109 169H110V170H109ZM128 169H129V170H128ZM132 169H133V170H132ZM153 169H154V168H153ZM153 169H152V170H153ZM163 169L161 170L160 167H159V171H158V172L163 171ZM172 169H171V170H172ZM174 169H173V170H174ZM249 169H250V171H249ZM52 170H54V169H52ZM88 170H89V169H88ZM88 170H87V171H88ZM90 170H91V169H90ZM99 170H98V172H99ZM105 170H106V169H104L103 172H105V173H103V174L108 175L109 172L106 173ZM127 170H128L130 173H129ZM152 170H151V171H152ZM154 170H155V169H154ZM154 170H153V171H154ZM164 170H166V169H164ZM167 170H168V169H167ZM179 170L181 171V169H179ZM179 170H178V172H180ZM182 170H184L183 173H185V171H187V170H185V169H182ZM188 170H190V169H188ZM195 170H196V169H195ZM195 170H193V171H195ZM205 170H206V169H205ZM210 170H211L212 172H210ZM232 170H235V171L238 173V175L236 174V175H237V176H236V175H235L236 172H235V171L232 172ZM244 170H245V171H244ZM251 170H253V171H251ZM60 171H61V170H60ZM79 171H80V169H79ZM79 171H78V172H79ZM94 171H95V170H93V172H94ZM96 171H97V170H96ZM96 171H95V172H96ZM114 171H113V173H111V174L109 173V174L111 175V177L114 176V175H112V174H115ZM126 171H127V172H126ZM153 171L150 173L151 176H152ZM168 171H170V168H169ZM168 171H165L166 174L168 173ZM175 171H176V170H174V172H175ZM190 171H192V170H190ZM222 171H221V172H222ZM88 172H89V171H88ZM88 172H87V173H88ZM111 172H112V171H111ZM155 172H156V171H155ZM155 172H154V174H153L151 180H153V179L155 178V176H156V178H158V181H160L159 178L162 176L163 172H162V174L159 173V174L161 175L160 177H157V176H159V175H156L157 172H156V173H155ZM165 172H164V173H165ZM171 172H172V171H171ZM171 172L169 173L170 175H172V174H173V175H174V174L177 175V172H176V173H174V172L171 173ZM187 172L189 173V171H187ZM196 172H200V171H197V170H196L195 173H196ZM201 172L204 173V171H201ZM214 172H213V174H211V176L214 175ZM221 172H219V173H221ZM244 172H245V173H244ZM256 172H255V173H256ZM81 173H83V175H84V172H81ZM101 173H100V174L98 173V174L101 176V175H102ZM116 173H117V174L119 173L118 176H119V178L121 177L120 179H122V178H123L122 176H124L123 179H125V181H126L127 178H125V175H122V176H121V174H122L121 172H116ZM139 173H140V175H139V177H138V174H139ZM180 173H182V172H180ZM190 173H191V172H190ZM190 173H189V174H190ZM193 173H194V172H193ZM193 173H192V174H193ZM195 173H194V174H195ZM202 173H201V174H202ZM206 173H204V174H206ZM233 173H234V174H233ZM239 173H240L241 176L239 175ZM255 173H254V174H255ZM92 174L94 175L95 173H92V171H91V173L89 172L88 175H90V177L92 176V178H93V175H92ZM98 174H97V175H98ZM117 174H115V175L117 176ZM128 174H127V177H128ZM178 174H179V173H178ZM192 174H191V175H192ZM198 174L200 175V173H198ZM224 174H223V175H224ZM260 174H263V176L261 177ZM72 175H73V174H72ZM77 175H78V176H82V179H80L81 181H82V180H83V181H84V180H85V181L87 180L84 186H83V184H82L83 181L81 182V181L78 180V181L81 183V186L85 187L87 183L90 184V182H88L89 179H87V178H88V175H87V174H85V175H87V177H83V175H81V174H80V175L77 174ZM77 175H76V178H78ZM134 175H132V177H133ZM154 175H155V176H154ZM163 175H164V174H163ZM167 175H168V174H167ZM167 175H164V176H167ZM170 175H168L167 177H169ZM173 175H172L171 177H173V180H175L177 177L175 178V176H173ZM180 175H182V174H180ZM186 175H188V174H186ZM219 175H220V176H219ZM219 175L216 173V176H218V178L220 177V180L223 181V179L221 178L222 174H219ZM60 176H61V175H60ZM64 176H65V175H64ZM69 176H70V175H69ZM100 176H99V177H100ZM103 176H104V175H103ZM103 176H102V178H103ZM108 176H109V175H108ZM108 176H106V177L104 176V181L107 180V179H105V178H108V180H109V177H108ZM151 176H150V177H151ZM188 176H189V175H188ZM195 176H198V175L195 174ZM216 176L214 175V176H213L214 178H213V177H210V178H211L212 180L214 179L213 181H215V177H216ZM235 176H236L237 178H236ZM239 176H240V177H239ZM90 177H89V178H90ZM111 177H110V179H111V181H112L113 179H112ZM134 177H135V176H134ZM153 177H154V178H153ZM171 177H170V178H171ZM185 177H186V176H185ZM189 177H190V176H189ZM193 177H194V176H193ZM203 177H204V178H203ZM227 177H226L225 175L223 176L224 181H225V178H226V182H227V186H228V183H230V182L228 181ZM244 177H245L246 179H245ZM46 178H47V177H45V179H44V187H45L47 184H49L48 181H49V182L51 181V180H48L47 183H46V181H45ZM50 178H51V177H49V178H47V179H50ZM73 178L75 179V177H73ZM92 178H90V180L93 182ZM114 178H115V177H114ZM128 178H131V177H128ZM137 178H136V179H135V178H132V179H134L135 182H137V181H138ZM156 178H155V179H156ZM162 178H165V177H162ZM162 178H161V179H162ZM178 178H179V177H178ZM196 178H197V177H195V180H197V182H198V179H196ZM198 178H200V177H198ZM235 178H236V179H235ZM51 179H52V178H51ZM53 179H54V178H53ZM53 179H52V180H53ZM74 179H73V180H74ZM115 179H116V178H115ZM166 179H167V178H166ZM180 179H184V177H183V178L180 177ZM180 179H178V180H179V183H180V182L182 183V181H181ZM189 179H191V178H189ZM193 179H194V178H193ZM193 179H192V180H193ZM202 179H199V180L203 181ZM206 179H204V181H206ZM216 179H217V177H216ZM253 179L251 178V180H253ZM42 180H43V179H42ZM55 180H56V179H55ZM59 180H60V179H59ZM59 180L53 181L54 183L50 182V183L54 184L55 188H54V186H53V187L49 186L50 184L48 185L49 188H50V187L53 188L52 191H51V193H52V192L55 193L54 189H56V192H57V190H58V191L61 190V191H60L61 193H62V191H63V193H64L65 195H67V194H68V191H69V192L71 191V190H70V187L73 186V184H75V183H72V185H71L70 187L68 186V187H69V190L67 189L65 183H68V184L71 183V181H72V177H71L70 180H69V179H65V182L63 183V184H65V185H64V189H63V185H62V184H61V187H62V188H58L59 186H57L58 189L56 188V185H55V184H57V181H58V184H57V185H60L59 183L62 181V179H61L60 181H59ZM76 180H77V179H76ZM100 180H101V179H100ZM102 180H103V179H102ZM118 180H119V179H118ZM127 180L129 181V179H127ZM136 180H137V181H136ZM167 180H169V179H167ZM178 180L176 179V181H174V182H177ZM184 180H185V179H184ZM186 180H188L187 177H186ZM208 180H210V179H208ZM63 181H64V180H63ZM85 181H84V182H85ZM96 181L100 183V181L95 180V182H96ZM104 181H103V183H104ZM114 181H115V180H114ZM116 181H117V180H116ZM121 181L124 182V180H121ZM121 181H118V182H119V185H118L117 182H115V183H117L116 185H118L119 188H117L118 186L113 188V186H114L113 184H112L113 186L111 187V183H110V182H109L110 185H108V187L110 186V188H108V187L106 188V186H105L106 183H105V185H104V186H105L104 188H106L107 190L109 189V190H108V193H109L110 190H111V191H112V194H114L115 197L118 198L117 200H119V202H120L121 200H123V201L126 200V202H127V199H128V201H129L130 203H133V202H131V201H132L131 198H132V197H135V193L137 192V191L134 192L135 189L132 188V186H133V184H134L135 182H134L133 184H131V183L133 182V180H131V181H129V182H130V183H129V187H128V186L125 187V185L122 187L123 183L120 184ZM144 181H145V180H144ZM149 181H150V180H149ZM155 181H156V180H155ZM155 181H153V182L156 183ZM164 181H165V180H161V181L159 182V184L162 182L163 185H164V187H165V185L168 184V183H170V184L173 185V183H171L172 180H170V182L167 181L168 183L165 182V184H164ZM193 181H194V180H193ZM193 181L190 180L189 183L191 184ZM201 181H199V183H200ZM213 181H212V183H213ZM218 181H219V179H218ZM234 181H235L236 183H235ZM72 182H77V181H72ZM79 182H77V183L80 184ZM92 182H91V183H92ZM97 182H96V183H97ZM105 182H106V181H105ZM112 182H113V181H112ZM126 182H127V181H126ZM126 182H125V184H126ZM139 182H140V180H139ZM147 182H148V181H147ZM186 182H187V181L184 182V183L186 184V186H185V184H183V183H182V184L185 186L186 189H188V187L192 186V184H191L190 186H188V184H187ZM45 183H46V185H45ZM61 183H62V182H61ZM103 183L101 182V184H99L98 187H101L100 185H102ZM109 183H107V184H109ZM142 183H143V182H142ZM157 183H158V182H157ZM162 183H161V185H159V186L162 187V186H163ZM179 183H177V184H179ZM193 183H196V182H193ZM199 183H198V184H199ZM201 183H203V182H201ZM201 183H200V184H201ZM205 183H206V182H205ZM215 183H216V182H215ZM217 183H219V182H217ZM217 183H216V184H217ZM224 183H225V182H224ZM234 183H235V184H234ZM52 184H51V185H52ZM89 184H88V185H89ZM92 184H93V183H92ZM130 184H131V188H130ZM170 184H169V186H171ZM182 184H181V185H182ZM196 184H197V183H196ZM213 184H214V183H213ZM216 184H214V185H216ZM75 185H76V184H75ZM75 185H74V186H75ZM95 185H96V184H95ZM95 185H94V186H95ZM97 185H98V183H97ZM97 185H96V186H97ZM126 185H127V184H126ZM134 185H136V184H134ZM143 185H144V183H143ZM148 185H149V184H148ZM174 185H175L174 187L176 188V186H177L176 183H174ZM193 185H194V184H193ZM201 185H202V184H201ZM201 185H200V187H201ZM223 185H224V184H223ZM239 185H237V186H238V188L241 189L242 187L239 186ZM120 186H121V187H120ZM144 186H145V185H144ZM155 186H157V185H155ZM159 186H158V187H159ZM166 186H167V185H166ZM169 186H168V188H169ZM184 186H180V187H184ZM196 186L198 187L199 185H196ZM196 186H193V188L195 187V189H196V188H197ZM212 186H213V185H212ZM212 186H211V187H212ZM217 186H220V185L218 184V185H216V187H217ZM224 186H225V185H224ZM46 187H47V186H46ZM75 187H78V186H75ZM79 187H80V185H79ZM83 187H82V188H83ZM89 187H90V186H88V189H89ZM92 187H93V185H91L90 188L92 189ZM98 187H94V188H96V190H97ZM102 187H103V185H102ZM102 187H101V188H102ZM146 187H147V186H146ZM161 187L159 188V190L162 189ZM174 187L172 186L171 188L173 189ZM207 187H208V186H207ZM211 187L209 186L208 188H211ZM214 187H215V186H214ZM40 188H41V189H40ZM40 188H39L40 190H38V193H39L40 191H42L43 186L40 187ZM51 188H50V189H51ZM65 188H66V189H65ZM72 188H73V187H72ZM72 188H71V189H72ZM86 188H87V186H86ZM154 188H155V189H158V188H156V187H154ZM154 188H153L152 190H150V191L152 192V193H149L150 195H149V194L146 195V194L148 193V191H147V192L145 193L144 196L142 195L143 197H141V199H142V198H143V199H146V198H147V200H149V198L151 197L152 194L154 195V193H156V192H161V190H160V191H159V190H156V192H155V191H154ZM165 188L167 189V187H165ZM185 188H183V191H185V193H183V191H182V193H181L182 195H183V194H184V195L186 194V190H185ZM191 188H192V187H191ZM198 188H199V187H198ZM198 188H197V189H198ZM223 188H224L223 190L226 189L225 187H223ZM230 188H231V190H230ZM233 188H234V189H233ZM37 189H38V188H37ZM50 189L45 188L46 191L43 189V190H44L43 192H44V193H45V192L50 193V191H47V190H50ZM75 189L77 190V188H75ZM91 189H90V190H91ZM106 189H104V190L102 189V190L104 191L103 193H105ZM136 189H137V188H136ZM163 189H164V188H163ZM166 189H165V190H166ZM33 190H34V189H33ZM64 190H65V191H64ZM72 190H73V189H72ZM76 190H73V191H76ZM78 190H79V189H78ZM78 190H77L76 192H78ZM81 190H82V193H81V194L83 195V194H84V193H83V190H84V189H81ZM85 190H86V189H85ZM85 190H84V192L87 193L88 191L86 192ZM98 190H99V189H98ZM100 190H101V189H100ZM100 190H99V191H100ZM165 190H164V193H165ZM167 190H168V189H167ZM179 190H180V189L177 188V189H175L174 191H175L176 193H179V192H178ZM181 190H182V188H181ZM189 190H190V189H189ZM191 190H192V189H191ZM199 190H200V188H199ZM201 190H202V189H201ZM203 190H204V189H203ZM207 190H208V189H207ZM211 190H212V188H211ZM211 190H210V192H211ZM213 190H214V189H213ZM215 190L217 191L218 188H216ZM219 190H220V192H221L222 187H221ZM219 190H218V192H219ZM257 190L261 192V195H260V194H257V193H258ZM36 191H37V190H36ZM66 191H67V193H65ZM73 191H72V193L70 192V193H71V196H70L71 199H73L72 194H73V196H74V194H75V193H73ZM99 191H98V192H99ZM150 191H149V192H150ZM174 191L171 193V195H168V194H167V195H168V196H172V195H174V193H175ZM197 191H198V190H196V192H197ZM205 191H206V190H205ZM231 191H232V192H231ZM242 191H243V190H241L240 192H242ZM91 192H92V191H91ZM91 192L89 191V195H88V194H85V195H88L87 197H86V196H82V197H86V198H87V201H86L85 198H82V199L79 198V200H78V199H76V198L74 197L79 203H80V202H83V201H81V200H83V199L85 200V202H83L82 205H83V204L85 205V208H84V209H85L86 212L83 210L82 205L80 206V204L75 203V201H76L75 199L72 200L74 203H73V202L71 203L70 200H69V197H67V196H69V195L66 196V197L68 198V200L65 199L66 197H65V198H62V197H64L63 195L61 196L62 200L64 199V201H65V200L68 201V202H66V203H68V204H66L67 206H65V202L63 203V204H64V205H63V204H61V203H62V201H60L61 199L59 200V198H58L59 201L56 199L57 195H58V194H61V193H57V195L53 194V196L55 195V198H54V197L52 198V194L50 193L51 195L49 194V196H51V199H50V197L47 195L48 193H47V194L45 193V194L47 195V196H46L47 198H46V197H42V198H41V195L38 196L39 199L41 198V200H43V198H44V200L41 202V200H39V199L37 200V199H36L37 201H39V203H38V202L35 203V205H34L35 210H31V211L29 212V213H30V216H32V215H31V212H32V211H34L36 214H37V213H38V214L40 213L41 215H44V213H46V214L48 213V214L50 215V212L52 211V215H54L55 212L53 213V211H55V209H53V210L50 211V209H51L54 205H56V203H57V202L54 201V200H57V201L59 202L58 204H61L62 207H64V208H63L64 210H63L60 206H58V204L56 205V207H60L59 209H60V210H63V212H64L66 209L68 210V207L70 206V207H72V208H71V209H72V210H71L72 212L75 213V211H76L77 209H78V211H79V209H80V212H79V213H81V207H82V212H83V213H82V216H83V217H82L81 215H79L78 213H77L78 215L75 213L76 215L73 214L71 217H72V218L74 217V219H72L73 222H77V224H80L79 227H81V230L84 229V228L86 227V229H84V232H85V231L87 230L88 226H89L94 220H96V218H98V220H99L100 217H97V216H98V215H97V214H98V211H96L95 208L98 207L97 209H99V207L102 206V205H100V204L102 203V200H103V199H101V198H103V197L100 198V197L98 196L99 199H101V202H100V204H99V203H98L99 200L96 201L95 199H96L97 197H96L95 195L93 196L94 193L92 194ZM96 192H97V191H96ZM96 192H95V193H96ZM98 192L96 193L97 195H99ZM101 192H102V191H101ZM169 192H171V191H168V193H169ZM190 192H191V191H190ZM199 192H200V191H199ZM202 192H203V191H202ZM212 192L214 193V191H212ZM218 192H217V194H218ZM224 192H226V190H225ZM224 192H222V193L224 194ZM236 192H238V193L236 194ZM40 193H41V192H40ZM44 193L42 194V196L45 195ZM99 193H100V192H99ZM103 193H102V194H103ZM143 193H144V190H143ZM161 193H162V192H161ZM193 193L195 194V191L193 192V190H192V193H191V194H193ZM203 193H204V192H203ZM207 193H208V195H207ZM207 193L205 192L204 195L202 194V196L204 197V199H202V196H200V197H201L200 199H202L201 201H203V200H205V199L207 200V198H205L206 195L209 196V197L212 196V195H209V191H208ZM213 193H210V194H213ZM222 193H221V194H222ZM226 193H227V192H226ZM244 193H245V192H244ZM77 194H79V196H80V192H78ZM90 194H91L94 198L91 197ZM106 194H107V192H106ZM106 194H105V195H106ZM110 194H111V193H110ZM165 194H166V193H165ZM165 194H162V195H165ZM169 194H170V193H169ZM187 194H188V192H187ZM194 194H193V196H195ZM197 194H198V193H197ZM238 194H240V195L238 196ZM247 194L245 193V195H247ZM37 195H38V194H37ZM107 195H108V194H107ZM137 195H138V194H137ZM139 195H140V193H139ZM153 195H152V196H153ZM167 195H165V197H166ZM176 195H177V194H176ZM176 195H174V196H176ZM179 195H180V194H179ZM199 195H201V193H199L197 196H199ZM219 195H220V194H219ZM59 196H60V195H58V197H59ZM100 196H101V195H100ZM111 196H113V195H111ZM128 196L130 197V200H131V201L129 200V197H128ZM140 196H141V195H140ZM140 196H139V197H140ZM145 196H149V197H145ZM188 196H189V195H188ZM188 196H187V197H188ZM197 196H196V197H197ZM224 196H225V194L223 195V197H224ZM236 196H238V197H236ZM77 197H78V195H77ZM88 197H90L91 199L93 198V200L95 201V203L97 202L99 206H96V207L93 206V205H92V204H93V202H92L93 200L91 201L90 198H89V200L92 202V204H91V202H88V201H89V200H88ZM107 197H108V196H107ZM126 197H127V198H126ZM139 197H138V198L135 197V198H137V199L139 200V199H140ZM163 197H164V196H163ZM165 197H164V198H165ZM176 197L179 198L178 196H176ZM182 197H183V196H182ZM184 197H185V196H184ZM187 197H185V198H187ZM190 197H191V196H190ZM246 197H247V196H246ZM34 198H35V197H34ZM109 198H110V197H109ZM111 198H112V197H111ZM113 198H114V197H113ZM158 198H159V197H158ZM160 198H161V195H160ZM168 198H169V201H167V203H168V202H171V204L174 205V206H173L174 208L170 206L171 204H169L170 207H168V206L166 205L167 208H171V209L173 208V209H175V206H178V205H180V203H181V205L183 206V208H182V207H181V208L184 210V209H185L184 206H185L186 204H188V203H186V204L184 205V203L182 204V202H180V201L176 198V199H177V202H179V204L176 205V204L172 203V201H170V197H168ZM193 198H194V197H193ZM193 198H191V200L186 199L187 201L184 199V202H185V201H186V202L191 201L192 204H193V202H194V200H195V199L192 200ZM218 198H219V197H218ZM218 198H217V199H218ZM97 199H98V198H97ZM133 199H134V198H133ZM150 199H151V200H149V201H152V197H151ZM153 199H155L154 196H153ZM176 199H171V200H173V202L176 203ZM180 199L182 200V198H180ZM189 199H190V198H189ZM196 199H197V198H196ZM198 199H199V198H198ZM209 199H210V198H209ZM234 199H235V200H234ZM52 200L54 201L53 204L55 203L54 205H53L52 202H51ZM74 200H75V201H74ZM105 200L108 201L109 199H104V201H103V203H106V205H107V201H105ZM134 200H135V199H134ZM138 200H135V201H137V202H141V201H142V200H140V201H138ZM158 200H159V199H158ZM164 200H165V199H164ZM166 200H167V199H166ZM166 200H165V202L162 200V202H163L164 204H163V203L161 204L160 201L157 202V205H159V203H160L161 206L163 205V207H164V206H165V203H166ZM174 200H175V201H174ZM206 200H205V201H206ZM211 200H213V199H211ZM218 200H219V201H222V200H223V202L225 203L224 198H222V200L219 198ZM225 200H226V199H225ZM28 201H29V200H28ZM28 201H27V202H28ZM77 201H76V202H77ZM144 201H145V200H144ZM149 201H146V203H150ZM153 201H154V200H153ZM156 201H157V199H156ZM195 201H197V200H195ZM205 201H203V202L205 203ZM213 201H214V200H213ZM216 201H217V200H216ZM219 201L216 202V203H219ZM32 202H33V201H32ZM40 202H41V203H40ZM69 202H70V204L74 205V208H73V206H71V205L69 204ZM108 202L111 203V201H108ZM116 202L118 203V201H116ZM126 202H124V203L126 204ZM129 202H127L126 205H128ZM137 202L135 203V206H136ZM191 202H189V204H190V205H189L190 208H188V207H189L188 205H187L188 207L185 206V207L187 208V210H190V209L192 210V208L194 209V206H192ZM199 202H200V200H199ZM28 203L31 204V202H28ZM103 203H102V204H103ZM112 203H113V202H112ZM122 203H123V202L121 201L119 204H120V205H123ZM130 203H129V204H130ZM167 203H166V204H167ZM194 203H195V202H194ZM212 203H213V202H212ZM227 203L230 204V202L226 201V204H223V205H224V206H225V205L228 206ZM237 203H236V204H237ZM75 204L78 205V207L80 206V208H77V209L75 210V206H76ZM119 204H117V205H119ZM140 204H141V205H140ZM142 204H144V202L139 203V205H140L141 207H143V206L145 207V204H144L143 206H142ZM150 204H151V203H150ZM150 204H148V206H149ZM152 204H153V205H156L155 201L152 202ZM201 204H202V203L200 202L199 205L201 206ZM219 204L222 205L221 202H220ZM253 204H254V206H253ZM1 205H2V204H1ZM25 205H26V204H25ZM51 205H52V206H51ZM84 205H83V206H84ZM94 205H96V204H94ZM112 205L116 207V205H114V204H112ZM126 205H123L122 207H124V206H126ZM157 205H156L155 207H157ZM181 205H180V206H181ZM193 205H194V204H193ZM199 205H196V206L198 207ZM216 205H217V204H215V208L219 207V206H216ZM243 205H244V206H243ZM11 206H12V205H11ZM36 206H37L38 208H37ZM50 206H51V208H50ZM109 206H111V204L108 205V207H109ZM113 206H111V207L114 208ZM131 206H132V205H131ZM131 206L129 205V207H128V206L125 207V209H126V208H127V209H126V210L123 209V210H122V213L124 212V210H125V212H126V211L128 210V208H130ZM137 206H138V205H137ZM140 206H139L138 208H140ZM150 206H151V205H150ZM150 206H149V208L152 207V206H151V207H150ZM191 206H192V208H191ZM213 206H214V205H213ZM239 206H240V207L242 206L243 209H242V207L240 208ZM15 207H16V206H15ZM27 207H29V206H27ZM54 207H55V206H54ZM66 207H67V208H66ZM70 207H69V209H70ZM102 207H103V206H102ZM104 207H105V204H104ZM108 207H107V210H108ZM118 207H119V206H118ZM122 207L120 206V208H122ZM132 207H133L134 209H133ZM132 207H131V209H132L131 212L134 213L133 210L135 211V210L137 209V207H134V206H132ZM159 207H160V205H159ZM178 207H179V206H178ZM178 207L176 208L177 211H175V212H179V211L181 210L180 207H179L180 210H178ZM244 207H245V209H244ZM24 208H25V207H24ZM24 208H23V209H24ZM30 208H31V207H30ZM32 208H33V207H32ZM49 208H50V209H49ZM149 208L147 207V209H149ZM152 208H153V209H152ZM152 208L150 209V210H153V212L151 211L152 214H153V213H156V212H154V211H155V210H154V207H152ZM164 208H166V207H164ZM164 208H155V209H158V210L161 209V211L164 212V211L166 210V209H164ZM195 208H196V207H195ZM198 208H199L198 210L200 211L199 213H202L203 216H204V212H205V211L203 210L204 212H201V209L204 208L203 205L201 206V208H200V207H198ZM226 208H228V207H226ZM226 208H221L223 211H222L221 209H218V210L216 209V210H217V211L221 210L222 212L225 213L224 210H226ZM229 208H228L227 210H229ZM236 208H237V209L239 208V211H238ZM255 208H257V209H255ZM9 209H10V208H9ZM15 209H16V208H15ZM56 209L58 210V208H56ZM73 209H74V211H73ZM102 209H103V208H102ZM114 209H115V208H114ZM114 209H113V210H114ZM118 209H119V208H118ZM144 209H146V208H143L142 210L147 212V210H144ZM163 209H164V210H163ZM173 209H172V210H173ZM176 209H175V210H176ZM206 209H207V208H206ZM231 209H232V208H231ZM16 210H17V209H16ZM19 210H20V209H19ZM24 210H25V211H28L26 208H25ZM47 210H48V212H46ZM99 210H100V209H99ZM105 210H106V207H105ZM107 210H106V211H107ZM137 210H140V211H141V208H140V209H137ZM183 210H182V211H183ZM198 210H197V208H196L195 211H197V212H195L194 210L189 211V212H190V213H191V212L193 213V211H194L195 213H198ZM211 210H212V209H211ZM235 210H236V211H235ZM241 210H242L243 212H245V215H244V213H243V215L240 216V214H242V211H241ZM251 210H252V209H251ZM20 211H21V210H20ZM49 211H50V212H49ZM148 211H149V210H148ZM159 211H160V210H159ZM159 211H157L156 215H158V214L160 213V214L162 215V216H161V215L159 214L161 217H163V215H166V216L168 217V216L172 215V212H173V211H171V210L168 209V212L171 211V214L169 213V215H167L166 212H164V214H163V212L161 213V212H159ZM185 211H186V209H185ZM206 211H207V210H206ZM208 211H209V210H208ZM213 211H214V210H213ZM221 211H220V212H221ZM255 211H258V212H259V213H257L256 216H255V214H256ZM14 212H15V211H14ZM21 212H22V211H21ZM21 212H19V213H21ZM58 212H59V211H58ZM58 212L56 211V213H58ZM68 212H70V211H67V215L69 214V215H68L69 218L67 217V215H65V214H66V211H65L63 214L66 216L67 219H70V221H71V217H70L71 214H70V213H72V212H70V213H68ZM84 212H85V213H84ZM99 212H100V211H99ZM101 212H102V210H101ZM107 212H108V211H107ZM110 212H111V211H110ZM116 212H117V211H116ZM116 212H115V213H116ZM129 212H130V211H129ZM129 212H126L127 214L125 215V217L128 215V217L126 218L127 220L130 219V221H132V219L135 218L136 220L134 219V221H133L135 224H136L137 222L140 221V220L137 221L138 219H137L136 217H139L137 214H138V213L140 214V213H142V212H138L137 214L134 213L133 215H134L135 217H133V218H132V216L129 217V216L132 214V213L130 212L131 214L129 215ZM136 212H137V211H136ZM146 212H144V213H146ZM151 212H150V215H149V212H148L147 215H149V218H151L152 216H154L153 218H155V215H151ZM158 212H159V213H158ZM175 212H173V213H174V215L177 216L178 214H175ZM183 212H184V211H183ZM214 212H215V211H214ZM220 212H218L217 214L219 215ZM222 212H221V213H222ZM229 212H230V211H229ZM236 212H240V213L236 214ZM246 212H248L249 214L246 213ZM254 212H255V214H254ZM1 213H2V212H1ZM4 213H5V212H4ZM11 213H12V212H11ZM27 213H28V212H27ZM29 213H28V215H29ZM96 213H97V214H96ZM120 213H121V212H120ZM199 213L197 214V215H198V218H201L202 216H201V214H199ZM212 213H213V212H211V214H212ZM12 214L15 215L16 213H15V214L12 213ZM17 214H18V213H17ZM38 214L35 215L37 218H36V217L34 218V219H37L36 221H38V220L40 221V217H39V216H41V215L38 216ZM46 214H45V215H46ZM63 214H62V215H63ZM84 214H87L86 218H84V217H85ZM102 214H103V213H102ZM102 214H101V215H102ZM124 214H125V213H124ZM124 214H123V216H124ZM181 214H182V213H181ZM228 214H227V215H228ZM1 215H2V214H1ZM1 215H0V217H1ZM52 215H51V216H52ZM58 215H59V213H58ZM58 215H57V216H58ZM62 215H59V216H61L60 218H57V217L54 218V216H53L52 218L49 219L50 223H52V227H53V228H55V227H54V226H55L54 224H57V223H59V222H60L61 224L64 223L63 221H61V219H63V218H62V217H63ZM74 215H75V216H74ZM106 215H107V214H106ZM106 215H105V219L103 220V222H105V220H107ZM108 215H109V214H108ZM117 215H118V213H117ZM141 215H143V214H141ZM141 215H140V216H141ZM183 215H184V216H183ZM183 215H180V213H179L178 218H180L179 216H181V217H182V216L185 217V215H187V217H188V216L191 215V214L185 212V214H183ZM207 215H208V214H205V216H207ZM214 215H215V213H214ZM218 215H216V216H218ZM224 215H226V213H225ZM227 215H226V216H227ZM229 215H228V216H229ZM232 215H233V217H232ZM234 215H236V216H234ZM23 216H24V213H23ZM23 216H22V217H23ZM25 216H27V215H25ZM55 216H56V214H55ZM59 216H58V217H59ZM77 216H80V217H77ZM102 216H103V215H102ZM113 216H115V215H113ZM119 216H120V215H119ZM143 216H145V217H143ZM143 216H142L143 219L146 218V215H143ZM172 216H173V215H172ZM176 216H175V217L173 216L174 219H173V218H170L169 221L172 219L173 221H170V222H173V223H174V222H175L174 220H176V218H177ZM192 216H193V219L197 218V217H195L194 215H192ZM192 216H191V217H192ZM210 216H211V215H210ZM210 216H209V217H210ZM216 216H214V219L212 218L211 220H215V221L217 222L218 219L216 220ZM220 216H222V214H221ZM252 216H253V218H252ZM9 217H10V216H9ZM11 217L13 218L14 216H11ZM27 217H29V216H27ZM27 217H26V218H27ZM38 217H39V219H38ZM43 217H44V216H43ZM43 217H42V218H43ZM45 217H46V218H47V217L49 218L48 215L45 216ZM45 217H44V219H45ZM108 217H109V216H108ZM111 217H112V216H111ZM111 217H110V218H111ZM117 217H118V216H117ZM121 217H122V216H120V218H121ZM161 217H160V218H161ZM183 217H182V219H185V218H183ZM187 217H186L187 220L185 219V221H187V223H185V222H181V223H179V221H183L182 219H180L179 221H176L177 223H174L176 227H177V225H178L179 228L181 227L180 230H181V229L183 230V231L180 233V235H181L182 233H184V234H183V237H185V236L187 237L189 234L191 235V233L193 232V229H192L193 227L191 228V229H192V232H190L191 230H188L190 233H188V231H186V229H188V227L185 228V226H184V228H182V226H183L182 223H185V224H188V223H189ZM194 217H195V218H194ZM211 217H212V216H211ZM218 217H219V216H218ZM224 217H225V216H224ZM231 217H232V219H231ZM249 217H250L252 220L254 219V220H260L261 222L263 221L262 224H259L260 222L255 223L256 226H257V224H258V225H260L261 228L263 227V228H262L263 230L260 231L261 228H260L259 226H257V227H256V226H253V225H255V224H254V222L252 223V221L250 222L251 219H250ZM12 218H11V220H12ZM42 218H41V219H42ZM48 218H47V219H48ZM53 218H54V219H53ZM112 218H113V217H112ZM142 218L140 217V219H142ZM147 218H148V217H147ZM153 218H152V219H153ZM156 218H158V216H156ZM156 218H155V219H156ZM165 218H166V217H165ZM165 218H164V219L161 218V219H162V220H165V222H168V221H166V219H168V218H166V219H165ZM198 218H197V219H198ZM206 218H207V217H206ZM206 218H205V219H206ZM221 218L223 219V216H222ZM13 219L16 220L15 217H14ZM19 219H20L21 221L23 220V218L21 219V217L18 218V220H19ZM27 219H28V218H27ZM32 219H33V218L28 219V220H30V223H31V226H32V227L34 226L33 224H35V226H36L37 224H39L40 227H41V226H42V228L44 227V228L42 229V231H41L42 233H43V230L45 231L46 228L49 229L50 226H51V224H49L50 226L47 224V223H49V222H47V223L45 222L46 219H45V220L43 219V224H44V226H43V224L41 223L42 220L40 221V223H39V222H38V223L36 222V223H33V224H32L33 221L35 222V220L31 221ZM52 219H53V221H54L55 223H53ZM56 219H58V220L60 219V221H58V220H56ZM101 219H102V218H101ZM121 219H122V218H121ZM121 219H120V221H121ZM143 219H142V222H143ZM152 219H151V220H152ZM158 219H159V218H158ZM191 219H192V218H191ZM193 219H192V221H193ZM201 219H202V218H201ZM201 219H200V220H201ZM205 219H204V217H203V221H205ZM207 219H208V218H207ZM209 219H210V218H209ZM209 219H208V220H209ZM219 219H220V218H219ZM246 219H247V220L250 219V220H249L250 225L247 224V226H246V223H245ZM11 220H9V221L12 222L13 220H12V221H11ZM28 220H26V219L23 220V222L25 221L24 225L27 224V223H29ZM55 220H56L57 222H56ZM65 220H66V219H64V221H65ZM87 220H88V222H89V220H90V221L92 220V221L90 222V224H88ZM108 220H109V219H108ZM108 220H107V221H108ZM114 220H115V218H114ZM114 220H113V221H114ZM127 220H126V221H127ZM144 220H146V219H144ZM151 220H150V221H151ZM159 220H160V219H159ZM159 220H158V221H159ZM177 220H178V219H177ZM200 220H199V222H200ZM224 220H225V219H224ZM224 220H223V221H224ZM227 220H225V221H227ZM243 220H245V221L243 222ZM7 221H8V219H7ZM7 221H6V222H5V221H2V222H4L5 224H6V223L9 224L10 222H7ZM21 221H18V222H21ZM67 221H68V220H67ZM100 221H101L100 223H102V225L105 224V223L103 224L102 220H100ZM107 221H106V224H109V223H108L109 221H108V222H107ZM110 221H111V220H110ZM116 221H118V219H117ZM135 221H137V222H135ZM147 221H149V220H147ZM158 221H156V222L151 221L152 223H154L153 227H154V226H155V227H156V226L158 227V225H160L161 223H162L161 225L163 226L164 223H165L164 221H163L164 223L161 222V221H160V223H159ZM189 221H190V219H189ZM223 221H220V222H221V225H222ZM225 221H224V222H225ZM228 221H227V224L225 223L226 225L224 224V226H227V227H228V225H229V224H228ZM0 222H1V221H0ZM2 222H1V223H2ZM14 222H15V221H14ZM16 222H17V221H16ZM16 222H15V223H16ZM23 222H21V223H23ZM26 222H27V223H26ZM68 222H69V221H68ZM96 222H99V221L96 220ZM127 222H128V221H127ZM133 222H131V223H133ZM190 222H191V221H190ZM207 222H209V221H207ZM242 222L245 223L244 225H245L246 227H245L244 225H242V224H243ZM249 222H247V223H249ZM255 222H257V221H255ZM15 223H11V224L16 225L17 223H16V224H15ZM21 223H19V224H20V225H19V229H20ZM45 223H46V225H48L49 227H48V226L45 227ZM60 223H59V224H60ZM86 223H87V224H86ZM111 223H112V222H110V224H111ZM116 223H118V224L121 225L123 222H122V221H121V223H120V222H114L115 225H116ZM129 223H130V222H129ZM134 223H133L132 226H133V227L135 226L136 228H137V226H138V228H139V225L136 226ZM140 223H141V222H139V224H140ZM144 223H145V221H144L143 223H141V224L143 225V227H142V225L140 224V227H142L141 230H143V228L146 227L147 229H144V230H145L146 232H148L147 234L150 235L151 231L149 232V230H148V227H150V224L147 223V224H149V226H148V225H145V227H144ZM152 223H151V225H152ZM156 223H159V224L156 225ZM173 223H172V224H173ZM204 223H206V222H204ZM204 223H203V224H204ZM218 223H219V220H218ZM5 224H4V226H7V225H8V224H7V225H5ZM41 224H42V225H41ZM61 224H60V225H61ZM93 224H95V226H96V225L99 224V223H95V221H94ZM93 224H92V225H93ZM137 224H138V223H137ZM167 224H168L167 226H170V228L174 225V224H173V225H169V222H168ZM176 224H177V225H176ZM181 224H182V225H181ZM203 224H202V225H203ZM216 224H217V223H216ZM216 224H215V225H216ZM252 224H253V225H252ZM17 225H18V224H17ZM24 225L22 224V227H23ZM28 225H30V224H28ZM28 225H27V227H26V225H25L24 228L26 227L27 229H29V226H28ZM60 225H59V226H60ZM65 225H66L65 223H64V226H63V224H62L63 227H65ZM74 225H76V223H75ZM86 225H87V226H86ZM99 225H100V224H99ZM179 225H180V226H179ZM188 225H189V224H188ZM188 225H186V226H188ZM194 225H195V224H194ZM194 225H193V226H194ZM197 225H198V224H197ZM197 225H196V227L194 226L195 230H197L198 228L200 229V227H198L199 225H198V226H197ZM202 225H201V223H200V226H202ZM231 225H229V226H231ZM241 225H242V226H241ZM248 225L250 226V228L248 227ZM261 225H262V226H261ZM0 226H1L0 229H3V228H2L3 225H0ZM10 226H11V225L9 224L8 227H5V228L3 229V231H6V230H7L6 233H4V234H7V233H8V234H7L6 236H4V234H3V236L5 237V238H3V239H2V237H3L2 234H0V235H1V236H0V238H1L0 241H1V240L4 241V239L9 238V235L11 234V236H10L11 240H10L9 243H7V244H10V243H11V244H10V246H11V245H12V242H11V241L14 240V237H12V233H13V234L15 233V229L13 228L14 230H12V228H11V231H10V229H9ZM57 226H58V224H57ZM59 226H58V227H59ZM69 226H70V225H68V227H69ZM90 226H91V225H90ZM93 226H94V225H93ZM95 226H94V228H95ZM100 226H101V225H100ZM104 226H105V225H104ZM106 226H107V225H106ZM106 226L103 227V228L100 227V229L107 228L108 226H107V227H106ZM109 226H114V225L112 224V225H109ZM117 226H118V225H116L115 227L117 228ZM121 226H122V225H121ZM128 226H130V225H128ZM132 226H130L129 228H131ZM167 226L165 225L164 227L166 228ZM175 226H174V229H175ZM207 226H206V227H207ZM213 226H214V225H213ZM216 226H218V225H216ZM216 226H215V227H216ZM251 226H253V227L251 228ZM11 227H13V226H11ZM14 227H15V226H14ZM17 227H18V226H17ZM32 227L30 228L31 230H33ZM37 227H38V225H37ZM37 227H36V228H37ZM52 227H51V228H52ZM68 227H67V228H68ZM70 227H71V226H70ZM70 227H69V228H70ZM75 227H76V226H75ZM75 227H74V228H75ZM91 227H92V226H91ZM96 227H97V226H96ZM151 227H152V226H151ZM153 227H152V228H153ZM197 227H198V228H197ZM243 227H245V228L243 229ZM6 228H8L9 230L6 229ZM26 228H25V229H26ZM36 228H35L34 230H35V231L38 230V231L40 232L41 229H40V228L36 229ZM51 228H50V229H51ZM53 228H52V229H53ZM71 228H72V227H71ZM92 228H93V227H92ZM108 228L111 229L112 227H108ZM138 228H137V229H138ZM152 228H150V229H151V230L156 229V228H153V229H152ZM158 228L161 229L160 227H158ZM172 228H173V227H172ZM196 228H197V229H196ZM213 228H214V227H213ZM240 228H241V229H240ZM19 229L17 228L16 230H18L20 233H21V231L24 230L23 233H24V234L26 233V230H25V229H23V230L20 229L21 231H20ZM30 229H29V230H30ZM39 229H40V230H39ZM55 229H56V228H55ZM55 229H53L54 232L56 231ZM61 229H62V228H61ZM61 229H60V228L57 229V233H59V235H60V232H59L58 230H61ZM89 229H91V228L89 227ZM113 229H115V228L113 227ZM123 229H126V228H123ZM137 229H136V230H137ZM167 229H168V227H167ZM177 229H178V228H177ZM184 229H185V232H184ZM204 229H205V226H204ZM207 229H208V227H207ZM207 229H206V230H207ZM237 229H239V230L237 231ZM249 229H250V230H249ZM34 230L32 231L33 234L31 233L33 236H35L37 233H38V236L41 235V234H39L38 231H36V233H35ZM62 230H63V229H62ZM62 230H61V231H62ZM69 230H71V229H69ZM73 230H74V229H73ZM96 230H97V229L95 228V230H90V232H91V231H94V232L96 233V232H98V231H96ZM98 230H99V229H98ZM111 230H112V229H111ZM115 230H116V229H115ZM175 230H176V229H175ZM200 230L202 231V229H200ZM216 230H218L217 227H216ZM219 230H220V229H219ZM223 230H224V229H223ZM3 231H1V233H3ZM9 231H10V233H9ZM18 231H17V233H18ZM50 231L52 232V230H50ZM67 231H68V229H67ZM76 231H77V229H76ZM82 231H83V230H82ZM99 231H100V230H99ZM104 231H105V229H104ZM108 231H109V230H108ZM118 231H119V230H117L116 232H118ZM156 231H157V229L154 230V231L151 233L150 236H152V234H153L154 232L156 233ZM159 231H160V230H159ZM162 231H163V229L160 231V234L163 233ZM201 231H200V232H201ZM226 231H228V230L226 229ZM241 231H240V232H241ZM46 232H47V234H48V231H45V234H46ZM54 232H53V234H54ZM68 232H69V231H68ZM78 232H79V231H78ZM78 232H77V233H78ZM84 232H83V233H84ZM86 232H87V234H88V230H87ZM86 232H85V234H86ZM105 232H106V231H105ZM110 232H111V231H110ZM110 232H109V233H110ZM121 232H122V231H121ZM134 232H135V231H134ZM138 232H140L139 229H138ZM146 232H144V235H145ZM168 232H170V231H168ZM173 232H174V231H173ZM175 232H177V231H175ZM186 232H187V233H186ZM205 232H206V231H205ZM20 233H19V234H20ZM27 233L29 234L30 232L28 231ZM62 233H63V232H62ZM62 233H61V234H62ZM72 233H74V232L72 231ZM72 233H71V234H72ZM109 233L107 232L108 235H109ZM119 233H120V231H119ZM126 233H127V232H126ZM164 233H165V232H164ZM171 233H172V232H171ZM185 233L188 234V235H185ZM198 233H199V232H198ZM198 233L196 232V234H198ZM21 234H22V233H21ZM24 234H23V237L26 235V234H25V235H24ZM34 234H35V235H34ZM45 234H43V235L45 236ZM47 234H46V235H47ZM53 234H50V235L48 234V236H51V235H53ZM65 234H68V233L65 232ZM74 234H75V233H74ZM74 234H72V236H73ZM85 234H84V235H85ZM87 234H86V235H87ZM91 234H92V232H91ZM101 234H102V233H101ZM104 234H105V233H104ZM104 234H102V235H104ZM129 234H130V232H129ZM129 234H126V236L128 235V236H127L128 238H129ZM136 234H137V233H136ZM140 234H141V232H140ZM157 234H158V231H157ZM192 234H193V233H192ZM200 234H201V233H200ZM209 234H208V235H209ZM212 234H213V235H212ZM223 234H224V235H223ZM243 234H242V235H243ZM59 235H57V234H56V236L53 235V236H55V237H54V241H56L55 238H56L57 236H59ZM68 235H69V234H68ZM82 235H83V234H82ZM93 235H94V233H93ZM102 235H101V236H102ZM110 235H113V234H110ZM114 235H115V234H114ZM117 235H118V234H117ZM124 235H125V234H123V236H124ZM155 235H156V234H154V237H155ZM161 235H162V234H161ZM163 235H164V234H163ZM165 235H166V233H165ZM170 235H171V234H170ZM173 235H174V238H175V234H173ZM176 235H177V234H176ZM190 235H189L188 238H187L188 240H190L189 237L192 236V235H191V236H190ZM206 235H207V233L205 234V236H206ZM208 235H207V236H208ZM7 236H8V237H7ZM13 236H15L16 238L20 239L19 237H17V236H19V235H16V233H15ZM28 236H30V237L28 238ZM33 236H31V235H27V236H25L26 238H25V237H24V238H25L26 242L30 241V240L33 239V238H34V240H35V239H36V240L38 239L37 237L35 238V237H33ZM36 236H37V235H36ZM44 236L42 237V235H41L39 238H40V239L43 238V240H45V241L47 240V245H48V243H49V242H48L49 237H47V239H46V236H45V237H44ZM53 236H52V237H53ZM70 236H71V235H70ZM72 236H71V237L68 236V237L72 239V238H73ZM89 236H91L90 238L93 237L92 235H89ZM95 236H96V235H94V237H95ZM105 236H106V235H105ZM121 236H122V235H121ZM121 236L118 237V238L120 239ZM126 236H124V237H126ZM167 236H168V235H167ZM181 236H182V235H181ZM181 236H180V237H181ZM20 237H22V235H21ZM23 237L21 238L22 240H24ZM31 237H32V238H31ZM52 237H51V239L49 240V241H51V242H53V241H52ZM60 237H61V236H60ZM60 237H58V238H60ZM62 237H63V236H62ZM62 237H61V238H62ZM65 237H66V235H65ZM65 237H64V238H65ZM82 237H83V236H82ZM94 237H93V238H94ZM103 237H104V236H103ZM106 237H107V236H106ZM106 237H105V238H106ZM109 237H110V236H109ZM109 237L106 238V239L108 240ZM111 237H112V236H111ZM116 237H117V236H116ZM116 237H114V238H116ZM146 237L148 238L149 236H146ZM156 237H157V236H156ZM161 237H162V236H161ZM168 237H170V236H168ZM172 237H173V236H172ZM180 237H179V238H180ZM186 237H185V238H186ZM193 237H194V236H193ZM10 238H9V239H10ZM16 238H15V240H16ZM30 238H31V239H30ZM44 238H45V239H44ZM58 238H57V239H58ZM61 238H60V239H61ZM69 238H68V239H69ZM74 238L76 239V237H74ZM87 238H89V237H87ZM98 238H99V236H98ZM112 238H113V237H112ZM118 238H116V239L118 240ZM130 238H131V237H130ZM139 238H140V237H139ZM143 238H144V236H143ZM143 238H142V239H143ZM151 238H153V237H150L149 240H151ZM179 238H175V239H179ZM191 238H192V237H191ZM198 238H197V239H198ZM210 238H211V237H210ZM219 238H220V237H219ZM235 238H234V239H235ZM243 238H242V239H243ZM27 239H28V240H27ZM29 239H30V240H29ZM40 239H38V240H40ZM71 239H70V240H71ZM75 239H74V241H75ZM94 239H95V238H94ZM121 239H122V238H121ZM121 239H120V240H121ZM126 239H127V238H126ZM126 239L123 238L124 241H125ZM142 239H141V240H142ZM157 239H159V237H158ZM163 239H164V238H163ZM170 239H171V238H170ZM172 239H173V238H172ZM181 239H182V238H181ZM183 239H184V238H183ZM183 239H182V240H183ZM193 239H194V238H193ZM193 239H192V240H193ZM207 239H209V237H207ZM236 239H235V240H236ZM38 240H37V242L39 243ZM76 240H77V239H76ZM107 240H106V241H107ZM110 240H111V238H110ZM110 240H108V241H110ZM123 240H122V241H123ZM153 240H154V239H152V241H153ZM155 240H156V238H155ZM155 240H154V241H155ZM184 240H185V239H184ZM194 240H196V238H195ZM194 240H193V241H194ZM231 240H232V241H231ZM249 240H250V241H249ZM6 241H8V239H6ZM6 241H5V243H6ZM17 241H18V240H17ZM41 241H42V240H41ZM45 241H44V242H45ZM58 241H59V240H58ZM58 241H56V243H57ZM61 241H62V240H61ZM92 241H93V240H92ZM99 241H100V240H99ZM103 241H104V240H103ZM108 241H107V242H108ZM115 241H116V240H115ZM127 241H129V239H127ZM130 241H131V239H130ZM156 241H157V240H156ZM165 241H166V240H165ZM165 241L163 240V243H165ZM170 241H171V240H170ZM185 241H186V240H185ZM198 241H199V242H198ZM198 241H197V242L200 243V240H198ZM13 242H14V241H13ZM31 242H32V241H30V243H31ZM51 242H50V243H51ZM84 242H85V241H84ZM107 242H106V243H107ZM132 242H133V241H132ZM135 242H136V241H135ZM137 242H138V241H137ZM140 242H141V241H140ZM166 242H167V241H166ZM177 242H178V241H177ZM177 242H176V243H177ZM194 242H195V241H194ZM194 242H193V243H194ZM207 242H208V243H207ZM214 242H215V241H214ZM14 243H16V242H14ZM14 243H13V245H14ZM20 243H25V242H21V241H20ZM45 243H46V242H45ZM53 243H54V242H53ZM69 243H70V242H69ZM117 243H118V242H117ZM119 243L122 244V242H119ZM129 243H130V242H129ZM169 243H170V242H168V244H169ZM193 243H192V244H193ZM195 243H196V242H195ZM7 244H6V245H7ZM31 244H32V243H31ZM59 244H62V243H59ZM59 244H58V245H59ZM94 244H95V243H94ZM171 244H172V243H171ZM174 244H175V243H174ZM13 245H12V246H13ZM52 245H53V244H52ZM58 245H57V246H58ZM65 245H67V244H65ZM73 245H75V244H73ZM79 245H80V244H79ZM83 245H84V244H83ZM90 245H91V244H90ZM96 245H97V244H96ZM141 245H142V244H141ZM193 245H194V244H193ZM196 245H197V243H196ZM196 245L194 246V248L197 247V246H200V245H197V246H196ZM213 245H214V246H213ZM255 245H256L257 247H258V245L261 246V247H260V248H261L260 251H261V252L263 251V253L259 252L260 255H259L258 253H257V254H258V255H257L255 252H258V250H259L258 248H259V247L257 248ZM10 246L8 245L9 249H8L7 247H6V248H7L8 250H10V249L13 250V248H10ZM15 246H17V245L15 244L13 247L15 248ZM45 246H46V245H45ZM45 246H44V247H45ZM49 246H50V245H49ZM69 246H70V244H69ZM71 246H72V245H71ZM71 246H70V248H71ZM100 246H102V245L100 244ZM106 246H107V245H106ZM120 246H121V245H120ZM166 246H167V243H166V245H165L164 247H163V246H162V247L165 248ZM169 246H171V245H169ZM169 246H168V247H169ZM174 246H175V245H174ZM174 246H173V244H172V249H175V248H176V247L174 248ZM177 246H178V245H177ZM40 247H41V246H40ZM44 247H43V248H44ZM65 247H68V246H65ZM75 247H77V246H75ZM92 247H93V246H92ZM137 247H138V246H137ZM179 247H180V246H179ZM206 247H208L207 249H209V250L211 249L210 247H212V249H211L210 251H209V250L206 251ZM214 247H216V248H214ZM262 247H263V248H262ZM49 248L52 249V247H49ZM54 248H55V247H54ZM61 248H62V247H61ZM80 248H81V247H80ZM83 248H84V247H83ZM85 248H86V247H85ZM101 248H102V247H101ZM145 248H146V247H145ZM166 248H167V247H166ZM182 248H183V247H182ZM197 248H198V247H197ZM59 249H60V248H59ZM63 249H65V248H63ZM183 249L186 250L185 248H183ZM183 249H182V250H183ZM192 249H193V248H192ZM254 249H255V250L258 249V250L255 251V252H253ZM14 250H17V249H14ZM21 250H22V249H21ZM141 250H142V249H141ZM149 250H150V249H149ZM167 250H169V249H167ZM178 250H180V248H179ZM182 250H181V251H182ZM184 250H183V251H184ZM196 250H197V249H196ZM22 251H23V250H22ZM59 251H61V249H60ZM74 251H78V250H74ZM133 251H134V250H133ZM146 251H147V250H146ZM172 251H173V250H172ZM174 251H176V250H174ZM189 251H190V250H189ZM215 251H216V253H215ZM16 252H17V251H15V254H17ZM114 252H115V251H114ZM154 252H155V251H154ZM156 252H157V251H156ZM160 252H161V251H160ZM162 252H163V251H162ZM170 252H171V251H170ZM185 252H186V251H185ZM190 252H191V251H190ZM197 252H198V251H197ZM207 252H208V253H207ZM10 253H11V252H10ZM18 253H19V252H18ZM23 253H24V252H23ZM48 253H49V252H48ZM76 253H77V252H76ZM146 253H147V252H146ZM178 253H179V251H178ZM187 253H189V252L187 251ZM187 253H186V254H187ZM21 254H22V253H21ZM50 254H51V253H50ZM60 254H61V252H60L59 254H57L58 256H56V255H52V257H53V256H54V257H57V258H55V260H57V263H56V261H55L56 264H60V263H59L60 261L58 262V260L61 259V256L59 257ZM74 254H75V253H74ZM149 254H150V252H149ZM151 254H152V253H151ZM164 254H165V252H164ZM167 254H168V253H166V255H167ZM179 254H180V253H179ZM179 254H177V252H176L177 257H178ZM23 255H24V254H23ZM35 255H36V254H35ZM37 255H38V254H37ZM39 255H42V254L40 253ZM45 255H46V257H47V256H48V257H47V258H44L45 260H44V259H41V260H42V262L40 261L41 264H42V263L44 264L43 261H48L49 263L51 262L50 264H53V263H54V261H53L54 259H53V260H52V259L48 260V258H51V257H49V256H51V255H47V254H45ZM71 255L73 256V253H72ZM77 255H78V254H77ZM128 255H129V254H128ZM142 255H143V254H142ZM145 255L148 256V254H144V256H145ZM155 255H156V253H155L153 256H155ZM160 255H161V254H160ZM168 255H169V254H168ZM168 255H167L166 257H168ZM171 255H172V254H171ZM180 255H181V254H180ZM187 255H189V254H187ZM187 255H186V257L183 256V257H184V260H183V258H181L182 260L179 261V263H180V262L182 263L183 261H186V260H187V261H186V262H183L182 264H184V263H185V264H186V263H187V264H191V262H192V263L194 262L193 264H198V263H200V262H201V264L203 263V262L201 261L202 259H200V260L198 259L197 261H200V262H197V263H196L195 261H193V259L196 260L195 258H201V257H199V256H201L200 254H199V255L197 254L198 257H195V255L192 254V255H194V256H192V257H195V258H191V254H190V257H189V256H188V257L192 259V260L190 259L191 262L188 261L189 258L187 257ZM211 255H212V254H211ZM42 256H44V255H42ZM74 256H75V255H74ZM106 256H107V255H106ZM138 256H139V255H138ZM212 256H213V255H212ZM20 257H21V255H20ZM44 257H45V256H44ZM58 257H59V259H58ZM67 257H69V256H67ZM76 257L79 258L78 256H76ZM76 257H75V258H76ZM85 257H86V256H85ZM100 257H103V256H100ZM108 257H109V254H108ZM108 257H107V258H108ZM125 257H126V256H125ZM139 257H140V256H139ZM155 257H156V256H155ZM158 257L160 258V256H158ZM181 257H182V256H181ZM3 258H5L4 260L7 261V263L10 262V261H12L11 259H13V258L8 259L9 257L6 258L5 256H3ZM42 258H43V257H42ZM75 258H73V259H75ZM86 258H87V257H86ZM103 258L106 259L105 257H103ZM152 258H153V257H152ZM168 258H169V257H168ZM168 258H167V259H168ZM170 258L172 259V257H170ZM170 258H169L168 260L166 259L168 263H169ZM173 258H174V259H178V258H175V257H173ZM187 258H188V259H187ZM209 258H210V257H208L207 260H209ZM211 258H210V259H211ZM214 258H215V259H214ZM0 259H2V257H0ZM15 259H16V258H15ZM108 259H110V258H108ZM112 259H113V257H112ZM112 259H111V260H112ZM160 259H161V258H160ZM179 259H180V258H179ZM179 259H178V260H179ZM2 260H3V259H2ZM16 260H17V259H16ZM16 260H15V262H16ZM70 260H72L71 257H70ZM75 260H77V259H75ZM75 260H74V263H72V264H81V263H82V262H81V263H77ZM82 260H83V259H82ZM99 260H100V259H99ZM99 260H98L97 262H99ZM106 260H107V259H106ZM121 260H122V259H120V261H121ZM151 260H152V259H151ZM158 260H159V259H158ZM172 260H173V259H172ZM207 260H206V261H207ZM5 261H3V262H5ZM13 261H14V260H13ZM68 261H69V260H68ZM80 261H81V259H80ZM85 261H86V260H85ZM103 261L105 262V260H103ZM118 261H119V260H118ZM146 261H147V259H146ZM152 261H153V260H152ZM154 261H155V260H154ZM176 261H177V260H176ZM209 261L211 262V260H209ZM209 261H207V263H208ZM24 262H25V261H24ZM52 262H53V263H52ZM75 262H76V263H75ZM93 262H94V261H93ZM97 262H96V263H97ZM108 262H111V261L109 260ZM108 262H106V263L109 264ZM116 262H117V261H116ZM116 262H115V263H116ZM121 262H123V261H121ZM127 262H128V261H127ZM174 262H175V260L173 261V264H174ZM177 262H178V261H177ZM210 262H209V263H210ZM25 263H26V262H25ZM25 263H24V264H25ZM45 263H46V262H45ZM49 263H47V264H49ZM55 263H54V264H55ZM91 263H92V262H91ZM100 263H101V261H100ZM115 263L113 262V264H115ZM117 263H119V262H117ZM117 263H116V264H117ZM171 263H172V262L170 261L169 264H171ZM181 263H180V264H181ZM205 263H206V262H205ZM211 263L214 264L213 262H211ZM211 263H210V264H211ZM22 264H23V263H22ZM69 264H71V262H70ZM84 264H85V263H84ZM87 264H88V263H87ZM89 264H90V263H89ZM97 264H98V263H97ZM104 264H105V263H104ZM119 264H120V263H119ZM121 264H122V263H121ZM138 264H139V263H138ZM144 264H145V263H144ZM146 264H147V263H146ZM148 264H149V263H148ZM175 264H176V262H175ZM203 264H204V263H203Z\"/></svg>", "mask_w": 264, "mask_h": 264}, {"label": "rangeland", "instance_id": "374dc122", "mask_svg": "<svg viewBox=\"0 0 264 264\" xmlns=\"http://www.w3.org/2000/svg\"><path fill=\"white\" fill-rule=\"evenodd\" d=\"M3 1H4V2H3ZM55 1H56L57 3H56ZM55 1H53V0H51V1H50V0H0V6L2 7V8H0V12H1V13H0V17H1V18H2V17H3V18H4V17H5V18L7 17V19H8V20L4 21V23H5L6 25H5L4 23H2V22H3V21H2L3 18L0 19V20H1V23L3 24V27L5 26V27H4L5 30H4L3 27L1 26L2 24H0V26L2 27L1 29H3L2 32L4 31V34L6 33V37L9 38V36L12 34V31H15V30H12V29H14L13 27H16V29L18 28V29H17L18 32H19L20 28L22 27L21 29H23V30H22V31L24 32L23 34L26 35V36H28L27 34H30L31 31L33 32V34H31V35L28 36V39L26 38V36H25V37H24V36H21L22 33L19 32V33H21V34H20V36H19L18 38L21 37V39H17V41H16L17 44L15 43V46H16V47H17V46L19 47V46L21 45V46L19 47V49L21 48L22 51H23V48H27V49H25V50L23 51V54H21V53H22L21 50H20V51H19V50H16V49H17L16 47H15V48H16L15 50L13 49L14 51L12 50V53H13V54H14V53H15V54L18 53V56H19V54L22 55L21 57L19 56V58H21V59L23 58V60H19L18 56L15 55V54H14V55H11L12 53H10V54L8 53V55L5 57L6 60H4L2 63H0V68H2L1 65L3 64V68L0 69V72H2V73H0V90H1V91H0V93H1L0 96L2 95L1 100L4 101V102H3V101H0V106L2 107V108L0 107V110H1L0 113H1V115L4 116V117L2 116L1 118H5V121H4L3 119H0V120H2V123H0V124H1V125H0V128H1V126H2L3 123L9 125V126H6V125L4 126V124H3V126H2V127H3V132H2V133L0 132V137H1V138H0V215L2 214L1 217H0V221H1V222H2V221H5V222H6L7 219H8L7 222H10L9 220H11V218H12L11 216H14V217L16 218V220L13 219L14 217L12 218L13 221L11 220L12 222H10L9 224H10L11 226H13V227L10 226L9 229H10V231H11V228H12V230L15 229V233H16V235H19V236H17V237L20 238V239L16 238L15 236H13L15 233H14V234L12 233V237H14V240H13V241L16 242V243H14L13 241H11V242H12V245H13V243H14V245H15V244L17 245V246H15V248L13 247L14 245H13V246H12V245L10 246L11 243H10V244H7V243H9L10 240H11V238H10L11 234L9 235V238H10V239H9V238H6V239H8V241H6V239H4V241H2V240L0 241V257H2V259H3V260L0 259V264H22V263L24 264L25 262H26L25 264H41V262H42L41 259H44V258H47V257H48V256L46 257L45 254H47V255H51V256H49V257H51V258H48V260H50V259L53 260V259H54V260H53L54 263H55V261H56V263H57V260H55V258H57V257H54V256L52 257V255H56V256H58L57 254H59L60 252H61V254L59 255V257L61 256V259H59V257H58V259H59L58 262L60 261V262H59L60 264H69L70 262H71V264H72V263H74V260H75V259H77V260H75L77 263H81V262H82L81 264H84V263H85V264H87V263H88V264H89V263H90V264H97V263H98V264H104V263L107 264L106 262H108L109 260L111 261V262H108L109 264H113V262L115 263L116 261L119 262L120 264H121V263H122V264H138V263H139V264H144V263H145V264H146V263H147V264H148V263H149V264H169L170 261H171V262H172L171 264H173V261H174V260H175L176 264H180L181 262L179 263V261L182 260L181 258H183V260H184V257H186L187 254H189V255H187V257H188V256L190 257V254H191V258L198 257L197 254H198V255L200 254L201 256H199V257H201V258H195L196 260L193 259V261H195L196 263H197V262H200V261H197V260H198V259H199V260L202 259V258H203V255L206 253V252L204 251V250H205V248H204L205 246H208V247H209L210 245L212 246V244H210V243L212 242L211 239H212L213 237H214L213 239H215V240H214L215 242L213 241L212 243H215L214 245L216 246L218 243H220L218 240L221 239V242H222V240H224L223 238H224L225 236L222 237V234H221V233H223V231H225L224 234H226V233L228 234V233H229V228L232 227L231 230H230V231H231L230 233H232V231L234 230V228H235L234 224L231 225V222L229 223V221H230V218H229L230 215H229L228 213L233 212V211H231V210H233V209L238 205V203H237L236 201H240L239 203H241V204H243V203L246 204L245 206H246L247 209H245V207H244V209H245L244 211H246V210L248 211V208H249V209H250V208L252 209V210L250 209V214L248 213L249 211L246 212V213H248L249 215H251L252 211H254L253 207L249 205V204L253 201V199H252V201H249V199L251 200V198H249L247 192L244 191V189L246 190L248 186L245 187V188H243L244 185L246 186V184H244V182H246V180H247L246 183L248 184V182H250V181L253 182V181H254L253 176H254V177H255V176H256V177H259V176L257 175L258 173H257L256 170H255L256 168L254 167V164H251V166H249V164L246 165V162H244V164L246 165V166H244V165H243V162H242V165H243V166H240L241 169H242V167H247V169H248V167H251L252 169H253V167H254V168H255L254 171H255L256 173H255L253 170H251V171H253L255 174H254L253 172H249V173H248V170H247L246 168H244V169H246V171H247V173H248V174H245V177H246V178L249 177V174H250V173H253V175L251 174V177H250V179H249L250 181H249L248 179H246L245 177H244V178H245L246 180H241V179L236 180V182H237V181H238V182H239V181H244V182H241V185H239L240 182H239V184H238V182H237V185H239V186L242 187V188L240 189V188H238V186L235 184V183H236L235 181H234V182H235V183H234L235 185L231 184L230 181H232L233 179H231V177H227V176H229V174L226 175L227 171H226V173L224 174L223 171L226 170V169H224V168H223L224 166L221 165L223 159H222V157H221V160H220V158H219V160L221 161L220 164H219V162H218L219 160H217V159H218L217 156H219L220 153H218L219 151H218V152L215 151V150H217V148H215L216 146L213 144L214 142L212 143V139H211V138H210V139H211V141H210L209 137L205 134V132H204V135H202V136H204V137L201 136V134H203V131H204V130L201 131V134H200V132H199V133L197 132L198 134H200V138H198V136H196V137L194 138L195 135H192L191 137H192L193 139L190 138L191 141L188 140V142L190 141L191 143H190V144H189V143L186 144V148H183V147H184V143H187V141H185L186 138H184V137H186V136H184V135H183V136H184V137H183V138H184V140H183L184 143H183V141H180V139H183V138L181 137V134H180V133L187 132L188 130H186L185 127H184V128H185V131H184V129L181 130V129H179V128H177L178 131H177V130H174V127L176 126L175 122L181 120L180 122L182 123V121L185 120V118H184L183 116H178V115H179V113L182 112V110L185 111L186 108H187V110H189V108H190L191 106H193V105H191V104L194 103V98H195L196 96L193 94L195 97H194V98L191 97L192 100H191V98H188V99L191 100V101H188V102H191V103H188L187 101H184L186 98H185L184 100H182V103H185V104L187 103V104H188V105L186 104L187 106L184 105V106H186V108H183V107H184L183 104H181L182 106L179 104V103H181V101H179V102L176 101V102H175L174 100L171 99V97L174 99V98L176 97L177 94H178V95H181V91H182V90H180V93L178 92V93L176 94V91H177V89L179 88V86H176V87H178L177 89H176V87L173 88V86H175V85H174V83H172V81L169 82V83H167V85H168V86H169V84H170V85H173L172 88L174 89L175 92H174V91H171V90H173V89H172L171 86H170V89H171V90L169 89V87L166 88L167 91L169 92V94H168V92H167L166 89L164 88V87H165V84H164L163 82H165V80H163V82L161 81V82L163 83V85H162V84L160 85V81L157 80V81L159 82V86H157L156 88H157L158 90H159V89H162L163 91L160 90L161 93H160V91H155V92H154V91H152L151 89H148V88H150L149 85H155V82H156V84H158V82L156 81L157 78L154 79L155 82L149 80V81H151L152 83H151V82L147 83V82H148L147 80L149 79V78L147 79V76H149V74H150V76H151V79H153L155 75H156L155 77H157L159 74H161L162 72H166L167 70H168L167 73L171 72V73H169V76L167 75V73L164 74V75H167V76H168V79H169V78L172 79V77L175 78L174 75H178L177 73L174 72L173 69H171V68L173 67L172 64L169 63L165 58H162V59H163V60L165 59V60H164V61H165L164 63L166 64L167 69H166L165 66H162V67H163L166 71H164L162 68L159 67V66L162 65L161 63H160V65H158V64H159L158 62H161L160 60H162V59H160V58H161L160 54L162 55L161 51H160V53H159V50H161V48H160L161 45H158V44H157V45H155V46H156L155 49H154V48L151 49V50L154 49L156 52H155V51H153V52H155L156 54H154V53L152 54V53H148V52H146V54H144L145 52L143 53V52H142L143 50L140 51L141 54H142V53L144 54L143 56H146V55H147V57L149 56V58H150V56H153V57H154V58H152V59H148V60H150L149 63H153V66L155 65V62H156L157 64H156V66L153 68L151 64H150L151 66L148 64V60L145 59V57H143L141 54H139V55H140V58L143 57V58L145 59L144 61H142V58L139 59V60H141L142 62H144V63H143L144 65H146L145 63H147V65H148V66H147V65L145 66V68L147 67V70H146V69L144 68V65H143V64H142V66H143L142 68L139 67L141 61H140V62L138 61L139 65H138L137 62H136V63H137V66L140 68V69H139V68H137V66H136L135 63H134L135 60H136L137 58H139V57H136V56L138 55V54H137V50H136V52H135L134 50H135V49H138V48H141L140 44H141L142 42L139 43V46H140V47H139V46H138V48H135V47H134L135 49L133 50V47H132V46L134 45V44H133V41L131 42V40H130V42L132 43V44H131L130 42H128L129 40H127V41L125 40V39H127V37H126L125 35H123V36H125L126 38H122L121 35H120L121 37H120V36H117L116 34H121V33L113 32V31L116 30V29L118 30V28H117V26L115 25L116 28L113 30V28H114V24H112L113 27L110 26V27H112L111 32H110V29H109L110 27H109V28H106L105 32H101L100 34L103 35V39H104L105 36H106V35H104L106 32H109L110 34H109V33H108V34L111 35V37H112V35L117 36V37H116L117 41H116V39H115V40H112V42L116 41V42L118 43V40H119V44H118L119 46H118V48L121 47L120 45H121L122 43L124 44V43L126 42V44H124V45L122 46V47L125 46L124 49L127 47L126 50H124V51H126V52H124V51H123L122 53L120 52V50H121V51L123 50L122 47H121V49L119 48L120 50H117V49H116V47H117L116 45H117V44H116L115 42H114V43H110V42H109L110 44H113V45H110V46H109V43H108V47H109V48L106 46V44H105L106 47H105L104 45H101V46H103V48L100 47V43H98V42H101V43H102V42H105V41H103V39H101V41H99V40H100L99 37H98V38L96 37L97 39L95 40L94 37H95L96 35L93 36V37H91V38L94 39L93 41H97V40L99 39V40L97 41L98 45L96 44V42H93V41H92V42H90V43H93V46H92V44H91V46H90V45H89L90 43H88L87 41H90L91 38H89V39H88V38L85 39V42H84V39H82V40H83L82 43H83L84 49H85V46H86V45H89V46H90V47L88 46V47L86 48V50L84 51V50L82 49L83 47L81 46L82 43H80L81 40H78V41H80V42L78 43V45H77V43H75V42H76L75 40H70L71 38H74L75 34L73 35V33H74L75 31H72L74 28L71 29V27L68 25V23H69V21L71 20L72 17H73V20H72V21L75 20V17L77 16V15L75 16V13H77V12H78V15H79V16H80V15L82 16V15H85V14L88 15V14L91 12V13L88 15V16H90V18H91V15L93 16V14H94V16H95V13H97V12H96L97 10H100V12H102V10H104V9H102V8H100V7H105V6H104V5H105L104 3H103V5L101 6V4H102L101 2H104V1L102 0V1L100 2L99 0H78V1L76 0V2H75V0H71V1H73L74 5H73V3L71 4V2H70V3H69V2H68V3L66 2V1H69V0H61V4H60V2H59L60 0H58V1L55 0ZM64 1H65V3H63V4H66V6L62 4V2H64ZM92 1H93V2H92ZM97 1L100 3V5H99V3H97ZM106 1H108L107 3H108V6H109V4H110L111 2H112V3H113V2L115 3L116 0H115V1H111L110 3H109V0H105V2H106ZM2 2H3L4 4H3ZM6 2H7V3H6ZM11 2H13L12 5L10 4ZM20 2H21V4H20ZM79 2H80V3H79ZM116 2H117V1H116ZM18 3L20 4V6H18V5H19ZM76 3L78 4V6H77ZM86 3H87V4H86ZM107 3H106V4H107ZM112 3H111V4H112ZM1 4H2V5H1ZM5 4H6V5H5ZM16 4H17V5H16ZM67 4H68V6H69L71 9H73V10H71V9L67 6ZM75 4H76V6L78 7V9H80L79 11L76 10L77 8H75ZM115 4H116V3H115ZM8 5H10V7H9ZM40 5H41V6H40ZM44 5H45V6H44ZM49 5H50V6H49ZM52 5H53V6H52ZM60 5H61L62 7H61ZM71 5H73L74 7L71 6ZM3 6H4V7H3ZM16 6H17V8H16ZM21 6H22V7H21ZM23 6H24V7H23ZM79 6H80V7H79ZM95 6H96V7H95ZM97 6H100V7L97 8ZM110 6H111V8L115 7L113 4L110 5ZM110 6H109V7H110ZM6 7H8V8H6ZM11 7H12V8H11ZM14 7H15L16 9H15ZM19 7H20V9H19ZM67 7H68V8H67ZM46 8H47V9H46ZM65 8H66V9H69L71 12L74 11V12H75V13L73 12L74 15H73V14L71 15V12L69 11V12H70V13H69L68 10L66 11ZM74 8H75V9H74ZM8 9H10V10L8 11ZM95 9H97V10H95ZM101 9H102V10H101ZM5 10H7V11H5ZM12 10H13V11H12ZM21 10H22V11H21ZM39 10H40V11H39ZM93 10H95V13H93V12H94ZM109 10L113 11V9H110V8H109ZM17 11H18V14L16 13ZM19 11H21V13H19ZM23 11H24V12H23ZM32 11H33V13H32ZM76 11H77V12H76ZM92 11H93V12H92ZM2 12L4 13V15H1ZM6 12H7V13H6ZM8 12L11 13V16H12V15H13V16L11 17L10 15H8V14H9ZM28 12H29V13H28ZM66 12L69 13L70 16L67 15ZM55 13H56V14H55ZM92 13H93V14H92ZM6 14H7L8 16H10V17H8ZM14 14H17V15H19V14H20V15H23V16H20V17L16 15V17H18V19L16 20V21H17V22H16L17 24L15 23V19H16V17H14ZM30 14H31V15H30ZM48 14H49V15H48ZM97 14H99V11H98ZM97 14H96V16H97ZM5 15H6V16H5ZM42 15H43V16H42ZM28 16L31 17V18L29 19ZM74 16H75V17H74ZM88 16H84V17H86V18L82 17V19H87ZM96 16H95V17H96ZM22 17H23V19H22ZM40 17H41V18H40ZM43 17H44V18H43ZM69 17H70V18H69ZM5 18H4V19H5ZM24 18L27 19V21H28V22H26V24H24V22H23L24 28H23V26H19V27H17V26L19 25V24H18L19 22H20V24L22 25L21 21H26ZM60 18H61V19H60ZM77 18H78V19H76L75 21H78L79 18L81 19V17H77ZM92 18H93V17H92ZM96 18H97V17H96ZM11 19L13 20V22H11ZM51 19H52V20H51ZM82 19H81V20H82ZM18 20H19V22H18ZM60 20H61V23H60ZM62 21H63V22H62ZM66 21H67L68 23H66ZM7 23H8V25H9V27H6V26H7ZM10 23H11V26H13V27L10 26ZM14 23H15L16 25H14ZM42 23H43V24H42ZM44 23H45L46 25H45ZM47 23H48V24H47ZM73 23H74V22H73ZM33 24H35V26H34ZM38 24H40V25H38ZM61 24H62V25H61ZM69 24H70V23H69ZM28 25H30L31 27L33 26V27H32L33 29H36V28H34V27H37V29L34 30V31H36V32H34L33 30H31V27L28 26ZM48 25H49V26H48ZM59 25H60L61 27H60ZM63 25H66V26H64V28H63V27H62ZM70 25H71V24H70ZM42 26H43V27H42ZM67 26L70 27L69 30H68V27H67ZM71 26L73 27L74 25H71ZM106 26H107V25H106ZM106 26H105V27H106ZM108 26H109V25H108ZM108 26H107V27H108ZM41 27H42V29H40V31H39L38 29L41 28ZM46 27H47L48 29H47ZM66 27H67V28H66ZM6 28L9 29V30H7ZM11 28H12V29H11ZM1 29H0V33H1V34H0V38L3 36V33L1 32ZM10 29H11V30H10ZM26 29H29L30 33H28L29 31H27ZM44 29H45V30H44ZM59 29H60L61 31H60ZM104 29H105V28H104ZM43 30H44L45 33L42 32ZM63 30H65L64 33H63ZM70 30H71L73 33H71V34H70V37H69L68 34H69V31H70ZM107 30H109V31H107ZM7 31H8V33H10V35L7 34ZM10 31H11V32H10ZM46 31H47V32H46ZM103 31H104V30H103ZM16 32H17V31H16ZM25 32H27V33H25ZM19 33H18V34H19ZM35 33H36V34H35ZM41 33H42V34H41ZM43 33H44V34H43ZM58 33H59L60 35H62V36H60ZM112 33H115V34H112ZM13 34H14V33H13ZM13 34H12V35H13ZM23 34H22V35H23ZM34 34H35L36 36H34ZM40 34H41V37H40ZM46 34H48V35L50 34V36H48V35H46ZM54 34H55L56 38H58V36L60 37V39L63 38V37H65V38H63V39L60 40V41H63V42H64V40H65L64 43H63V42L61 43L62 45L60 44L61 46H63V47H62L63 49H62V48H59V49H62L63 52H61L62 50H58V51H56V49H57L56 46H57V45L60 46V45L58 44V43H59V42H58L59 38L56 39L55 36H54ZM65 34H67V35H65ZM1 35H2V36H1ZM7 35H8V36H7ZM12 35H11V36H12ZM37 35H39L40 38L37 37ZM43 35H44V36H43ZM57 35H58V36H57ZM71 35H72L73 37H71ZM98 35H99V34H98ZM98 35H97V36H98ZM101 35H99L100 38H101ZM109 35H108V36H109ZM4 36H5V35H4ZM4 36L0 39V40H1V41H0V50H1L2 46H3V45H1V44H3L2 42H5L4 39H6V37H4ZM30 36H34V39H33V37L31 38L32 40L29 39ZM67 36H68V39L66 40ZM108 36H106V37H108ZM35 37L37 38V40H36ZM51 37H52V39L55 38L54 41H55V40L57 41V43L55 42V43H56V45H54L55 47H52V48H51V45H53V44H55V43L51 44V43L53 42V40H52V42H51ZM111 37L109 36L108 38H111ZM113 37H114V36H113ZM119 37L121 38L122 41L119 39ZM8 38H7V39H8ZM22 38H26V39H22ZM49 38H50V39H49ZM69 38H70V39H69ZM41 39H42V40H41ZM48 39H49V40H48ZM111 39H112V38H111ZM18 40H19V42H20L19 44H18ZM22 40H23V41H22ZM25 40H27L26 43H28V45H27L26 47H24L26 44L23 43ZM28 40H29L30 42H28ZM34 40H35V41H34ZM46 40H48V41H46ZM68 40H70V42H71V41H73V42L75 41V42H74V45H73V46H70L72 43L69 45L70 42H69V43L66 42V41H68ZM86 40H87V41H86ZM91 40H92V39H91ZM104 40H106V39H104ZM33 41H34V42H33ZM37 41H38V42H37ZM49 41H50V42H49ZM107 41H108V40H107ZM120 41H121L122 43H121ZM123 41H125V42H123ZM138 41H140V40H138ZM138 41H137V40L134 41V42H136V46L138 45ZM31 42H33V43H31ZM86 42H87V44L84 45ZM21 43H22V44H21ZM34 43H35V44H34ZM66 43L68 44V46H69L70 49L72 48L71 50H70L68 47H66V46H67ZM106 43H107V42H106ZM40 44H42V45L40 46ZM48 44H49V46H48ZM64 44H65V46H64ZM95 44H96L98 47H97ZM115 44H116V45H115ZM127 44H128V45H129V44L131 45V49L128 48V45H127ZM38 45H39L40 47H39ZM75 45H76V46H80V47H82V48H80V49L82 50V52L79 50L78 47H75ZM126 45H127V46H126ZM130 45H129V46H130ZM141 45H142V44H141ZM112 46H114V47H112ZM157 46H159V48H158ZM32 47H33V49H32ZM64 47H65L67 50H69V53H68V51H67V53H68V54H66L67 56L65 55L66 52L64 53V51H66V50L64 49ZM74 47H75V48H74ZM92 47H94V48L92 49ZM95 47H97L99 50H98L97 48H95ZM34 48H35L36 50H35ZM55 48H56V49H55ZM76 48H78V49H76ZM89 48H90V49H89ZM101 48H102V49L106 48V49H105V53H104L105 55L103 54L104 56H106V54H107L106 57H103V55H100V51H101V53H103V51H102ZM107 48H108V49H107ZM37 49H38V51H37ZM73 49H74V53H71V52L73 51ZM95 49H96V50H95ZM100 49H101V50H100ZM110 49H112V50H110ZM113 49H114V50H113ZM141 49H143V46H142ZM158 49H159V50H158ZM26 50H27V51H26ZM34 50H35V51H34ZM41 50H42V51H41ZM45 50H46V51H45ZM48 50H49V51H48ZM54 50H55V51H54ZM88 50H89V53L91 52L90 50H93V51H94V50H95V51H99V55L101 56V58H103V59L105 58V59H104V60H103V59H98V58H99V57H98L99 55L97 54L98 52H95V51H94V52H91L90 54L95 53L96 56H95V54H94V56H93V55H90L89 53H87ZM157 50H158V51H157ZM15 51H18V52H15ZM28 51H29V52H28ZM33 51H34V52H33ZM77 51H78V52H77ZM83 51H84L85 53H83ZM116 51H117L118 54L116 53ZM118 51H119L121 54H120ZM10 52H11V51H10ZM19 52H21V53H19ZM32 52H33V53H32ZM49 52H51V53H49ZM52 52H53V53H52ZM58 52H59V54H58ZM75 52H76V53H75ZM114 52H115L116 54H115ZM127 52H128V53H127ZM150 52H152V51H150ZM157 52H158V53H157ZM34 53H35V54H34ZM56 53L58 54V57H56V56H57ZM60 53H64V54H61V55H64L65 57H63V58H62V56L59 57ZM79 53H82V55H83L84 57H85V55L87 54L88 57H85V58H84V57L81 56V54H79ZM112 53H114V54L116 55V58H115L116 60L112 59V57H113V58L115 57L114 54H113L112 57H111L110 54H112ZM138 53H139V49H138ZM42 54H43V55H42ZM44 54H45V55L47 54V55L44 56ZM54 54H56V55H54ZM76 54H77V55H76ZM136 54H137V55H136ZM49 55H50V56H49ZM51 55H54L55 58H52V57H54V56H51ZM69 55H70V56H69ZM74 55H76V56H74ZM117 55H118V56H119V55L122 56L121 58H122L123 64L121 63V62H122L121 59H119L120 57H118ZM139 55H138V56H139ZM8 56H10V57H8ZM11 56H12V59H11ZM16 56H17V58H15ZM48 56H49V57H48ZM73 56H74V57H73ZM90 56H91V57H90ZM109 56H110V57H109ZM24 57H25V58H24ZM45 57H46V58H45ZM117 57H118V58H117ZM147 57H146V58H147ZM155 57H156V58H155ZM157 57H158V59H160V60H158ZM159 57H160V58H159ZM162 57H164V55H162ZM176 57H177V58L179 57V59H180V55H179V56H176ZM185 57H188V62H189V61H190V57H189V56H184V57L181 56V58H183V60H181V59H180V60L177 59V60H178L179 62H180V61H182V62H186V59H187V58H185ZM5 58H4V59H5ZM8 58H10L12 61H14L15 59H17V60H15L16 62L14 61L15 64H14L13 62H12V64H11V63L9 64V62L6 64L5 62H7V61L10 60V59H8ZM26 58H27V59H26ZM50 58H51V59H50ZM68 58H70L72 61L70 62ZM94 58H96V60H95ZM135 58H136V59H135ZM7 59H8V60H7ZM36 59H37L38 61H37ZM43 59H44V60H43ZM45 59H46V60H45ZM52 59H53V61H51ZM60 59H61V60H60ZM64 59H66V61H67L66 63H65ZM85 59H86V60H85ZM89 59H91V60H90V61H91V64H90ZM97 59H98V60H97ZM117 59H119L121 62H119V60H117ZM154 59H155V61H154ZM184 59H185V61H184ZM11 60H10V62H11ZM41 60H42V62H40ZM100 60H101V61H100ZM102 60H103L104 62H103ZM105 60H106V61H105ZM146 60H147V61H146ZM151 60H152L153 62H152ZM156 60H157L158 62H157ZM163 60H162V63H163ZM177 60H176V61H177ZM21 61H22V64H23L24 66L21 64ZM48 61H49V62H48ZM50 61H51V62H50ZM57 61H58V62H57ZM59 61L61 62L60 64H62L63 62H64V63H63L62 65H60V64H59ZM86 61L89 62V63L87 62V64H89L90 67H92V70H93L94 67H95V63H96V66H98L97 64L100 65V63H102L100 66L95 67V69H96L95 72H97V76H96V74H95V72H94L95 69L92 71L90 67L87 68L88 70L86 69L87 72H85V73H79V74L77 73V71L80 72V70H81V72L86 71L85 68L83 67V65H86ZM145 61H146V62H145ZM166 61H167V62H166ZM17 62H18V64L16 65ZM19 62H20V63H19ZM37 62H38V63H37ZM45 62H46V63H45ZM92 62L94 63L93 66H91V65H92ZM118 62H119L121 65H124V67H125V70H124L125 73H124V71H122V69H123L124 67L122 66V69H121V66L118 64ZM142 62H141V63H142ZM4 63H5V64H4ZM55 63H56V64H55ZM69 63L71 64V66H70ZM19 64H20V65H19ZM28 64H29V65H28ZM48 64H49V65H48ZM65 64H66V65H65ZM114 64H115V66H116V65H119V66H120V67H118V66H117V67L120 68L121 70L118 69V68H116V69H117L118 72H119V70L122 71V73L124 74L125 77H126V76H127V77H130V76H132L134 73H136V70H137V71L140 70V71H139V73H140V78H139V74L137 73V74H138V78H137L136 76H133V77H132L133 80H132L131 77H130L129 79H128L127 77H126V79H125V78H124V79H121V77H124V76H123V75L120 76V74H119L120 72H119V73H118V72L116 73V70L114 71V68H115V67L112 68V65L114 66ZM169 64L171 65V67H170ZM5 65H6V67H5ZM8 65H11V68H10V66H8ZM18 65H19V66H18ZM57 65H58V67L55 68ZM59 65H60V66H59ZM67 65H69V66L67 67ZM133 65H134V66H133ZM163 65H164V64H163ZM168 65H169V66H168ZM12 66H13L14 68H15V67H16V68L13 69ZM17 66H18V67H17ZM20 66H21L22 68H21ZM27 66H28V68H27ZM63 66H66V67H65V72L63 73V70H64L63 68L60 69V71L62 70V72H61L62 75L59 76V72H60V71L58 70V68L63 67ZM81 66H82L83 68H80ZM149 66L151 67V69H149ZM157 66H158V67H157ZM4 67H5V69L10 68V70H12V72H11L9 69H7V72H8V70L10 71V72L7 73V72L5 71V69H4ZM24 67H25V68H24ZM34 67H35V70L37 69V73H42V72L44 73V72H45L44 70L39 71V70H41V69H45V70H47V69H48V70L52 69V70H50V71H54V72H55V74H56V78H54L53 80L50 79L51 81H49V82L51 83V85H52V84H55V85H52V86H54V88H55L56 86L58 87V89L60 90L58 96H59L60 98L56 95V96H57V97H56L57 100H56V99H53V102H52V101H51V100H52L51 97L54 98L53 95H51L50 97H48V98H50V99H48V98L46 99V98H43L44 95L41 94L42 97H41V95H40V96H38V98L41 97L40 99H43V100H45V101L41 100L42 102L39 103L40 99H39V101L37 102V99H38V98L35 99L34 97H36V96L31 95L32 98L34 99V101H33L32 98H31L30 100L25 99V100H27V102L25 101L26 104H27V105H30V106L28 107L26 104H25L26 106L23 105V106L25 107V108L23 107V108H24V110H23V108H22V109L20 108V107H22L21 104H20V105H17L16 103H15V104H13V103H14V101H16L17 92H19L20 90L22 91V88H23V86H24L25 78L29 77V76H27V71H29V70H30V71L34 70ZM38 67H39V70H38ZM85 67H88V65H86ZM135 67H136V68H135ZM18 68H19V69H18ZM29 68H30V69H29ZM40 68H41V69H40ZM46 68H47V69H46ZM54 68H55V70H54ZM98 68H100V69H98ZM111 68H112V69H111ZM126 68H128V70L130 71V72L128 71L129 74H126V72H127ZM143 68H144V69H143ZM157 68H158L159 70L161 69V70H160L161 72L158 73V72H157V71H158ZM173 68H174V67H173ZM16 69H18V70H16ZM26 69H27V70H26ZM82 69H83V70H82ZM97 69H98V71H97ZM102 69L104 70V72L102 71ZM153 69H154V70H157V71H153V72H155L156 74L152 72ZM169 69H170V71H169ZM14 70H16V72H14ZM20 70H21V71H20ZM35 70H34V71H35ZM56 70H57V72H56ZM99 70H101V71H99ZM110 70H113V71H112V73H113L112 75H111V71H110ZM24 71H25L26 74H22V72H24ZM50 71H48V72H50ZM58 71H59V72H58ZM74 71H75V72H74ZM88 71H91V72L94 73L93 75H95V76H93L92 73L89 72L90 75H92L93 77L96 78V82H99V77H98V75L100 74V72H101V74H102V73H105V75L103 74V78L101 77L102 75H101V76L99 75V76L101 77V80H100V83H101V84L99 83V85L101 86V88H103L104 91L106 90V91L104 92V94H105V95L107 94L106 92H107V89H108L109 93H111V94L113 93V94H112L113 96L115 95L113 98H115V97H117V96H122V97H123V96L125 95V97H123L124 99H123L122 97H120V98L117 97V98L113 99V101H112V100L110 99V98H112V95L109 94V93H108V94H109V97H110V98H106V97L104 98L103 96H105V95L103 94V96H102L103 91H102V89H100V86H98V85L95 83V81H94L95 78H93V77H92V78H91V77H88V76H90V75L88 74ZM107 71H108V72H107ZM132 71H133V73H131ZM144 71H145V73H147V75H146L145 78H144L145 74H143ZM149 71H150V72H149ZM172 71H173V72H172ZM13 72H14V73H13ZM19 72H20V76L22 75L23 78H22V77L18 78V77H19V75H18ZM35 72H36V71H35ZM35 72H34V73H35ZM54 72H53V73H54ZM109 72H110V74H109ZM10 73H12V74H10ZM73 73H74V74H73ZM86 73L88 74L87 76H86ZM98 73H99V74H98ZM152 73L154 74V76H153ZM157 73H158V74H157ZM16 74L18 75V77H17L18 80H17V79L15 80V78H14V77L17 76ZM57 74H58V77H57ZM76 74H78V75L82 74V75H81L82 77H83V75H85V79H82L83 81L80 79V80L82 81L81 83L84 82L85 84L80 85V82H79L80 80H79L78 78H79V77L82 78V77H81V76H78V75H76ZM115 74H116V75L118 74L117 77H114ZM125 74H126V75H125ZM130 74H131V75H130ZM137 74H136V75H137ZM151 74H152V75H151ZM171 74H173V75L171 76ZM113 75H114V76H113ZM129 75H130V76H129ZM141 75H142L143 79H141V78H142ZM12 76H13V77H12ZM25 76H27V77H25ZM76 76L78 77L77 80H75ZM152 76H153V78H152ZM159 76L162 77V76H163V73H162V75H159ZM159 76H158V77H159ZM170 76H171V77H170ZM178 76H179V75H178ZM178 76L176 77V78H177V81L181 82V81L179 80L180 77H178ZM7 77H9V78H7ZM24 77H25V78H24ZM86 77H88V81H89V82L93 81L94 83L91 82V84H92V83H93V84H92V85L89 84L88 81L86 80V79H87ZM134 77L137 78V79H135ZM165 77H166V76H163L162 78L164 79ZM11 78H13V79H11ZM21 78H22V79H21ZM29 78H30V77H29ZM29 78L26 79V81H27L28 83H29V81H30V80L28 81ZM83 78H84V77H83ZM105 78H106V80H105ZM113 78H115V79H113ZM118 78H119V79H118ZM176 78H175V79H176ZM5 79H6V80H5ZM7 79H8V80H7ZM23 79H24V80H23ZM73 79H74L75 81H78V80H79V81H78L79 83H78V82L76 83L75 81H73V83L75 82L76 84H75V83H74V84L72 83V85H76V87H78L79 90L84 89V91H85V88H87V89H86L87 91H85V92H86V93L88 92V95H90V93L94 94V90L96 91V92H95V95H97V97L99 96L100 98L98 97V98L96 99V96L93 95V99H92V98H91V99H90V98L87 99V100H89V99H90V100H94V101H95V102H93V103H94V106L96 105V103L99 104V102H100V104H101V102H102L104 99L107 100V101L104 100V102H102V104L100 105L101 107L104 105L103 107H104L106 110H105V109L102 110L101 107L97 105V107H100V111L102 110L101 113H100V111L98 110L99 108H96V109H97V110H96V109H95L96 106L94 107L93 105H91V104H93V103L89 104V105H90L89 110H91V108H92V110H91L90 112H92V111H96V112H98V111H99L98 113L93 112V113H95V114H94L95 116H96V114H97V115L99 114V115H98V118H97V116L94 117V118L97 119V121H99V124H100V122L102 123V121H103L104 123H106L105 121H108V122H109V121H110V122L112 121V120H110V119H112V117L114 118V116L116 115V112H118V109H117V108H114V106H116L117 104H118L117 107H118V106H120V107L122 106V107H124V108L126 107L127 109H130L129 106H131L133 109H135V105H134V104L136 103V105H137V102L139 101V102L141 103V106H139L140 108H139V107H138V108H139V109H142V110L144 109L143 107H146L145 104L148 103L147 105H148L149 107H150V105H151L150 108H148V106H147V107L143 110V111H146V112H143V111L141 110L142 113H148V115L145 114V115H146V116H145V115L142 114L141 111H140L141 115H142V116L144 115L143 117L140 115V113L137 112V110H138L137 107H136V108H137L136 111L133 110V109H132V110L130 109L129 111H127V112H130V115H127V116H130V117H129V118H128V117L125 118V120H126V119L129 120V119H131L133 116H134L133 118L135 119L137 115H138V116H137L138 118H136V119H140V120H141V122H140L139 120H136V119H135L136 122L132 125V126H134V127L136 126L135 128H139V131H140V133H141V135L139 134L140 139H138V140L136 139V142H135V140H133V141L135 142V143L132 142L133 144L130 143V142L132 141V140H131L132 138H130V137H131L133 134L137 135L139 131H138V129L133 130V129H135V128H132V131H133V132L136 131V132H135V133L132 132L133 134H131V131H130V130H131V126H130L131 124L129 125V123L127 122L128 120L125 121V122L127 123V125H129V126H128V127L130 128V129H129V128L125 125L126 123H125V122L123 121V119H122V118H124V117L122 116V114L126 113V111H125V112L123 111L124 113L122 112V109H123V108H122V109H119L120 112H118L117 114H118V115H119V113H121V114H120V116H115V117H116L115 120H116V121L118 120V122H120V123H117V124H119V125H121V126L124 125L123 127H124V129H126V130L122 129L123 127L121 128V126H117V125H116V127L118 128V129H117L118 132H113V130H112L113 128H114V130H116V127H114V124H116V122H115L114 120H113V122H111L110 124H108V122L105 124V125L107 126V128H106L107 131H106V130L104 129V128H105V127H104V123H102V124H103L102 126L104 127L103 129H102L101 125H96V126H94V124H95L94 122H93L94 124H93V123H92V124L89 123V122L92 120V119L90 120L89 117L93 118V117H92L93 114L91 113L92 115L88 117L86 113H88L89 111L85 113V111H87V110H85L86 108L84 109V111H83V109H82V110L79 112V113L82 112L81 114H79L78 112H75V111H74V113H75L76 115L80 116V118L82 119V122H84V124H85L86 121H83V119L85 118V116L87 117L85 120L88 119V120H87L88 122H86V123H87V124L89 123V125H88V126H89V129H88L89 131L92 129V128H90V126H94V128H93L94 130H96V129L100 126V128L97 129L98 132L96 131L97 133H99V132L101 131V130H99V129H102V132H100V133H103L104 136H105V135L107 136V132H108V131H111V132H108L109 135H110V133H112V134L114 133L113 135L116 136V137H114L113 135H110L109 138H107V137H104L103 134H102V135L100 136L102 140H100L99 137H98V140L95 139L96 141H99V140H100V141H105V142H100V141H99V143H106V139H108L107 142H108L109 140H110V141H109L107 144H111V147H110V145H108V147H99V146L97 145V144H99V143L94 144L96 141H95V140H92V139L96 138V137L99 136L100 134L97 135V133L95 132V135H94V134H93V133H94V130H93V129H92V131H91L92 133H91V132L89 133V131H88L87 128H86V125H87V124H85V125L82 124L84 127H81L82 125L80 126V125L78 124V126H80V127H79L78 130H77V124H76V123H80V124H81V121L79 122V119H80V118H78V119L75 120L74 115H71V117H74V118H72V120H73L74 122L71 121V122H72V123H71L70 120H69V124H70V126L67 127L68 124L65 123V122H67L68 119H66V116H65V115L67 114V115L70 116V113L73 112L72 110H74V109L78 106V104H79V101H77V103H74V101H73V99L76 101L75 98H76L77 96H75V95H78V94L80 95V94H82V96L80 95L82 98H81V97H79V98L77 97V100H81V99L83 100V97H84L83 94H85V96H88V95H87L85 92H83L82 90H81L82 93H80L81 91H79L77 88H76V89H77L79 92H78V93L75 92V91H77V90L75 89V87L72 88L73 86L70 84V83L72 82ZM116 79H117V80H116ZM120 79H121L122 83H123L124 80H127V79H128V82H125V81H124V84H122L121 81H120ZM139 79H140V81H139ZM144 79H147V80H146L147 82H146V81L144 82ZM158 79H159V78H158ZM166 79H167V78H166ZM168 79H167V81H168ZM175 79H174V81H175ZM20 80H21V81L23 80V81H22L23 85L20 84L22 87H20V89L18 88V89H19V90H18V89H16V88H17L18 85H19L18 83L21 82ZM85 80L87 81L88 84L86 83ZM97 80H98V81H97ZM113 80H114V82H115L117 85H120V87L122 86V88H120L119 86H118V87L116 86L115 88H118V90L115 89L114 86H113V85H115V83L113 84ZM118 80H119V81H118ZM129 80H130V82H129ZM135 80H138V82L136 83ZM161 80H162V79H161ZM10 81H11V82H10ZM16 81H17V82H16ZM52 81H54V82H52ZM174 81H173V82H174ZM6 82H7V83H6ZM14 82H16V83H15L16 86H14ZM102 82H103V83H102ZM142 82H144V85H145V84L147 85V87H148L147 89H148V90L146 89V87H145L146 85H145V86H144V90H145V89H146V90H145V91H144V90L141 91V89H143V87H142L143 83H142ZM179 82H176V81H175V84H176V83H177L178 85L181 84V83H179ZM63 83H64V84H63ZM65 83H66V84H65ZM67 83H68V85H70L69 87L67 86ZM134 83H135V84H134ZM138 83H140V84H138ZM150 83H151V84H150ZM165 83H166V82H165ZM12 84H13V85H12ZM17 84H18V85H17ZM25 84H26V83H25ZM78 84H79L82 88H81L80 86H77ZM95 84H96L98 87H97ZM111 84H113V85H111ZM131 84H133V87H131V86H132ZM137 84H138L141 88H140ZM148 84H149V85H148ZM207 84H208V83H207ZM207 84H206V85H207ZM11 85H12V86H11ZM20 85H19V86H20ZM58 85H59V86H58ZM87 85H88V86H87ZM89 85L93 87V88H92V89H94L93 92H89V91L91 90V87H90ZM94 85H95V87H96L97 90L94 88ZM130 85H131V86H130ZM167 85H166V86H167ZM185 85H186V84H185ZM1 86H2V87H1ZM10 86L12 87V89L10 88ZM71 86H72V87H71ZM83 86H85V87L83 88ZM110 86H113V87H111V91H112V88H114V89H113L114 92H113V91L111 92V91L109 90V89H110ZM134 86H136L135 89H134ZM137 86H138V87H137ZM161 86H162L165 90H164L163 88H161ZM183 86H184V85H183ZM24 87H25V86H24ZM70 87H71V88H70ZM88 87H89V89H88ZM104 87H105V89H104ZM108 87H109V88H108ZM125 87H126V88H129V87H130V90L133 91V92L131 91V93H130V91H129V89H128V91H129V93H130V96H129V93L126 92L127 89H126ZM180 87H181V86H180ZM184 87H185V86H184ZM204 87L206 88L205 85H204ZM204 87H203V88L201 87V90L203 89L202 91H205V90H206V89L204 90ZM14 88H15V89H14ZM66 88L75 89V91L72 90L73 93L71 92V90L66 91V95H69V93L67 94V92H70V95H71V96H66V95H65V92H64V90H66ZM80 88H81V89H80ZM98 88H99V89H98ZM138 88H139L140 90H137ZM151 88H153V87L151 86ZM154 88H155V87H154ZM154 88H153V90H157L156 88H155V89H154ZM181 88H182V87H181ZM10 89H11V90H10ZM55 89H57V88H55ZM119 89H121V90H122V89H126V90H124V92H126V94H128V95L123 94V93H124L123 91H120V93H121V92H122V93H121V95H119V93H118ZM184 89H185V88H184ZM13 90H14V91H13ZM17 90H18V91H17ZM53 90H54V89H53ZM100 90H101V92H102V93H101V96H102V97H101L100 95H98V94H100V93H97V91L100 92ZM115 90H117V92H115ZM135 90H136L137 92H136ZM149 90H151V91L149 92ZM6 91H7V92H6ZM91 91H92V90H91ZM138 91H139V92H138ZM146 91L149 92V93H148L149 96H148L147 94L144 95V96H146V97H145L146 99H147V98L149 99V97L151 98L152 95L157 94L156 92H158V93H159V97H157V95H154V100L156 99V98H155V96H156L157 99L159 98V101H160L161 104H162V102H163V100H162L161 98H167V97H169V95H170L171 93H173V94H171V97H169V99H168L169 102H170V99H171L172 101H174V103L172 102L174 105H178L179 107L181 106V108H182V109H180V108H178V106H177V108H176V106H175V108H174V107H173L174 105H173V106H172L173 109H172L171 106H170V107H171V108H170V107L168 106V104H166V107H167V108L169 107L168 110H169V109H170V110L172 109V112H173L175 109H180V110H177L176 112L174 111L173 113H178V111H179V113L176 114V115L178 116L177 118L180 117L181 119L177 120V119H176V116L174 117L175 114H174V115L171 114V117H172V115H173V118L176 119V121L174 122V124H171V126L173 125V126H172L173 128H171V126H168L167 124H169V123L166 124V121H165V120H167V122H168V120L170 119V115H169V119H166L168 116L166 117V115H163V114H167V115H168V114H169L168 112H171L170 110H169V111L167 110V111H168L167 113H166V111H165V110H166V107H164V105H165V103H168V102H163V104L160 105V107H159V106H158L159 103H158L157 99L154 101L153 98H151L153 102H152L151 99H150L149 101L152 102V104H151V102H150V105H149V102H148V101H146V102H147V103H146L144 100H142V99H145V98H144V97H141L140 95H139V98L137 99V97H138L137 94H138V93L141 94V95L143 96V93H140V92H145V93H147ZM178 91H179V90H178ZM15 92H16V93H15ZM152 92H153V93H152ZM162 92H163V93H166V92H167V93L164 94L165 96H163V93H162ZM170 92H171V93H170ZM62 93H63V96H62ZM96 93H97V94H96ZM115 93L118 94V95H116ZM135 93H137V94H135ZM150 93H152L151 96H150ZM197 93H199V92H197ZM8 94H9V95H8ZM74 94H75V95H74ZM92 94H91V95H92ZM108 94H107L106 96H108ZM131 94H132V95H131ZM133 94H135L136 96H135V95L133 96ZM160 94H162L161 96H163V97H161ZM167 94H168V96H167ZM174 94H176L175 97L172 96V95H174ZM3 95L5 96V98H4ZM6 95H7V96H6ZM15 95H16V96H15ZM73 95L75 96V98H74ZM91 95L88 96V97H92ZM110 95H111V96H110ZM202 95H203V94H202ZM202 95H201V96H202ZM29 96H30V95H29ZM29 96H28V97H29ZM31 96H30V97H31ZM126 96H127V97H126ZM147 96H148V97H147ZM201 96H200V97H201ZM13 97H14V98H13ZM26 97H27V96H26ZM28 97H27V98H28ZM129 97H130V98H129ZM132 97H133V98H132ZM198 97H199V96H197V98H198ZM200 97H199V98H200ZM8 98H9V100H10V98H11V100H12V99H15V100H12V101H13V103H12L11 101L8 100ZM62 98L65 99V102H67V103H66L67 106L69 105V106L67 107L66 104H65V108H66V109H64L65 112H66L65 114H61V113H64V112L60 111V108H59L60 105H61V102H62V104H63V105H61V107H62V106L64 107V101L62 100ZM94 98H95V99H94ZM118 98H119V101H120V102L123 101V102L121 103V105L119 104L120 102H119L118 100H116V99H118ZM121 98H122V99H121ZM126 98H127L128 100H127ZM131 98H132L133 100H132ZM140 98H142V99H141L142 101L140 100ZM180 98H181V97H180ZM197 98H195L196 101H198ZM199 98H198V99H199ZM206 98H207V97H204V95H203V98H202V99L207 100ZM28 99H29V98H28ZM59 99H61L62 101L60 102ZM67 99H68V100H67ZM69 99H72V101L69 100ZM99 99H100L101 101H100ZM108 99H109V100H108ZM125 99H126V100H125ZM148 99H147V100H148ZM188 99H187V100H188ZM200 99H201V98H200ZM200 99H199V100H200ZM17 100H18V98H17ZM48 100H50V101H48ZM54 100H55V101H54ZM58 100H59V101H58ZM84 100H85V98H84ZM97 100H98V102H97ZM110 100H111L112 102H111ZM130 100H132L131 102H134V101H135V103H131ZM175 100H176V99H175ZM205 100H204V103H205ZM5 101H6V102H5ZM46 101H47V102H46ZM57 101L60 102V103H59L60 105L58 104ZM69 101H70V102H69ZM105 101H106V102H109L107 105H109L110 102H111V104L113 103L112 105H113L114 110L117 109L116 112L113 111V110H111V107H112L111 104H110L109 106H107V105L105 104V103H106ZM164 101H166V100H164ZM196 101H195V102H196ZM200 101H201V100H200ZM10 102H11V103H10ZM29 102H31V103H29ZM33 102H35L34 104H36V105H37V103H38L39 105L41 104V106H42V104H43L44 106L40 108V107H38V105H37V107H35L36 105L34 106ZM43 102H44V103L46 102V103L44 104ZM54 102H55V103L57 102V103L55 104ZM127 102L129 103L128 106L126 105ZM143 102H144V103H143ZM154 102H155L156 104H158V105L155 104V106H154ZM198 102H199V101H198ZM3 103H5V104H3ZM7 103H9L11 107L9 106V104L7 105ZM51 103H52L53 105H52ZM73 103H74L75 105H73ZM103 103H104V104H103ZM114 103H117V104H114ZM196 103H197V102H196ZM200 103L204 104L202 101H201ZM200 103H199V104H200ZM206 103H207V102H206ZM11 104L16 105V107H15V108H14V107L12 108L13 105H11ZM23 104H24V103H23ZM47 104H50V105H48V106L46 107ZM76 104H77V105H76ZM122 104H123V105H122ZM197 104H198V103H197ZM197 104H194V105L196 106ZM4 105H5V107H4ZM58 105H59V106H58ZM71 105H73V106H71ZM132 105H134V106H132ZM138 105H139V103H138ZM138 105H137V106H138ZM171 105H172V104H171ZM200 105H201V104H200ZM200 105H199V106H200ZM31 106H32V107H31ZM33 106H34L35 108H37L38 113H41V111H39L40 109H43V108L45 107L46 109L44 108L45 110H42V111H45V112H46V110H47V108H48L49 110H47V112H46V113H48V115L46 114V116H48V117H50V118H51V117H52V118L54 117L53 120L57 119L58 116H59L58 120L61 121V122H60V125H61V126L59 125V121H58V120H57V123H56V121H52V120H51L52 118H51V119L48 118V119H50V120H47V117L45 116V114H44V117H43L41 114H43L44 112L41 113L40 115L38 114V116L35 115V116H37V118L40 119V121H39V119H38L39 122H42V121H43V122L45 123V124H44V123H43V124L41 123V127H40L41 129H40V128H38V125H39L38 122H36V124H37V125H36V126H37L36 128H38V129L40 130V132H41V131H45V133L43 132L44 134L41 132L42 136H43V135L46 136V134H48L49 136L51 135L50 137L47 135V136L49 137V140H47V142H49V143L51 142L50 144L54 143L53 139H51V138H54V139H55V138H59V139L61 140V143H60V140H59V139H55V141L57 140V143H58V141H59V143H58V144L60 145V149H59V150H61V152H60V151L56 148L57 151H58L57 153L60 152V153L58 154V157L56 156V154H57V153H56V150L53 149V148H55L54 146H56V145L58 146V144L55 142L54 144H52V147H53V148H51V146H49V143H47L46 140H45V143H42V142L44 141L43 138H45V137H44V136H43V137H42V136L40 137V136H39V133H40V132L38 133V137H40V138H42V139H40V140H41V142H40V141H38L39 138L37 137V141L40 142V145H38L39 143L36 141V137H35V136H37L38 129H36V130L34 129V132H36V133H34L33 131H31L30 129H28V131H30V132H29V133L27 132L29 135H30V133L32 132L31 135H33V137H35V138H34L35 140L30 138L31 135L28 137V134H27L26 132L23 133L25 130H22V129H23V128L26 129V128L24 127L26 124H25V123H23V124L20 123V122H22V117H21V116H20L21 118H18V119H19V122H17L18 120H16L17 117H15V119H14V117H12V118H13L14 121L16 120V122L18 123V124H17V123H16V124H17L18 126H19V124H22V125H20V127H19V129H20L21 126H23V128L20 129L22 132L19 131V129H18V130L16 129L18 126L14 125V126H16V128H15V127L12 125L13 133H16V134H15V135L13 134L14 137H13V135L11 134L12 130H11L10 122H9V117H7V116L5 117V115H4L5 112H6V115H8V113H9V114L14 113V112H12V111H13L14 109H17V108H19V109H17V110H19V111L22 110V112H23V111H26L27 108H30V107L33 108ZM51 106H52V108H51ZM54 106H55V108H54ZM70 106H71V107H70ZM91 106H93V107H91ZM106 106H107V108H106ZM153 106H154V107H153ZM156 106H157V107H156ZM6 107L9 108V110H10L11 112H10V111H7L8 109H7ZM63 107H62L61 110H63ZM87 107H88V106H87ZM109 107H110V108H109ZM120 107H118V108H120ZM128 107H129V108H128ZM141 107H142V108H141ZM155 107H156V108H155ZM196 107H197V106H196ZM196 107H192V108H191V109H192V114H191V115H193V114L195 113L193 109H196ZM31 108H30V109H31ZM39 108H40V109H39ZM56 108H59V109H57L58 111L56 110ZM67 108H70V110H71V108H72V110L69 111V109H67ZM73 108H74V109H73ZM161 108H164V111H163V109H161ZM3 109H4V110H3ZM12 109H13V110H12ZM87 109H88V108H87ZM93 109H95V110H93ZM127 109H126V110H127ZM154 109H155V110H154ZM159 109H160L161 111H160ZM191 109H190V110H191ZM54 110H55V111H54ZM66 110H68L70 113H68ZM107 110H108V111L110 110V111H109V112H110V115H112V114H111V111H112V113H113V116H112V117L109 115V112H108ZM153 110L156 111V112L154 113ZM157 110H158V111H157ZM187 110H186V112H187ZM14 111H15V113L18 112V111L16 112V110H14ZM29 111H30V110H29ZM31 111H36V110H35V109H34V110L32 109ZM37 111H36V113H37ZM48 111H49V112H48ZM105 111L108 112V115H109V118L107 117L108 119H104V117L107 116V112H105ZM138 111H139V110H138ZM151 111H152V112H151ZM159 111H160V112H159ZM162 111H163L164 113H163ZM180 111H181V112H180ZM195 111H196V110H195ZM20 112H21V111H20ZM52 112H53V114H52ZM57 112H58V113H57ZM59 112H60V113H59ZM103 112L105 113V115H104ZM134 112H136L135 115H131V114H134ZM193 112H194V113H193ZM24 113H25V112H24ZM77 113H78V114H77ZM83 113H85V114H84V115H85L84 117H83ZM150 113H151V114H150ZM153 113H154V114H153ZM156 113H158L157 115L159 116V118H158V116H157V118H158L160 121H156V120H158V119L156 118V116H154V115H156ZM159 113H160V114L163 113V114H162L163 116L160 115ZM188 113H190V112L188 111L187 114H188ZM34 114H35V113H34ZM51 114H52V115H51ZM56 114H57V115H56ZM60 114H61V115H60ZM71 114H72V113H71ZM100 114H102V116H101ZM126 114H128V113H126ZM152 114H153V115H152ZM181 114H182V113H181ZM181 114H180V115H181ZM184 114H186V113L183 112L182 115H184ZM23 115H24V114H23ZM49 115H51V116H49ZM62 115H63V116H62ZM76 115H75V116H76ZM88 115H89V114H88ZM94 115H93V116H94ZM139 115H140L141 117H139ZM189 115H190V114H189ZM41 116H42L43 120H41V118H40ZM60 116H61L62 118H60ZM78 116H77V117H78ZM81 116H82L83 118H82ZM99 116H100L101 118H99ZM103 116H104V117H103ZM124 116H125V115H124ZM148 116H152V117L147 118ZM153 116H154V117H153ZM161 116H162L163 118L165 117V118H164V119H165V120H164L165 124H164V123H161V121L163 120V118H162ZM45 117H46V119H45ZM63 117H65V118H63ZM77 117H76V118H77ZM110 117H111V118H110ZM125 117H126V116H125ZM145 117H146L147 119H146ZM160 117H161V118H160ZM6 118L8 119V120H7V121H8L7 123H6ZM12 118H10V121L12 120ZM34 118H36V117H34ZM34 118H33V119H34ZM67 118H70V117L67 116ZM133 118H132V119H133ZM141 118H143V119H141ZM150 118H151L152 120H151ZM154 118H155V122H154ZM183 118H184V119H183ZM33 119H32V121H33ZM44 119H45L46 122L49 121V124H50L51 121H52L53 123L55 122V123H54V126H55V124L57 125L56 127H59V126H60V128H59L60 130L57 128V129L59 130V131L57 132V131L54 129L55 127H54L53 129H51V128L53 127V123H51L50 125H48V124L44 121ZM61 119H62V120H61ZM63 119H64V121H63ZM81 119H80V120H81ZM100 119H101V120H100ZM161 119H162V120H161ZM175 119H172V120H175ZM182 119H183V120H182ZM13 120H12V122H13ZM120 120H122V121L124 122V124H123V122L120 121ZM144 120H146V121H148V120L150 121V120H151V122H149V121H148V122H149V123L154 122V123H156V124L159 122V124L161 123V125H162V124L164 125V128L161 126V129H160L158 124L156 125V127H155V125H153V127H150L149 124H146V123H148V122L145 123ZM34 121H37V120L35 119ZM93 121H95V120H93ZM137 121H138V122H137ZM142 121H143V122H142ZM191 121H192V120H191ZM114 122H115V123H114ZM121 122H122V124H121ZM180 122H178V123L180 124ZM186 122H189V121L186 120ZM186 122H184L182 125H184ZM8 123H9V124H8ZM61 123H63L64 125L61 124ZM136 123H137V124H136ZM139 123H142L143 125H144V124L148 125V126L150 127V131H149V132L152 131L151 128H152V129H153V128H157V126H158V129H160V130H162V129L165 130V129H166V132H169V134H167V133L164 134L165 132H164L163 130H162V131H163L164 133L161 132L160 130L157 131L156 129H155V130L153 129L154 131H152V132H153L154 134L152 135V134L150 133L151 136H149V134H147L148 131L146 130V128H149V127L146 126V125H144V126H143V127H144L143 129L146 130V131L144 130V132H146V134H147V135H145L144 132H143V129H142V124L140 125ZM154 123H152V124H154ZM170 123H173V121L171 122V120H170ZM176 123H177V122H176ZM178 123H177V124H178ZM189 123H190V125L192 126L191 123H193V121H192V122H189ZM14 124H15V122H14ZM24 124H25V125H24ZM71 124L74 125V127H75V124H76V127H75L76 131H73L72 128H70V127L72 126ZM90 124H91V125H90ZM96 124H98V122H97ZM152 124H151V125H152ZM179 124H178V125H179ZM186 124H187V123H186ZM186 124H185V125H186ZM42 125H43V126H44V125H47V126H46V127H43V129H42ZM58 125H59V126H58ZM62 125H63L64 127H63ZM110 125H111V126H110ZM112 125H113V126H112ZM178 125H177V126H178ZM182 125H181V127L183 128ZM185 125H184V126H185ZM187 125H189V124H187ZM187 125H186V127H187ZM190 125L188 126V129H189ZM194 125L197 126V127L199 128L198 130H200V127H201L200 124L195 123ZM198 125H199V126H198ZM39 126H40V125H39ZM51 126H52V127H51ZM108 126H110V127H108ZM125 126H126V128H125ZM139 126L141 127V130H142V131L140 130V127H139ZM166 126H167V127H166ZM177 126H176V127H177ZM4 127H5V128L7 127V128L5 129ZM50 127H51V128H50ZM66 127H67V128H66ZM74 127H73V128H74ZM96 127H97V128H96ZM112 127H113V128H112ZM165 127H166V128H165ZM168 127H169L171 130L173 129V130H172L173 132L175 131V134L171 131L175 136H172V135H171L172 133H170V129H167ZM179 127H180V125H179ZM197 127H193V128L196 129ZM48 128H50V129H48ZM64 128H65V129H64ZM68 128H70V129H68ZM82 128H84V129L86 128V132H84V130H83ZM95 128H96V129H95ZM108 128H109V129H108ZM1 129H2V128H1ZM1 129H0V131H1ZM15 129H16V130H15ZM62 129H63V130H62ZM66 129H67V131H66ZM75 129H74V130H75ZM79 129H82V133L79 131ZM110 129H111V130H110ZM194 129H191V130H189V131L192 132V130H194ZM4 130H5V131H4ZM10 130H11V131H10ZM32 130H33V129H32ZM46 130L49 131V132L47 133ZM54 130H55L56 132H55V133H54V132H53V133L51 132L52 134H50V131H54ZM64 130H65V131H64ZM68 130H69V131H68ZM71 130H72L73 133H74L73 135H71L72 132L70 133ZM103 130L106 131V132L104 131L106 134L103 132ZM180 130H181V132L179 133ZM196 130H197V129H196ZM196 130H194L193 132H195ZM7 131H8V133H10V134H8ZM26 131H27V130H26ZM61 131H63V132H61ZM77 131L81 134V136L79 135V133L76 135L75 132H77ZM120 131H121L122 133H123L124 131H126L127 133H128V131H130V133H129V134H130L129 139H126V138H128L126 132H124V133H126L125 135H122V133H121V135L123 136L124 139L122 138V136L119 137V136H120V135H119V134H120ZM137 131H138V132H137ZM155 131H157L158 133L155 132ZM176 131H177V132H176ZM149 132H148V133H149ZM160 132L163 133V134L160 135V137H161V139H160L161 142H160V140H159L160 137H159V135H158ZM193 132H192V133H188V132H187V133H188V134H193ZM57 133H58V135H60L61 137L58 136V135L54 137V135H56ZM62 133H63V134H62ZM68 133H70V134H68ZM85 133H87V134H85ZM115 133H116V134H115ZM117 133H118V134H117ZM124 133H123V134H124ZM136 133H137V134H136ZM23 134H24V135H23ZM25 134H27V135L25 136ZM34 134H35V135H34ZM64 134H65V135H64ZM66 134H67V135H66ZM82 134L85 135V136L87 135V137H89L90 139L87 138L88 140L86 139V140H87V141L85 140L86 142L83 140V141H82L83 143H81L80 141H81L82 139H85V138H84L85 136L83 137ZM90 134H91V135H90ZM156 134H157V136L159 137L158 140H155V139H157V138L154 139V137H153V136L156 135ZM177 134H178V135H177ZM179 134H180V135H179ZM183 134H184V133H183ZM194 134H195V133H194ZM16 135H18V136H16ZM20 135L22 136L23 139L21 138ZM74 135L77 136V141L80 140L79 143H80V144H83V145H80L79 143L77 144V143H76V139H75V142H73V141H74V138H76V136H74ZM89 135H90V136H89ZM93 135H94V136L97 135V136L94 137ZM118 135H119V136H118ZM135 135H133L132 137H135ZM163 135H169V136H164V137H163ZM170 135H171L173 138L170 139V137H171ZM185 135H186V133H185ZM196 135H197V134H196ZM7 136H8V137H7ZM10 136H12V137L15 139V141H14L13 138L10 137ZM23 136H24V137H23ZM47 136H46V138H47ZM71 136H72V138H73V137H74V138H73V140L69 141V139L71 138ZM102 136H103L104 138H102ZM111 136H112V137H111ZM124 136H125V137H124ZM137 136H138V135H137ZM137 136H136V137H137ZM139 136H138L137 138H139ZM176 136L179 138V140H178V138H176ZM187 136H188V135H187ZM205 136H206V137H205ZM18 137H19L20 143H18V142H19ZM25 137H26L27 139H26ZM62 137H63V139H62ZM80 137H82V138H80ZM110 137H111V138H114V147H113V148L115 149L114 151L112 150V149H113V148H112L113 140H112V143H111V139H110ZM117 137L119 138V142H120V140H121V141H122V140L124 141V140L126 139L127 143L125 144V147L129 144L130 149L132 148L133 150H132V149H131V150H132L133 152H136V153H133L130 149H128L129 152L127 153V148H129V146L126 147V149H125V147H123V145H122V146H121V145L118 146V144H121V142L119 143V142L117 141V139H118ZM136 137H135V138H136ZM162 137H163L164 140L162 139ZM165 137H166V139H168V137H169L170 140H169V139H168L169 141L166 140ZM174 137H175V139H174ZM188 137H190V136H188ZM207 137H208V139H209V142L207 141V144L210 143V144H209L210 146H215V147L211 148V147L208 145V146L210 147V148H208V146H206V147L209 149V151H207V149H206L205 147H204L205 149H204L202 146H201V148H202L203 150L207 151V152H210V151H211V154H210V155H208L209 153H206V152L203 151L202 149H199L200 146H199V148H197V149L194 148V146H196V142L198 143V141H200L199 139H201V141H202L203 138L205 139V138H207ZM222 137H223V136H222ZM46 138H45V139H46ZM72 138H71V139H72ZM79 138H80V139H79ZM121 138H122V139H121ZM135 138H134V139H135ZM197 138H198V139H197ZM8 139H10V140H8ZM16 139H17V140H16ZM25 139H26V141H25ZM66 139H67L68 141H67ZM141 139H144V140L141 141V142L144 141L142 144H141V142H140ZM147 139H149V142H148ZM187 139H189V138H187ZM194 139H196V140H194ZM220 139H221V138H220ZM27 140H29V141H30V140H31V141H32V140H33V141H36V142H33V143H35V144L38 143V144H37V146H36V145H34L33 143H31V146H30V145H29L30 142H28ZM91 140H92V143H90ZM115 140H116V142L118 143V144H116L117 146H115V143H116ZM130 140H131V141H130ZM145 140H146L147 143H148L147 146H150V145H151L152 148H151V147H150V148H149V147H148V148L145 147V145H144V144H145ZM151 140H153V141H151ZM154 140H155V141H154ZM172 140H174V141H176V142H174V141H172ZM177 140H178L179 142H177ZM13 141H14L15 143H14ZM16 141H17V142H16ZM22 141H23V142H22ZM62 141H63V143H62ZM128 141H129V142H128ZM137 141L140 142V146L142 145L141 148H140L139 143H138ZM150 141H151V143H153V146H152V144L150 143ZM194 141H195V142H194ZM204 141H205V140H204ZM204 141L200 142V144H198V145H202V144H204V143L206 144V141H205V142H204ZM221 141H222V140H221ZM223 141H225V140H223ZM12 142H13V143H12ZM21 142H22V143H21ZM65 142H66V143H65ZM84 142H85V144H84ZM162 142H163V143H162ZM172 142H173L174 144H173ZM180 142H181V144H180ZM203 142H204V143H203ZM71 143H74L75 145H74V144L71 145ZM88 143L93 144V145H96V146H95V147H91V146H93V145L90 146V144H88ZM124 143H125V141H124ZM147 143H146V144H147ZM149 143H150V144H149ZM154 143H155V145H154ZM157 143H158V144H157ZM176 143H177L178 145H177ZM182 143H183V145H182ZM211 143H212V145H211ZM12 144H13V145H12ZM20 144H21V145H20ZM27 144H28V145H27ZM41 144H42V146H44V144H45V146H47L48 148L50 147V149H51V150H55V152H54V151L51 152V150L48 149V150H50V151H49L50 153H48V150H47L46 148H45L46 150H44V148H42ZM47 144H48V145H47ZM107 144H100V145H101V146H106ZM122 144H123V143H122ZM131 144H132V145L135 144V145H137V146H139V147L137 148V146H135V145L132 147ZM175 144H176V146H177L178 149H179V148L181 149V147L183 146L182 149H186L187 151H186V150H182L183 152H181V150H180V152H179V150H177V152H178L179 154H178V153L176 154V152L174 153V149H175V147H176V146H174ZM179 144L182 145V146H180ZM191 144H192V145H191ZM205 144H204L203 146H205ZM9 145H10V146H9ZM18 145H20V146L23 145L22 147H25V150H27V151H24V152H25V154H26L27 156H26L25 154L22 153L23 150H22V152H21L22 147H21V148H20V147L18 148ZM24 145H25V146H24ZM66 145H67V147H65ZM85 145H86V146H85ZM88 145H89V147H91L93 150L90 149L89 147H87ZM143 145H144V148H143ZM187 145H189V146H187ZM198 145H197V146H198ZM11 146H14V147H12V151H13V153H12V151L9 153V151L11 150V148H10ZM33 146H34V147H33ZM97 146H98V147H97ZM154 146H155V147H154ZM169 146H170V147H169ZM171 146H172V147H171ZM173 146H174V147H173ZM179 146H180V147H179ZM192 146H193V147H192ZM30 147H31V148H30ZM35 147H36V148H37V147H41V148H40V149H41V150H40L41 152L39 151V148H37L38 151H36L37 149H36ZM84 147H85V148H84ZM115 147H116V148L118 147V148L116 149ZM119 147H120V148L122 147L123 150L125 149L124 151H126V152L123 151V153H125L124 155H122L123 153H122V151H120V150H122V148L119 149ZM187 147H189V148H188L189 150L187 149ZM190 147H191V148H190ZM9 148H10V149H9ZM27 148H29V149H27ZM34 148H35V150H34ZM58 148H59V146H58ZM63 148H64V150H62ZM75 148H76L77 150H76ZM80 148H81V150H80ZM95 148H96V150H95ZM97 148H102V149H106V148H108V149H109V150H108L109 152L107 151V149H106V151L103 150V151H104V152H103L102 149H99V150H98ZM110 148H111V149H110ZM134 148H137V149H134ZM8 149H9V150H8ZM13 149H14V150H13ZM23 149H24V148H23ZM72 149H73L75 152H74ZM85 149H86V150H85ZM87 149H88V150L90 149V152L87 151ZM140 149H142V150H140ZM145 149H146V150H145ZM149 149H150V150H149ZM153 149H155V150H153ZM190 149H191V150H190ZM198 149H199V150H198ZM210 149H211V150H210ZM214 149H215V150H214ZM230 149H232V148H227V150H230ZM43 150H44L45 152H44ZM70 150H71V151H70ZM91 150H92V151L95 150V151L92 153ZM110 150H111V151H110ZM117 150H119V151H118L119 153L116 152ZM136 150H137V151H136ZM143 150H144V151H143ZM175 150H176V149H175ZM196 150H197V151H196ZM201 150H202V152H205L207 155H206V154L202 155L203 153H202V152H199V151H201ZM17 151H18V153H19V152H20V153L18 154ZM28 151H30V152L28 153ZM35 151H36V152H35ZM66 151H67V152H66ZM68 151H69V152H68ZM72 151H73V152H72ZM79 151H80V152H79ZM99 151H101L102 154H100ZM140 151H141V152H140ZM146 151H147V153H146ZM184 151H185V152H184ZM6 152H7L8 155L6 154ZM34 152H35V153H34ZM42 152H43V153H42ZM82 152H83V153H82ZM86 152H87V154H85ZM96 152H97V153H96ZM105 152H108V155H107V153H106L107 156H109V153L112 152V153L110 154V158L112 157L113 160H114V158H115L116 155H117V159H118V160H116L117 163H118V162H121V161L123 160L124 156H125V158H124L123 161H126V162H127L128 160H130V158H128L130 152H131L130 154L133 153V154L130 155V156H131V158L133 157L134 160H135V157H136V156H137V157H140V160H139V158H138L139 161L136 160V162H135V161H132V160H133V159H132L130 162H127V165H125V164H123V163H122V164L120 163V165L118 164L119 168H120V166L122 165L121 168H120V171H118V170H119L118 168H116V167H115V168L118 169V170H116V172H121V173H122L121 176H122V175H125L124 171H125L126 168L129 167V169H130V168H133L134 166H135V167H140V166L143 167L144 163H145V165H146V162L148 163V159H149V160H150V159L152 160V165L150 164V163H151V160H150V163H149V164H150L151 166H153L152 169L154 168V169H155V170L153 169L154 171H153L152 169H149V166H150V165H148V167L144 165L145 168H144V167H143V168L146 169V167H147L148 169H147V171H146V170L144 171V170L141 168V169L143 170V172H144V173H141V175H142V174H144V175L140 176L139 179H138L137 176H136L138 172H136L135 175H134V174H132V173H134L133 171H132L131 173L128 171L129 169H128L127 171L131 174V176H129L128 173H127V174H128V177H131V178H128V177H127V174L125 175V178L129 179V181L133 180V182H132L131 184H133V183L135 182V180L132 179V178H135V179L137 178V179H138V181L136 180L137 182L134 183V184H136V185L133 184L132 188L135 189L134 192L137 191V192L135 193V197L138 198V197L141 195V196L139 197V198H140L139 200H138L137 198H135V197H132V198H131L132 201H131V200H130V197L128 196V197H129V200H130L131 202H133V203H130V202L128 201V199H127V202H129L130 204L128 203V205H126V204H127L126 200H125V201L121 200V201L123 202L122 204H123V205H126V206L122 207L123 205H120V204H119L121 201L119 202V200H117L118 198L115 197L114 194H112V191L110 190V192L108 193V190H109V189L107 190L106 188L108 187V185H110V183H111V187L114 185V186H113V188H114V187H117V186L119 185V182H118V181L124 180V182H123V181L120 182V184L123 183L122 187H123L124 185H125V187H126V186L129 187V183H130V182H129L127 179H126V181H127V182H126L125 179H123L124 176H122L123 178L120 179L121 177L119 178V176H118L119 173L117 174V173L114 171L115 169L112 170V168H114V167L110 168V169H111V170L109 169L110 171H107V169L109 168V166H110V167H111V165L114 166V164H116V162H114L115 160L112 162V160H111L112 158L110 159L109 157L105 156ZM114 152H116V153L114 154ZM144 152H145V153H144ZM149 152H150V153H149ZM169 152H170L171 155L174 153V154L176 155V157H174V155H172V156L169 155ZM194 152H195V153H194ZM228 152H229V151H228ZM230 152H231V150H230ZM30 153H33V154H32L33 156H32V155H29ZM38 153H39V154H38ZM41 153H42V154H41ZM45 153H46V154H45ZM54 153H55V154H54ZM61 153H63V154L61 155ZM74 153H75V154H74ZM79 153H80V155H79ZM137 153H139V154L142 155V156H139V154H137ZM180 153H181V154H180ZM182 153H184V154H182ZM191 153H193V154H191ZM197 153H198V154H197ZM215 153H217L218 155L215 154ZM9 154H12V155H9ZM17 154H18V155H17ZM73 154H74L75 156H74ZM113 154H114V156H113ZM119 154H121V155L118 156ZM126 154H128L127 157H126ZM166 154H167V155H166ZM187 154H188V155H187ZM200 154H201V155H200ZM13 155H14V156H13ZM22 155H23V156H22ZM24 155H25V156H24ZM37 155H38V156H37ZM59 155H60V156H59ZM94 155H96V156L94 157ZM100 155H101V156L104 155V157H107V159L103 157V158L105 159V162H103L104 159H103ZM133 155H134V156L136 155V156L134 157ZM143 155H144V156H143ZM161 155H162V156H161ZM164 155H165V156H164ZM177 155H178V156L180 155V158L177 157ZM181 155H186V157H187V156H190V158L192 157V159H193V158H194V159L198 158L197 160H199V161H198L199 163H200V157H201V158H203V160L201 159V160H202L201 163H202V162H203L204 164L207 163L206 165H208V166H209V165L211 166V163H213V162H214V159H215V160L217 161V165H216V166H215V165H212V166L217 167V166L219 165V168H218V167H217V168L220 169V171L217 172V171H216L217 168H214V169H213V168H211L212 166H211V167H210V166L208 167V166H206V165H202L203 167L206 166V168H203L202 166H201V168H200V166L198 165L199 163L197 162V160H196V162H197V163H196V162H194V159H193L192 161H190L191 159H190L189 157H187L188 159H190V160H189L190 162H189V161H187V159L184 160L183 158H185V157H183V156H181ZM193 155H194V157H193ZM195 155H196V156L198 155V156L195 158ZM213 155H214V156H213ZM232 155H233V154H232ZM232 155H231V153H230V156H232ZM19 156H20V157H19ZM28 156H29L31 159H30ZM69 156H71V158H70ZM78 156H79V158H78ZM97 156H98V157H97ZM99 156H100L101 158H99ZM121 156H123V157H121ZM130 156H129V157H130ZM146 156H147V159H146L147 161L144 162L143 159H145ZM204 156H206V157L208 156V157H207L208 159H207L206 157H204ZM210 156H211V157H210ZM220 156H221V154H220ZM230 156H229V158L232 159L233 157L231 158ZM233 156H234V158H235L236 155H233ZM8 157H9V158H8ZM17 157H18V158H17ZM22 157H26V158H22ZM39 157H40V158H39ZM60 157H61V158H64L65 161H64L63 159H61ZM119 157H120V158H119ZM137 157H136V158H137ZM155 157H156V158H155ZM159 157H160V158H159ZM171 157H172V158H171ZM173 157L175 158V161L173 160V162H171L172 159H173ZM213 157H216V158L213 159ZM236 157H237V156H236ZM68 158H69V159H68ZM72 158H73V159H72ZM83 158H84V159H83ZM96 158H99V160L96 159ZM121 158H122V159H121ZM152 158L154 159V161H153ZM158 158H159V160H158ZM161 158H162V159H161ZM163 158H164V159H163ZM165 158H166V159H165ZM167 158H169V159H171V160H169V159H167ZM210 158L213 160V162H210V161H211ZM15 159H16V160H15ZM20 159H21V160H20ZM33 159H34V160H33ZM39 159H40V160H39ZM60 159L62 160V162H61ZM67 159H68V160H67ZM77 159H78V160H77ZM80 159H81V161H80ZM87 159H88V160H87ZM100 159H101V160L103 159V160L101 161ZM108 159H110L111 162H110ZM115 159H116V158H115ZM120 159H121V160H120ZM125 159H126V160H125ZM127 159H128V160H127ZM155 159H156V160H155ZM179 159H180L181 161H180ZM204 159H205V160H204ZM10 160H11V161H10ZM19 160H20V161H19ZM24 160H25V161H24ZM59 160H60V161H59ZM75 160L78 161V162H76ZM90 160H91V161H90ZM157 160H158V161L162 160V162L167 163V164L164 163V165H165L164 169H166V170L163 169V166H160L161 164L159 165V163H161V162L158 163ZM163 160H165V161H163ZM166 160H167L168 162H167ZM178 160H179V161H178ZM232 160H233V159H232ZM239 160H241V159H238V161H237V158H236V162L238 163V166H239L240 163H241V161H240V163H239ZM7 161H8V162H7ZM14 161H15L16 163H15ZM18 161H19V162H18ZM22 161H23V162H22ZM27 161H28V162H27ZM79 161H80V162H79ZM97 161H99V162H97ZM100 161H101V164H102L103 166L106 164V165L104 166L105 168L100 164ZM137 161H138V162H137ZM169 161H170V162H169ZM176 161H177V162H176ZM182 161H183V162H182ZM185 161H187V163H186ZM205 161H207V162H205ZM11 162H12V163H11ZM21 162H22V163H21ZM24 162H25V163H24ZM53 162H54V163H53ZM60 162H61V163H60ZM64 162H65V163L67 162L68 164H67V163L65 164ZM83 162H84V163H83ZM126 162H125V163H126ZM131 162H132V163H131ZM134 162H135V163H134ZM156 162H157V165H156V164L153 165V163H156ZM179 162H180V163H181V162H182V163H186V164L182 165V163L180 164ZM208 162H210V164H209ZM26 163H28V164H26ZM29 163H32V166H31V164H29ZM34 163H35V164H34ZM63 163H64V164H63ZM97 163H99V164H97ZM109 163H112V164H109ZM176 163H177V164H176ZM194 163H195V164H194ZM201 163H200V165H201ZM203 163H202V164H203ZM237 163H236V165H237ZM46 164H47V165H46ZM48 164H50V165H48ZM170 164H171V165H170ZM174 164H175V165H174ZM196 164H197V165H196ZM223 164H224V163H223ZM6 165H7V166H6ZM12 165H13V166H12ZM16 165H17V167H15ZM18 165H20V166H18ZM22 165H23V166H22ZM26 165H27V167H26ZM29 165H30V166H29ZM33 165H34V166H33ZM44 165H46V166L44 167ZM57 165H58V166H57ZM73 165H74V166H77V167L74 168ZM84 165H85V166H84ZM94 165H95V166H94ZM97 165H98V166H97ZM116 165H117V164H116ZM116 165H115V166H116ZM138 165H139V166H138ZM162 165H163V164H162ZM176 165H179V168H175ZM224 165H225V164H224ZM24 166H25V167H24ZM35 166H36V167H35ZM51 166H52V167H51ZM101 166H102V168L106 169V170H105L106 173L109 172V173L111 174V173H113V171H114L115 174H117V176H116L115 174H112V175H114V176L111 177V175H110L109 173H108L109 176L106 175V174H103V173H105V172H103L104 169H103V171H102V173H101V171L99 170V168H101ZM107 166H108V167H107ZM118 166H117V167H118ZM126 166H127V167H126ZM151 166H150V168H151ZM154 166H156V167L158 168V171H159V167H160L161 170L163 169V171L158 172L157 169H156ZM171 166H172V167H171ZM183 166H184V167H183ZM221 166H223V167H221ZM19 167H20V168H19ZM22 167H23V168H22ZM42 167H43V168H42ZM64 167H65L66 169H65ZM72 167H73V168H72ZM78 167H79V168H78ZM106 167H107V168H106ZM123 167H124V168H123ZM173 167H174L175 169H174ZM180 167H181V168H180ZM185 167H186V168H185ZM198 167H199V168H198ZM207 167H208V172H209V169H211V170H212V169L215 170V172L213 171L215 176H216V173H217L218 175H219V174H222L221 178L223 179V181H221V180H220V177L218 178V176H216L217 179H216V177H215V181H213L214 179L212 180V179L210 178V177H213V176H214V175L211 176V174H213V172H212L211 170H210V172H212V173L209 174V178H208V179H210V180H208V179H206V178L203 177L204 179H206V181H204V179H202V176L204 175L205 177H207L206 175H208V173L205 172V171H207ZM240 167H239V168L236 167V168H237V172L240 171V173H241ZM15 168H16V169H15ZM45 168H47V170H46ZM55 168H56V169H55ZM63 168H64V169H63ZM87 168H88L89 170H88ZM169 168H170V171H168ZM172 168H173L174 170H176V171L174 172V170H173ZM197 168H198V169H197ZM202 168H203V170H199V169H202ZM222 168H223V171H222ZM52 169H54V170H52ZM79 169H80V171H79ZM90 169H91V170H90ZM121 169H122V170L124 169V171L122 172ZM167 169H168V170H167ZM171 169H172V170H171ZM179 169H181V171H180ZM182 169H185V170L189 171V173H190V172H191V173L189 174L187 171H185V173H183L184 170H182ZM188 169H190V170H192V171H190V170H188ZM195 169H196L197 171H200V172H196V173H195V171H196ZM205 169H206V170H205ZM60 170H61V171H60ZM87 170H88L90 173H91V171H92V173H95L94 175L92 174V175H93V178H92V176L90 177V175H88L89 172H88ZM93 170H95V171L97 170V171H96V172H95V171L93 172ZM98 170H99V172H98ZM101 170H102V169H101ZM132 170H133V169H132ZM136 170L139 171L140 168H139V169H138V168L134 169V171H136ZM142 170H140V171L142 172ZM151 170L153 171L152 176H153V174H154L155 171L157 172V173L155 172L156 175H159V176H157V177H160V176H161L160 174H162V172H163L164 175H167V174L170 175L169 173H170L171 171H172L171 173H173V172L176 173V172H177V175H176V174H174V175L172 174L173 176H175V178L177 177V178H176L177 180L180 179V177H181V178L184 177L185 180H184V179H180V180L182 181V183L185 184L184 182L187 181L186 183L188 184V186H190L191 184H192V186H190V187H188V189H186V188H185L186 184H185V186H184L181 182L179 183V180H178L177 182H174V181H176V179L173 180V177H171L172 175H170L169 177H167L168 175H167V176H164V175L162 174V176L159 178L160 181H161V180H165V181H164V184H165V182L168 183L167 181L170 182V180H172L171 183H173V185L170 184V183L166 184L167 186L165 185V187H167V189H168V190H167V189L164 187V185H163L162 182H161V183H162L163 186H162V187L159 186V185H161V183L159 184L160 181H158V178H156L155 175H154V176H155L156 179L153 177L154 179L151 180V179H152V176L150 175V173L152 172ZM178 170H179L180 172H182V173L178 172ZM193 170H195V171H193ZM242 170H243V169H242ZM78 171H79V172H78ZM111 171H112V172H111ZM127 171H126V172H127ZM130 171H131V169H130ZM165 171H168V173L166 174ZM201 171H204V173H206V174L202 173ZM221 171H222V172H221ZM234 171H235V170H232V172H234ZM244 171H245V170H244ZM249 171H250V169H249ZM81 172H84V175H83V173H81ZM87 172H88V173H87ZM164 172H165V173H164ZM193 172H194L196 175H198V176H195V174H194ZM219 172H221V173H219ZM235 172H236V171H235ZM237 172L235 173V175H236V174L238 175ZM98 173H99V174L101 173L102 175L100 176ZM159 173H160V174H159ZM178 173H179V174H178ZM192 173H193V174H192ZM198 173H200V175H199ZM201 173H202V174H201ZM240 173H239V175H240ZM244 173H245V172H244ZM72 174H73V175H72ZM77 174H79V175L81 174V175H83V177H87V175H88V178H87V179H89L88 182H90V184H89V183L86 184L87 188H86V186L83 187V186L85 185V183H86L87 180H86V181L84 180L85 182L82 180V181H83V182H82V181L80 180V179H82V176H78ZM85 174H87V175H85ZM97 174H98V175H97ZM180 174H182V175H180ZM186 174H188L190 177H189L188 175H186ZM191 174H192V175H191ZM223 174L227 177L228 181H229V179H230V181H229L230 183H228V186H227L226 178H225V181H224V178H223L224 175H223ZM233 174H234V173H233ZM241 174H242V173H241ZM60 175H61V176H60ZM64 175H65V176H64ZM69 175H70V176H69ZM76 175H77L78 178H76ZM103 175H104L105 177L108 176V177H109V180H108V178H105V179H107V180H105V181H106V182H105V181H104V176H103ZM132 175H134L135 177H134V176L132 177ZM139 175H140V173L138 174V177H139ZM237 175H236V176H237ZM246 175H247L248 177H247ZM260 175H261V177L263 176V174H260ZM99 176H100V177H99ZM102 176H103V178H102ZM150 176H151V177H150ZM185 176L187 177L188 180H186V177H185ZM193 176H194V177H193ZM219 176H220V175H219ZM236 176H235V177H236ZM240 176H241V175H240ZM240 176H239V177H240ZM45 177H47V178L51 177L52 179L54 178L53 180H52L51 178H50V179H47V178H46V180H45L46 183H47L48 180H51L50 182L54 183L53 181H56V180H59V179L61 180V179H62V181H61L62 183H61V182L59 183L60 185H57V184H58V181H57V184H55V185H56V188H57V186H59L58 188H62V187H61V184H62V185H63V189H64V185L66 184V187H67V189L69 190V187L72 185V183H75L76 185L73 184V186L70 187V190H71L70 192L72 193V191H73V190H76L75 188H77V190L79 189L78 192H80V196H79V194H77V193H78V192H76L77 190H76V191H73V193H75L74 196H73V194H72L73 199L76 198V199L79 200V198H81V199H82V198H85L86 201H87V198H86V197L89 195V191H90V192L92 191L91 193H92V194L94 193L93 196L95 195V196L98 198V199L96 198L95 200H96V201L99 200V202H98L99 204H100V202H101V199H103V200H102V203H103L104 199H109L108 201H111V203L108 202L107 200H105V201H107V205H106V203H103V204L101 203L100 205H102L103 207H102V206L99 207L100 210L97 209L98 207L95 208V210L98 211V214L96 213V214L98 215L97 217H100V218H99V220H98V218H96V220L99 221V222H96V220H94V221H95V223H99L101 226H100L99 224H97V225H96L97 227H96L95 224H93L94 221L90 224V222H91L92 220H91V221L89 220V222H88V220H87L88 224H90L93 228L89 225L88 228H87V230H88V234H87V232H86L87 230L85 231L86 234H87V235H86L85 232H84V229H86V227H85L84 229H82V230H83V231H82V230H81V227H79L80 224H77V222H73V221H72V219H74V217H73V218L71 217L73 214H75V213L77 214V213H78L79 215L82 216V213H83V212H82V207H83V210L85 211V209H84V208H85V205H84V204H83L84 206L82 205V203L85 202L84 199L81 200V201H83V202H80V203H79L76 199H75V200H76L77 202L74 200L75 203L80 204V206L82 205V207H81V213H79V212H80V209H79V211H78V209H77V208H80V206L78 207V205H76V204H75V205H76V206H75V210H76V209H77V210L75 211V213L71 211V210H72V209H71L72 207H70V206H69L70 209H69V207H68V210H67V209L65 210V211H66V214H65V215H67V211L72 212V213L68 212V213L71 214V215H70V217H71V221H70V219H67L66 216L63 214L65 211L63 212V210H64L63 208H64V207H62L61 204H63V203L65 202V206H67V205H66V204H68V203H66V202H68V201H66V200H68L67 197H69V200H70L71 203L73 202V201H72L73 199H71V197H70V196H71V193L68 191V194H67V195H69V196H67V195H65V194L63 193V191H62V193H61V192H60L61 190H60V191L57 190V192H56V189H54L55 193H53V192L51 193V191H52V189H53V188H51V187H53L54 184H52V183H50V182L48 181V183H49L50 185H49V184L46 185V183H45V185H46L47 187H46V186L44 187V179H45ZM71 177H72V181H77V182L81 181L82 184H83V186H81V183H80V182H79L80 184H78L77 182H72V181H71V183H69V184H68V183L63 184V183L65 182V179H69V180H70ZM73 177H75V179H74ZM89 177L92 178L93 182L90 180ZM110 177L113 179V180H112L113 182L111 181ZM114 177H115L116 179H115ZM162 177H165V178H162ZM170 177H171V178H170ZM178 177H179V178H178ZM195 177H197L196 179H198V182H197V180H195ZM198 177H200V178H198ZM256 177H255V179H256ZM161 178H162V179H161ZM166 178L169 179V180H167ZM189 178H191V179H189ZM193 178H194V179H193ZM213 178H214V177H213ZM236 178H237V177H236ZM236 178H235V179H236ZM251 178H252L253 180H251ZM262 178H264V176H263ZM42 179H43V180H42ZM55 179H56V180H55ZM73 179H74V180H73ZM76 179H77V180H76ZM100 179H101V180H100ZM102 179H103V180H102ZM118 179H119V180H118ZM192 179H193L194 181H193ZM199 179H202L203 181H201V180H199ZM218 179H219V181H218ZM60 180H59V181H60ZM63 180H64V181H63ZM78 180H79V181H78ZM95 180L100 181V183L96 181V182L98 183V185H97V183L95 182ZM114 180H115V181H114ZM116 180H117V181H116ZM139 180H140V182H139ZM144 180H145V181H144ZM149 180H150V181H149ZM155 180H156V181H155ZM190 180L193 181V182H196L197 184H196V183H193V182L190 184V183H189ZM103 181H104V183H103ZM147 181H148V182H147ZM153 181H155L156 183H154ZM199 181L203 182V183L200 182L202 185L199 183ZM212 181H213L214 184H216L217 182H219V183H217L216 185L219 184L220 186H217V187H216V185H214V184L212 183ZM91 182H92L93 184H92ZM101 182L103 183V184H102L103 187H102V185H100L102 188H101V187H98L99 184H101ZM109 182H110V183H109ZM115 182H117L118 185H116L117 183H115ZM125 182H126L127 185L125 184ZM142 182L144 183L145 186L143 185ZM157 182H158V183H157ZM205 182H206V183H205ZM215 182H216V183H215ZM224 182H225V183H224ZM105 183H106V185H105ZM107 183H109V184H107ZM174 183H176V185H177L176 188L174 187V186H175ZM177 183H179V184H177ZM198 183H199V184H198ZM232 183H233V181H232ZM242 183H243L244 185H242ZM51 184H52V185H51ZM88 184H89V185H88ZM95 184H96L97 186H96ZM112 184H113V185H112ZM131 184H130V188H131ZM148 184H149V185H148ZM169 184H170L171 186H169ZM181 184H182V185H181ZM193 184H194V185H193ZM223 184H224L225 186H224ZM229 184H231L230 187H232V186H233V187L236 186V188H237V190L239 191V193H241V195L238 194V196L240 195V197H242V194H243V196H244L243 201L246 200V198H247V199L249 198V199L242 203V202H241L242 199H240V197L236 196V197H238V199L235 198L236 201H233L232 198L234 197L233 195L235 194L236 189L233 190V191H234V192H233L234 194L232 195L233 197H232L231 195H229V194H230V193L228 192V191H229V188H228V187H229ZM48 185L51 186V187H50L51 189L49 188ZM74 185H75V186H78V187H75ZM79 185H80V187H79ZM91 185H93L92 189L90 188ZM94 185H95V186H94ZM104 185L106 186V188H104V187H105ZM155 185H157V186H155ZM196 185H199L198 187L200 188V190H199V188H198ZM200 185H201V187H200ZM212 185H213V186H212ZM248 185H249V184H248ZM42 186H43V188H42V191H40L41 193H40V192L38 193V190H40V189H41L40 187H42ZM68 186H69V187H68ZM88 186H90L89 189H88ZM146 186H147V187H146ZM158 186H159V187H158ZM168 186H169V188H168ZM172 186L174 187L173 189L171 188ZM180 186H184V187H180ZM193 186H196L198 189H197V188L195 189V187L193 188ZM207 186H208V187H209V186H210V187L212 186V187H211L212 190H211V188H208ZM214 186H215V187H214ZM72 187H73V188H72ZM82 187H83V188H82ZM94 187H98V189H99V190L101 189V190H100V191H99L98 189L96 190V188H94ZM120 187H121V186H120ZM154 187H156V188H158V189H155ZM160 187L162 188V189H160L162 193H161V192H156V190H159ZM191 187H192V188H191ZM221 187H222V190H221V192H220L219 189H220ZM223 187L226 188L225 190H226L227 193L224 192L225 190H223V189H224ZM37 188H38V189H37ZM39 188H40V189H39ZM45 188L50 189V190H47V191H50V193L52 194V198H53V197L55 198V195H57V193H61V194H58V195H60L59 197H58V195H57L56 199H57V200H58V198H59V200L61 199L60 201H62V203H61V204H58V203H59V202H58L59 200H58V201H57V200H54V201H56V202H57L56 205L58 204V206H60L63 210H60V209H59L60 207H56V205H54L55 203L53 204V202H54L53 200H52L51 202H52V204H53L55 207L53 206V207L51 208V206H52V205H51V206H50L51 209L49 208L50 211L53 210V209H55V211H53V213L55 212L56 216H55V214L52 215V211H51V212L49 211V212H50V215H49L48 213H47V214L44 213V215H41L40 213H39V214L37 213L38 216L41 215V216H39V217H40V221L42 220V221H41L42 224H43V219H44V217L47 216V215L49 216V218L47 217L48 219L45 217L46 220H45V219H44V220H45L46 223L49 222V223H47L48 225L51 224V226L49 225L50 228L52 227V223H50L49 219L52 218L53 216H54V218H56V217H57V218H60L61 216H59V215H62V214H63V215H62V216H63V217H62L63 219H61V221H63V222L66 224L65 227H63V226H64V223H62V224H63V226H62V224L59 222V223L61 224V225H60L59 223H57L58 226L60 225L59 227L57 226V224H54V225H55L54 227H55L56 229L52 227L53 229L56 230L55 232L53 231L52 228H51V229H50V228H49V229L46 228V230H45V231H48V234H49V235H50V234H53V232H54L53 235L56 236V234L59 235V233H57V229H58V228H60V229L62 228V229H63V230L61 229L62 231H61V230H58V231L60 232V235L57 236V237L55 238L56 241L59 240L57 243H56V241H54V237H55V236H53V235L48 236L47 232H46V234H47V235H46L44 230H43V233L41 232L42 229H43L44 227H43V228H42V226L40 227L39 224H37V225H38V227H37V225L35 226V224H33V223H36V222H37V223H38V222L40 223L39 220L36 221L37 219H34V218L36 217L35 215H37V214H36L34 211H32V212H31V215H32V216H30V213H29L31 210H35V208H34L35 203H37V202L39 203V201H37V200L39 199L38 196L41 195V198H42V197H46L47 195L49 196L50 193L45 192L46 194L48 193V194L46 195V194L43 192V191L45 190ZM54 188H55V186H54ZM58 188H57V189H58ZM71 188H72L73 190H72ZM108 188H110V186H109ZM117 188H119V186H118ZM136 188H137V189H136ZM153 188H154V191L156 192V193H154V195L152 194V195L155 197V199H153V196H152V195H151V197H152V201H149V200H151V199H150L151 197L149 198V200H147V198H146V199H143V198L141 199V197H143L147 191H148V193H147L146 195H148L149 193H152L150 190H152ZM163 188H164V189H163ZM177 188L180 189V190L178 191L179 193H176V192L174 191V190L177 189ZM181 188H182V190H181ZM183 188H185V190H186V194H185V195H184V194H183V195L181 194L182 191H183ZM216 188H218L219 192H218V190H217V191L215 190ZM257 188H258V190L260 189L261 192L264 190V188L261 189V187L259 188V186H258ZM33 189H34V190H33ZM43 189H44V190H43ZM65 189H66V188H65ZM81 189H84V190L86 189L85 191H86V192L88 191V192L85 193L84 190H83V193H84V194L82 195V194H81V193H82V190H81ZM90 189H91V190H90ZM102 189H103V190L106 189L105 193H103L104 191H103ZM165 189H166V190H165ZM189 189H190V190H189ZM191 189L193 190V192L195 191V194L193 193L195 196H193V194H191V193H192V190H191ZM201 189H202V190H201ZM203 189H204V190H203ZM207 189H208V190H207ZM213 189H214V190H213ZM227 189H228V191H227ZM233 189H234V188H233ZM36 190H37V191H36ZM143 190H144V193H143ZM160 190H159V191H160ZM164 190H165V193H166V194L164 193ZM196 190H198V191L196 192ZM205 190H206V191H205ZM210 190H211V192H210ZM230 190H231V188H230ZM241 190H243V191L240 192ZM258 190H257V192H258L257 194H260V195H261V192L258 191ZM45 191H46V190H45ZM64 191H65V190H64ZM96 191H97V192H98V191L100 192V193L98 192L99 195L96 194V193H97ZM101 191H102V192H101ZM149 191H150V192H149ZM168 191H171V192H169L170 194L168 193ZM173 191L175 192L174 195L177 194L176 196H178L179 198H177V197L174 196V195H172V196H168V195H171V193H172ZM190 191H191V192H190ZM199 191H200V192H199ZM202 191H203L204 193H203ZM208 191H209V195H212V196H210V197L207 196V195H208V193H207ZM212 191H214V193H213ZM95 192H96V193H95ZM106 192H107L108 195L106 194ZM187 192H188V194H187ZM205 192L207 193V195H206V197H205V198H207V200H206V199H205L206 201L203 200V201H205V203H204V202L201 201V200L204 199V197L202 196V194L204 195ZM217 192H218V194H217ZM222 192H224V194H225L224 197H223L224 194H223ZM231 192H232V191H231ZM244 192H245L247 195H245ZM43 193H44L45 195L42 196ZM65 193H67V191H66ZM102 193H103V194H102ZM110 193H111V194H110ZM139 193H140V195H139ZM183 193H185V191H183ZM197 193H198V194L201 193V195L197 196V195H198ZM210 193H213V194H210ZM221 193H222V194H221ZM228 193H229V194H228ZM237 193H238V192H236V194H237ZM37 194H38V195H37ZM51 194H50V195H51ZM53 194H55V195L53 196ZM85 194H88V195H85ZM105 194H106V195H105ZM137 194H138V195H137ZM162 194H165V195L168 194V195L165 197V195H162ZM179 194H180V195H179ZM219 194H220V195H219ZM262 194H264V191H263ZM62 195L64 196V197H62V198H65V197L67 196V197L65 198V199H66L65 201H64V199L62 200V198H61ZM77 195H78V197H77ZM90 195H91V194H90ZM100 195H101V196H100ZM111 195H113V196H111ZM142 195H143V196H142ZM149 195H150V194H149ZM160 195H161V198H160ZM188 195H189V196H188ZM82 196H86V197H82ZM93 196L91 195V197H93ZM98 196H99L100 198H101V197H103V198L99 199ZM107 196H108V197H107ZM163 196H164L165 198H164ZM182 196H183V197H182ZM184 196H185V197L188 196V197L185 198ZM190 196H191V197H190ZM196 196H197V197H196ZM200 196H202V199H200V198H201ZM228 196H231L232 198L230 199V197H229V198L227 199ZM246 196H247V197H246ZM34 197H35V198H34ZM49 197H50V199H51V196H49ZM74 197H75V198H74ZM109 197H110V198H109ZM111 197H112V198H111ZM113 197H114V198H113ZM145 197H149V196H145ZM158 197H159V198H158ZM168 197H170V201H172V203H174V204H176V205L179 204V202H177V199H178L180 202H182V204L184 203V205H185L186 203H188V204L185 205L186 207H188V206L190 205L189 202H191V201L186 202V201H187L186 199L191 200V198L194 197L192 200L195 199V200H197V201L194 200V202H195V203L193 202L194 205H193L192 202H191L192 206H194V209H193L192 206H191L192 210L195 211L196 208H197V210H198V209H199L198 207L201 208V206L203 205L204 208L201 209V212H204V211H205V212H204V216H203L202 213H199V212H200L199 210H198V213L201 214V216H202L201 218H202V219H201V218H198V215H197L198 213H195V212H197V211H195V212L193 211V213H192V212L190 213L189 211H192V210H191V209H190V210H187V208H186L185 206H184V208L186 209V211H185V209L183 210V209H182L183 206L181 205V203H180L181 206L178 205L180 208L182 207L181 210L179 209L178 206H175V209L178 207V210H180L179 212H175V211H177V209H176V210L173 209V208H174V207H173L174 205H172L171 202H168V203H167V201H169V198H168ZM218 197H219L221 200H222V198H224L225 203L223 202V200H222V201H219V200H218V199H219ZM41 198H40L39 200H41ZM46 198H47V197H46ZM89 198H90V197H88V200H89ZM93 198H94V197H93ZM93 198H92V199L90 198V200L92 201ZM126 198H127V197H126ZM133 198H134L135 200H138V201L142 200V201H141V202H137V201H135ZM176 198H177V199H176ZM180 198H182V200H181ZM189 198H190V199H189ZM196 198H197V199H196ZM198 198H199V199H198ZM209 198H210V199H209ZM217 198H218V199H217ZM36 199H37V200H36ZM156 199H157V201H156ZM158 199H159V200H158ZM164 199H165V200L167 199V200H166V203H167V204L165 203V206H164V207H166V208H164L163 205L161 206V204L163 203L162 200L165 202ZM171 199H176V203L173 202V200H171ZM184 199L186 200L185 202H184ZM211 199H213L214 201L211 200ZM225 199H226V200H225ZM235 199H234V200H235ZM28 200H29V201H28ZM43 200H44V198H43ZM43 200H41V202H42ZM90 200H89L88 202H91ZM144 200H145V201H144ZM153 200L155 201L156 205H157V202L160 201V203H161V204L159 203L160 207H159V205H157V207H155L156 205H153V204H152V202H154ZM199 200H200V202L202 203L201 206L199 205V204H200ZM216 200H217V201H216ZM27 201H28V202H31V204H29ZM32 201H33V202H32ZM116 201H118V203H117ZM146 201H149L151 204H150V203H146ZM174 201H175V200H174ZM218 201H219V203L221 202L222 205H220L219 203H216V202H218ZM226 201L230 202V204L227 203L228 206H226V205L224 206V205H223V204H226ZM231 201L235 203V207H234V205H233L234 208L231 206L232 209L229 208V207H230L229 205H232V204H233ZM41 202H40V203H41ZM70 202H69V204H70ZM92 202H93V204H92ZM92 202H91V204H92L93 206H95V207H96V206H99L98 203H97V202L95 203L94 200H93ZM112 202H113V203H112ZM124 202H126V204H125ZM136 202H137V204H136V206H135V203H136ZM142 202H144L145 207L143 206L144 204H142L143 207L140 206L141 204L139 205V203H142ZM212 202H213V203H212ZM73 203H74V202H73ZM231 203H232V204H231ZM236 203H237V204H236ZM253 203H254V201H253ZM1 204H2V205H1ZM25 204H26V205H25ZM94 204H96V205H94ZM104 204H105L106 210H107L108 205H110V204H111V206H113L112 204H114V205H116V207L113 206V207L115 208V209H114V208H112L111 206H109V207H108V210H107L108 212H107V211L105 210ZM117 204H119V205H117ZM148 204H150L152 207H154V210H155L154 212H156V213H157V211H159V210H160L159 212H161V213H162L163 211H161V209L158 210V209H155V208H164V209H166L164 212H166L167 215H169V213L171 214V211L175 212V214H178V215H179V213H180V215H183V214H185V212L191 214V215H189L188 217H187V215H185V217H183L184 215L182 216V217L185 218V219H186V217L188 218V222H189V223H188L189 225H188V224H185V223H187V221H185V219H182L181 216H179L180 218H178V215L176 216V215H174V213L172 212V215H173L174 217H175V216L177 217L176 220H174V221H175L174 223H177L176 221H179L180 219H182L183 221H179V223H181V222H185V223H182V224H183L182 228H184V226H185V228L188 227V229H186V231L191 230L190 232H192V229H193V232H192L193 234L191 233L192 236L189 234L192 238L189 237L190 240L187 239L188 236H189L188 234H186L187 232L185 233V235H188L187 237L185 236L186 238L183 237V234H184V233L181 234L182 236L180 235V233L183 231L182 229L180 230L181 227L179 228L177 224H176V225H177V227H176L175 224H174L173 222H170V221H173L172 219L169 221L170 218H173V219H174V217H173L172 215H170V216H168V217H167L166 215H163V217H161L162 215H161L159 212H158V213H159L161 216H160L159 214L156 215V213H153V214H152L153 210H150L152 207L149 205V206L151 207V208H149ZM163 204H164V203H163ZM169 204H171L170 206L173 207V208H172L173 210H172L171 208H167V206L170 207ZM215 204H217L216 206H219V207L215 208ZM11 205H12V206H11ZM63 205H64V204H63ZM70 205L73 206V208H74V205H72V204H70ZM129 205H130V206L132 205V206H134V207H137V209H140V208H141V211H140V210H137V209H136L135 211L133 210V212L136 213V214H137L138 212H142V213H140V214H139V213L137 214V215L139 216V217H136V218L138 219L137 221L140 220L139 222H141V223H143V222L145 221V223H144V227H145V225H148V226H149V224H150V227H148L149 232L151 231V233H152L154 230L157 229L158 234H157V231H156V233L154 232V233L152 234V236H150L151 233H150V235H149V234H147L148 232H146V231L144 230V229H147L146 227L143 228V230H141L142 227H143V225L140 223V224L142 225V227H140L139 222L135 221V222H137L138 224H137V223L135 224V223L133 222L134 219H135V218H133V217H135V216L133 215L134 213L131 212V210H132L131 207H132V206H131L130 208H128V210H127L126 212H129V211H130L132 214L129 212V215L131 214L129 217L132 216L133 219H132V221H130V219L127 220L126 218L128 217V215L125 217V215L127 214V213L125 212V210H126L127 208L125 209V207H127V206L129 207ZM137 205H138V206H137ZM166 205H167V206H166ZM187 205H188V206H187ZM196 205H199V206L197 207ZM213 205H214V206H213ZM15 206H16V207H15ZM27 206H29V207H27ZM118 206H119V207H118ZM120 206H121L122 208H120ZM139 206H140V208H138ZM243 206H244V205H243ZM253 206H254V204H253ZM24 207H25L28 211H25V210H24V209H25ZM30 207H31V208H30ZM32 207H33V208H32ZM36 207H37V206H36ZM147 207H148L149 209H147ZM195 207H196V208H195ZM226 207H228L229 210H227L228 208H226ZM237 207H238V206H237ZM239 207H240V206H239ZM241 207H242V206H241ZM241 207H240V208H241ZM9 208H10V209H9ZM15 208H16L17 210H16ZM23 208H24V209H23ZM37 208H38V207H37ZM56 208H58V210H57ZM66 208H67V207H66ZM102 208H103V209H102ZM118 208H119V209H118ZM132 208H133V207H132ZM143 208H146V209H144V210H147V212H146V211H143V210H142ZM188 208H190V206H189ZM206 208H207V209H206ZM221 208H226V210H224V211H225L226 215L228 214L229 216H228V215H227V216L224 215L225 213L222 212L223 210H222ZM19 209H20L22 212H21ZM113 209H114V210H113ZM123 209H125V210H124V212L122 213V210H123ZM133 209H134V208H133ZM152 209H153V208H152ZM164 209H163V210H164ZM168 209L171 210V211L168 212ZM211 209H212V210H211ZM216 209H217V210H218V209H221L222 211H221V210L217 211ZM236 209H237V208H236ZM242 209H243V207H242ZM255 209H257V208H255ZM101 210H102V212H101ZM148 210H149V211H148ZM182 210H183L184 212H183ZM203 210H204V211H203ZM206 210H207V211H206ZM208 210H209V211H208ZM213 210H214L215 212H214ZM237 210L239 211V208H238ZM14 211H15V212H14ZM56 211H57V212L59 211V212H58L59 215H58V213H56ZM73 211H74V209H73ZM99 211H100V212H99ZM110 211H111V212H110ZM116 211H117V212H116ZM136 211H137V212H136ZM151 211H152V212H151ZM220 211H221L222 213H221ZM229 211H230V212H229ZM235 211H236V210H235ZM241 211H242V210H241ZM1 212H2V213H1ZM4 212H5V213H4ZM11 212L14 213V214L16 213V214L13 215ZM19 212H21V213H19ZM27 212L29 213V215H28ZM46 212H48V210H47ZM85 212H86V211H85ZM85 212H84V213H85ZM115 212H116V213H115ZM120 212H121V213H120ZM144 212H146V213H144ZM148 212H149V215H150V212H151V215H155V218H156V216H158V218H159L160 220H159L158 218H156V219L153 218L154 216H152L151 218H149V215H147ZM164 212H163V214H164ZM211 212H213V213L211 214ZM218 212H220L219 215L217 214ZM255 212H256V214H255ZM255 212H254V214H255V216H256L257 213H259V212H258V211H255ZM17 213H18V214H17ZM23 213H24V216H23ZM102 213H103V214H102ZM117 213H118V215H117ZM124 213H125V214H124ZM181 213H182V214H181ZM214 213H215V215H214ZM238 213H240V212H236V214H238ZM243 213H244V215H245V212L242 211V214H240V216L243 215ZM45 214H46V215H45ZM76 214H75V215H76ZM78 214H77V215H78ZM101 214H102L103 216H102ZM106 214H107V215H106ZM108 214H109V215H108ZM123 214H124V216H123ZM141 214L146 215V218H144V219H146V220H144V219L142 218L143 215H141ZM205 214H208V215L205 216ZM221 214H222V216H223V219L221 218L222 216H220ZM25 215H27V216H29V217H27V216H25ZM51 215H52V216H51ZM57 215H58L59 217H58ZM68 215H69V214H68ZM68 215H67V217H68ZM75 215H74V216H75ZM84 215H85L84 218H86L87 214H84ZM105 215H106L107 220L109 219V220H108L109 222H108L107 220H105V222H103V220L105 219ZM113 215H115V216H113ZM119 215L122 216V217H121L122 219L120 218ZM140 215H141V216H140ZM192 215H194V216L197 217L198 219L195 218V217H194L195 219H193V216H192ZM210 215H211L212 217H211ZM216 215H218L219 217L216 216ZM9 216H10V217H9ZM22 216H23V217H22ZM43 216H44V217H43ZM108 216H109V217H108ZM111 216H112L113 218H112ZM117 216H118V217H117ZM191 216H192V217H191ZM209 216H210V217H209ZM214 216H216V220H217V219L219 220V223H218V220H217V222H216L215 220H211L212 218L214 219ZM224 216H225V217H224ZM234 216H236V215H234ZM20 217H21V219L23 218V220H25V219L28 220V219H30V218H33L31 221L35 220V222H34V221L32 222V224H33L34 226L32 227V226H31V223H30V220H28L29 223L26 222V223H27V224H25L26 227H27L28 224H30V225H28V226H29V229H30L31 227H32L33 230H34L36 227H37L36 229L40 228V229H41V230L39 229L40 232H39L38 230H36V231H38L39 234L42 235V237L44 236L43 234H45L46 239H47V237H49V240H50L51 237L53 236V237H52V241H53L54 243L48 240L49 243H48V245H47V240L45 241V240H43V238L40 239L39 237H40L41 235L38 236V233L36 234L37 236H36L35 234H34L35 236H33V235H32V234H33V233H32L33 230H31V229L29 230V229H27L26 227H25V228H26V229H25V228H24V226H25V225H24L25 221L23 222V220H22V221H21L20 219L18 220V218H20ZM26 217H27L28 219H27ZM39 217H38V219H39ZM42 217H43V218H42ZM77 217H80V216H77ZM82 217H83V216H82ZM110 217H111V218H110ZM140 217L143 219V222H142V219H140ZM143 217H145V216H143ZM147 217H148V218H147ZM160 217H161L162 219H164L165 217L168 218V219H166V218H165V219H166V221L169 222V225H173V224H174V225L172 226L173 228H172V227L170 228V226H167V225H168V224H167L168 222H165V220H162ZM203 217H204V219H205L206 217H207L208 219H209V218H210V219L208 220V219L206 218L205 221H203ZM232 217H233V215H232ZM232 217H231V219H232ZM36 218H37V217H36ZM41 218H42V219H41ZM54 218H53V219H54ZM68 218H69V217H68ZM101 218H102V219H101ZM114 218H115V220H114ZM152 218H153V219H152ZM191 218L193 219V221H192ZM219 218H220V219H219ZM249 218H250V217H249ZM252 218H253V216H252ZM53 219H52V221H53ZM64 219H66V220L64 221ZM117 219H118V221H116ZM120 219H121V221L123 222V223L121 224L122 226H121L120 224L116 223V225H118L117 228H116V227H115L116 225L114 224V222H120V223H121ZM151 219H152V220H151ZM177 219H178V220H177ZM189 219H190L191 222L189 221ZM200 219H201V220H200ZM224 219H225V220L229 219V221H228V220H227V221H228V224L231 225V226H229V225H228V227H227V226H224L225 223L227 224V221H225ZM250 219H251V218H250ZM250 219H248V220L246 219V221L243 220V222L245 221L246 226H247V224L250 225V222H251V221H252V223L254 222V224H255V223H258V222H260L259 224H262V222H263V221L261 222L260 220H254V219H253V220H252V219L250 220ZM56 220H58V219H56ZM56 220H55V221H56ZM67 220H68L69 222H68ZM100 220H102L103 224L105 223V224H104L105 226L107 225L108 227H112V228H111L112 230H111L110 228H108L107 226H106L107 228H104L106 232L104 231V229H100V227H101V228L105 227L104 225H102V223H100V222H101ZM110 220H111V221H110ZM113 220H114V221H113ZM126 220H127L128 222H127ZM135 220H136V219H135ZM147 220H149V221H147ZM150 220H151V221H154V222H156V221L159 220V221H158L159 223H160V221H161V222L164 221L165 223L163 222V223H164L163 226L161 225L162 223H161L160 225H158V227L161 228V229H159L157 226H156V227H155V226L153 227L154 223H152ZM186 220H187V219H186ZM199 220H200V222H199ZM223 220H224L225 222H224ZM249 220H250V222H249ZM14 221H15V222L17 221L16 223H17L18 225H17ZM18 221H21V222H23V223L18 222ZM58 221H60V219H59ZM106 221H107L109 224H106ZM207 221H209V222H207ZM220 221H223L222 225H221V222H220ZM255 221H257V222H255ZM1 222H0V225H3V227H2L3 229H4L5 227H8V225H9L8 223L5 224L4 222H2V223H1ZM56 222H57V221H56ZM110 222H112V223L110 224ZM129 222H130V223H129ZM131 222H133L136 226L139 225V228H138V226H137V228L140 230L141 234H140V232H138V229H137L135 226H134V227L132 226L133 223H131ZM204 222H206V223H204ZM243 222H242V223H243ZM247 222H249V223H247ZM11 223H15L16 225H13V224H11ZM19 223H21L20 229H21V230H23V229L26 230V233H25L26 235L23 233L24 230L21 231V230L19 229V225H20ZM46 223H45V227L48 226V225H46ZM53 223H55V222L53 221ZM75 223H76V225H74ZM147 223H149V224H147ZM151 223H152V225H151ZM159 223H156V225L159 224ZM172 223H173V224H172ZM200 223H201V225H202L203 223H204V224H203L202 226H200ZM212 223H213L214 226H213V225H210V226H212V230H214V233H215V234L217 233V235H218L219 232L221 231V233L219 234L220 236H218V240H216L217 235H215V234L213 235V234H212V235H213V237H212V236L209 234V233L211 232V229H210V231H209V226H207V225L212 224ZM216 223H217V224H216ZM245 223H243L242 225H244ZM4 224H5V225L8 224V225H7V226H4ZM22 224L24 225L23 227H22ZM42 224H41V225H42ZM86 224H87V223H86ZM92 224L95 226V228L97 229L96 231H98V232L95 233L94 231H91V232H92V234H91L90 230H95V228H94V226H93ZM112 224H113L114 226H109V225H112ZM182 224H181V225H182ZM194 224H195V225H194ZM197 224H198L199 226H198ZM215 224L218 225V226H216ZM226 224H225V225H226ZM68 225H70L72 228H71L70 226H69V227H70V228H69ZM128 225H130V226H132V227L129 228L130 226H128ZM165 225L168 227V229H167V227H166V228L164 227ZM186 225H188V226H186ZM193 225H194L195 227H196V225H197L198 227H200V229H202V231H201L198 227H197L198 229L196 228L197 230H195V228H194ZM242 225H241V226H242ZM249 225H248V227L250 228ZM252 225H253V224H252ZM14 226H15V227H14ZM17 226H18V227H17ZM43 226H44V224H43ZM49 226H48V227H49ZM75 226H76V227H75ZM86 226H87V225H86ZM151 226H152L153 228H156V229H153ZM174 226H175V229H176V230L174 229ZM179 226H180V225H179ZM204 226H205V229H204ZM206 226L208 227V229H207ZM215 226L217 227L218 230H216V227H215ZM244 226H245V225H244ZM246 226H245V227H246ZM253 226H256V224L253 225ZM253 226H251V228H252ZM257 226L260 227V225H258V224H257ZM257 226H256V227H257ZM261 226H262V225H261ZM67 227H68V228H67ZM74 227H75V228H74ZM89 227H90L91 229H89ZM113 227H114L116 230L113 229ZM192 227H193V228H192ZM213 227H214V228H213ZM245 227H243V229H244ZM263 227H264V226H263ZM263 227H262V228H263ZM0 228H1V226H0ZM13 228H14V229H13ZM17 228L21 231L22 234H21L18 230H16ZM123 228H126V229H123ZM150 228H152L153 230H151ZM177 228H178V229H177ZM191 228H192V229H191ZM260 228H261V227H260ZM262 228L260 229V231L263 230ZM3 229H0V234H2V236H3V234L6 233V231H7V230H6V231H3ZM6 229H8V228H6ZM9 229H8V230H9ZM67 229H68L69 232L67 231ZM69 229H71V230H69ZM73 229H74V230H73ZM76 229H77V231H76ZM98 229H99L100 231H99ZM136 229H137V230H136ZM162 229H163V231H162L163 233H161V234H162V235H161V234H160V231H161ZM206 229H207V230H206ZM219 229H220V230H219ZM223 229H224V230H223ZM226 229H227L228 231H226ZM232 229H233V230H232ZM240 229H241V228H240ZM50 230H52V232H51ZM108 230H109V231H108ZM117 230H119L120 233H119V231L116 232ZM159 230H160V231H159ZM238 230H239V229H237V231H238ZM241 230H242V229H241ZM241 230H239L238 232H239V233H242V232H243V233H246V232H244V231H246L247 229H244L243 231H241ZM249 230H250V229H249ZM1 231H3V233H1ZM10 231H9V233H10ZM17 231H18V233H17ZM28 231L30 232L29 234L27 233ZM36 231L34 230L35 233H36ZM72 231H73L75 234L72 233ZM78 231H79V232H78ZM110 231H111V232H110ZM121 231H122V232H121ZM134 231H135V232H134ZM168 231H170V232H168ZM173 231H174V232H173ZM175 231H177V232H175ZM200 231H201V232H200ZM205 231H206V232H205ZM240 231H241V232H240ZM62 232H63V233H62ZM65 232H67L69 235H68V234H65ZM77 232H78V233H77ZM83 232H84V233H83ZM107 232H108V233L110 232L109 235L107 234ZM126 232H127V233H126ZM129 232H130V234H129ZM144 232H146L145 235H144ZM164 232L166 233V235H165ZM171 232H172V233H171ZM184 232H185V229H184ZM190 232L188 231V233H190ZM196 232H197V233L199 232V233L196 234ZM208 232H209V233H208ZM212 232H213V231H212ZM212 232H211V233H212ZM235 232H236V228H235ZM19 233H20V234H19ZM31 233H32V234H31ZM61 233H62V234H61ZM71 233L74 234V235L72 236ZM93 233H94V235H96L95 237H94ZM101 233H102V234L105 233V234L102 235ZM136 233H137V234H136ZM200 233H201V234H200ZM206 233H207V235H208V234H209V235H208V236H207V235L205 236ZM230 233L228 234V236L230 235V238L233 237V239H232V240H234L233 243L237 244V241H238L239 239H240L241 241H242V240L245 241V239L248 237V235H249L251 232L249 231V234H247L246 238H243L244 234L242 233L243 235H242V234L240 235V236H242L241 238H240L239 236H237L238 239L235 238V237H236L235 235H234L235 237H234L233 235L231 236ZM7 234H8V233H7ZM7 234H4V236H6ZM23 234H24L25 236H27V235H31V236H33V237H35V238L37 237L38 239H40V240L37 239V240L39 241V243L37 242L36 239H35V240H34V238L31 239L32 237L30 238L31 240L29 239L30 241H32V242H31L32 244L30 243V241L26 242V240H25L26 237L24 236V237H25V238H24V237H23ZM82 234H83V235H82ZM84 234H85V235H84ZM110 234H113V235H110ZM114 234H115V235H114ZM117 234H118V235H117ZM123 234H125L124 236H126V234H129V238L127 237L128 235H127L126 237H124ZM154 234H156L155 237H154ZM163 234H164V235H163ZM170 234H171V235H170ZM173 234H175V238H179L180 236H181V237H180L179 239H175ZM176 234H177V235H176ZM224 234H223V235H224ZM227 234H226V235H227ZM21 235H22V237H23L24 240L21 239V238H22V237H20ZM65 235H66V237H65ZM70 235L73 237L72 239L69 238V237H71ZM89 235H92L95 239H94L93 237L90 238L91 236H89ZM101 235H102V236H101ZM105 235H106L107 237H106ZM121 235H122V236H121ZM167 235L170 236V237H168ZM199 235H200V238H201V235H202V238H204V240H203V239H202V240H203L204 242H205V239H206V240H209V242H210L209 245H208V244H205L206 242H205V243H204V242L202 243V242H201L202 240H201L200 238H198ZM0 236H1V235H0ZM4 236L2 237V239L5 238ZM45 236H44V237H45ZM60 236H61V237L63 236V237L61 238ZM68 236H69V237H68ZM82 236H83V237H82ZM98 236H99V238H98ZM103 236H104V237H103ZM109 236H110V237H109ZM111 236H112L113 238H112ZM116 236H117V237H116ZM120 236H121V238H122V239L120 238L121 240L118 238V237H120ZM143 236H144V238H143ZM146 236H149V237L147 238ZM156 236H157V237H156ZM161 236H162V237H161ZM172 236H173V237H172ZM193 236H194V237H193ZM196 236H198V237H196ZM215 236H216V238H215ZM249 236H251V238H252V239H250V240L253 241L254 238L252 237V235H249ZM7 237H8V236H7ZM29 237H30V236H28V238H29ZM58 237H60L61 239L58 238ZM64 237H65V238H64ZM74 237H76L77 240H76ZM87 237H89V238H87ZM105 237H106V238L109 237L108 240H110V238H111V240L108 241ZM114 237L118 238V240H117L116 238H114ZM130 237H131V238H130ZM139 237H140V238H139ZM150 237H153V238H151V240H149ZM158 237H159V239H157ZM207 237H209V239H207ZM210 237H211V238H210ZM219 237H220V238H219ZM15 238H16V240H15ZM57 238H58V239H57ZM68 238H69V239H68ZM123 238H124V239H126V238L129 239V241H127V239L124 241ZM142 238H143V239H142ZM155 238H156L157 241L155 240ZM163 238H164V239H163ZM170 238H171V239H170ZM172 238H173V239H172ZM181 238H182V239L184 238L186 241H185L184 239L182 240ZM193 238H194V239L196 238V240H194ZM197 238H198V239H197ZM234 238H235L236 240H235ZM242 238H243V239H242ZM249 238H250V237H249ZM249 238H247V239H249ZM0 239H1V238H0ZM44 239H45V238H44ZM70 239H71V240H70ZM74 239H75V241H74ZM130 239H131V241H130ZM141 239H142V240H141ZM152 239H154L155 241H154V240L152 241ZM192 239L197 243V245H200V246H197L196 243H195ZM247 239H246V242H247ZM17 240H18V241H17ZM27 240H28V239H27ZM41 240H42V241H41ZM61 240H62V241H61ZM92 240H93V241H92ZM99 240H100V241H99ZM103 240H104V241H103ZM106 240H107L108 242H107ZM115 240H116V241H115ZM122 240H123V241H122ZM163 240H164V241L166 240L167 242L165 241V243H163ZM170 240H171V241H170ZM198 240H200V243H198V242H199ZM232 240H231V241H232ZM240 240L238 241V242H239L238 244H240V242H241ZM250 240H249V241H250ZM5 241H6V243H5ZM20 241H21V242H25V243H20ZM44 241H45L46 243H45ZM84 241H85V242H84ZM132 241H133V242H132ZM135 241H136V242H135ZM137 241H138V242H137ZM140 241H141V242H140ZM177 241H178V242H177ZM197 241H198V242H197ZM254 241H255V240H254ZM254 241H253V244L255 243ZM50 242H51V243H50ZM69 242H70V243H69ZM106 242H107V243H106ZM117 242H118V243H117ZM119 242H122V244L119 243ZM129 242H130V243H129ZM168 242H170V243L168 244ZM176 242H177V243H176ZM193 242H194V243H193ZM59 243H62V244H59ZM94 243H95V244H94ZM166 243H167V246H166L167 248H166V247L163 248V247L166 245ZM171 243L173 244V246L175 245V246H174V248L176 247L175 249H172V244H171ZM174 243H175V244H174ZM192 243H193L194 245H193ZM201 243L203 244V246H204V244H205V246H204V247H201V245H202ZM207 243H208V242H207ZM216 243H217V244H216ZM6 244H7V245H6ZM52 244H53V245H52ZM58 244H59V245H58ZM65 244H67V245H65ZM69 244H70V246L72 245L71 248H70ZM73 244H75V245H73ZM79 244H80V245H79ZM83 244H84V245H83ZM90 244H91V245H90ZM96 244H97V245H96ZM100 244H101L102 246H100ZM141 244H142V245H141ZM238 244H237V245H238ZM255 244H256V243H255ZM8 245L10 246V248H13V250H12V249L8 250V249H9ZM45 245H46V246H45ZM49 245H50V246H49ZM57 245H58V246H57ZM106 245H107V246H106ZM120 245H121V246H120ZM169 245H171V246H169ZM177 245H178V246H177ZM195 245H196L198 248H197V247L194 248ZM214 245H213V246H214ZM256 245H257V244H256ZM256 245H255V246H256ZM40 246H41V247H40ZM44 246H45V247H44ZM65 246H68V247H65ZM75 246H77V247H75ZM92 246H93V247H92ZM137 246H138V247H137ZM162 246H163V247H162ZM168 246H169V247H168ZM179 246H180V247H179ZM6 247H7L8 249H7ZM43 247H44V248H43ZM49 247H52V249L49 248ZM54 247H55V248H54ZM61 247H62V248H61ZM80 247H81V248H80ZM83 247H84V248H83ZM85 247H86V248H85ZM101 247H102V248H101ZM145 247H146V248H145ZM182 247L185 248L186 250H184ZM199 247H201L202 249H204V250H203L204 252L202 251V249L200 250ZM208 247H206V251L209 250V249H207ZM216 247H217V246H216ZM216 247H214V248H216ZM256 247H257V246H256ZM258 247H259V248H258ZM258 247H257V248L259 249V250L257 249L258 252H255V251H257V250H255V249H254L253 252H255L256 254L258 253V254L260 255L259 252H261V251H260V249H261L260 247H261V246L258 245ZM59 248L61 249V251H59V250H60ZM63 248H65V249H63ZM179 248H180V250H178ZM192 248H193V249H192ZM210 248L212 249V247H210ZM262 248H263V247H262ZM14 249H17V250H14ZM21 249H22L23 251H22ZM141 249H142V250H141ZM149 249H150V250H149ZM167 249H169V250H167ZM182 249H183L184 251H183ZM196 249H197V250H196ZM211 249H210V250H211ZM74 250H78V251H74ZM133 250H134V251H133ZM146 250H147V251H146ZM172 250H173V251H172ZM174 250H176V251H174ZM181 250H182V251H181ZM189 250H190L191 252H190ZM210 250H209V251H210ZM261 250H264V248L261 249ZM15 251H17V252H16L17 254H15ZM114 251H115V252H114ZM154 251H155V252H154ZM156 251H157V252H156ZM160 251H161V252H160ZM162 251H163V252H162ZM170 251H171V252H170ZM178 251H179V253H180L181 255L178 253ZM185 251H186V252H185ZM187 251H188L189 253H187ZM197 251H198V252H197ZM201 251H202L204 254L201 253ZM212 251H214V250L212 249ZM212 251L209 252L210 256H208V257H210V258H211V257H215V256H214L215 254H214ZM10 252H11V253H10ZM18 252H19V253H18ZM23 252H24V253H23ZM48 252H49V253H48ZM76 252H77V253H76ZM146 252H147V253H146ZM149 252H150V254H149ZM164 252H165V254H164ZM176 252H177V254H179L178 257H177V255H176ZM21 253H22V254H21ZM40 253H41L42 255H44L45 257L42 256V255H39ZM50 253H51V254H50ZM72 253H73V256L71 255ZM74 253H75V254H74ZM151 253H152V254H151ZM155 253H156V255H155L156 257L153 256ZM166 253L169 254V255L167 254L169 258L172 257V259H173V260H172V259L170 258L169 263L167 262V260H168L169 258L166 257V256H167ZM186 253H187V254H186ZM207 253H208V252H207ZM215 253H216V251H215ZM261 253H263V251H262ZM23 254H24V255H23ZM35 254H36V255H35ZM37 254H38V255H37ZM77 254H78V255H77ZM108 254H109V257H108ZM128 254H129V255H128ZM142 254H143V255H142ZM144 254H148V256H147V255L144 256ZM160 254H161V255H160ZM171 254H172V255H171ZM192 254H194L195 257H192V256H194V255H192ZM202 254H203V255H202ZM211 254H212L213 256H212ZM258 254H257V255H258ZM20 255H21V257H20ZM74 255H75V256H74ZM106 255H107V256H106ZM138 255H139L140 257H139ZM206 255H207V254H206ZM206 255H204V256H206ZM262 255H264V254H262ZM3 256H5L6 258L9 257L8 259H11V258H13V259H11L12 261H10V262L7 263V261L4 260L5 258H3ZM67 256H69V257H67ZM76 256H78L79 258H77ZM85 256H86L87 258H86ZM100 256L105 257L107 260L104 259L103 257H100ZM125 256H126V257H125ZM158 256H160L161 259H160ZM181 256H182V257H181ZM183 256H184V257H183ZM42 257H43V258H42ZM70 257L72 258V260H70ZM75 257H76V258H75ZM107 257L110 258V259H108ZM112 257H113V259H112ZM152 257H153V258H152ZM173 257L178 258V259L180 258V259H179V260H178V259H174ZM189 257H188V258H189ZM208 257H207V258H208ZM15 258H16L17 260H16ZM73 258H75V259H73ZM167 258H168V259H167ZM188 258H187V259H188ZM191 258H189L188 261H190ZM207 258H206V260H207ZM210 258H209V260H211V262L214 263L215 261L212 260L213 258H211V259H210ZM80 259H81V261H80ZM82 259H83V260H82ZM99 259H100V260H99ZM111 259H112V260H111ZM120 259H122L121 261H123V262H121ZM146 259H147V261H146ZM151 259H152L153 261H152ZM158 259H159V260H158ZM166 259H167V260H166ZM214 259H215V258H214ZM13 260H14V261H13ZM15 260H16V262H15ZM44 260H45V259H44ZM68 260H69V261H68ZM85 260H86V261H85ZM98 260H99V262H97ZM103 260H105V262H104ZM118 260H119V261H118ZM154 260H155V261H154ZM176 260H177L178 262H177ZM191 260H192V259H191ZM206 260H205V257H204V261H205L206 263L203 262V259H202L201 261H202L204 264H210V263H211L209 260H207V261H209L210 263H209V262L207 263ZM3 261H5V262H3ZM24 261H25V262H24ZM40 261H41V262H40ZM93 261H94V262H93ZM100 261H101V263H100ZM127 261H128V262H127ZM186 261H187V260H186ZM186 261H183V262H186ZM43 262H44V264L49 263L48 261H43ZM45 262H46V263H45ZM76 262H75V263H76ZM91 262H92V263H91ZM96 262H97V263H96ZM117 262H116V263H117ZM175 262H174V264H175ZM183 262H182V263H183ZM190 262H191V261H190ZM50 263H51V262H50ZM50 263H49V264H50ZM52 263H53V262H52ZM54 263H53V264H54ZM56 263H55V264H56ZM116 263H115V264H116ZM119 263H117V264H119ZM182 263H181V264H182ZM193 263H194V262H193ZM193 263L191 262V264H193ZM203 263H202V264H203ZM42 264H43V263H42ZM184 264H185V263H184ZM186 264H187V263H186ZM198 264H201V262L198 263ZM211 264H212V263H211ZM214 264H215V263H214Z\"/></svg>", "mask_w": 264, "mask_h": 264}]
</instances>
